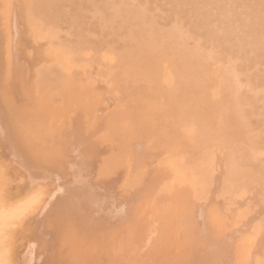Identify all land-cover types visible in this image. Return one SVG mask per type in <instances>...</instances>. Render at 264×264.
I'll use <instances>...</instances> for the list:
<instances>
[{
  "label": "rangeland",
  "instance_id": "rangeland-1",
  "mask_svg": "<svg viewBox=\"0 0 264 264\" xmlns=\"http://www.w3.org/2000/svg\"><path fill=\"white\" fill-rule=\"evenodd\" d=\"M5 1H6V2L8 1V2H7V7H6V2H5ZM24 1H25V2H24ZM24 1H21V0H19V1H18V0H17V1H14V0H13V1H12V0H4V1H3L4 4H1V3H0V6H1V7H0V10H1V12H0V17H1V19H2V14H3V13H5V15H6L5 17H7V18L9 19V20H8L7 18L3 17V18H4L3 23H4L5 21L8 22V23H7V24H8L7 26L9 27V25H10L9 22L13 20V16H12L13 10H15V11H14L15 13H13V15L15 14L14 17H16L14 20L16 21V19L18 18V19H17V22H20V20L22 21V23H17V22H15L16 27H17L16 30H17V31L19 30L18 32H20V33H18V35H17V39L15 40V43H16V44L10 42L11 39H12V38L10 39L11 36L13 37V39H15L13 34L10 35V33H11V32H10V28H12V27L10 26L8 30H5L6 32H4V33L7 34V36H4L5 34H4V33H1V32H3L2 30H3L4 28H6L7 26L4 27V25H6V24L0 23V24L3 25V26L1 25L3 29H1V26H0V38L3 37V38L0 39V52H1V53H0V60H2V61L0 62V63H1V64H0V71H1L0 73H2L3 70H4V67H2V66H6V67H7L6 63L8 64V63L10 62V60H13V61H14V63H12V62H11V63H12V64L14 65V67H15V68H13L14 71L11 70V71L14 72V74H13V72L8 71L9 73H8V76H7V71H6V73H5L6 77H9V76L11 75V77H9V78H11V79H10L11 81L9 80L11 83H10V82L8 83V82L6 81V80H8L9 78L3 77L4 79L6 78L5 81L2 79V77H1L2 80L0 79L1 81H3V82H7V84H9V85H7L6 83L1 84V82H0V85H1L2 87L6 88V92H8V93H10V92L12 91V95H15V97L13 96L14 99H12V96H11V95H10V97H9V96H8L9 94L7 95V94H5V93H4V95H7V96H3V93H2L1 95L3 96V97H2L3 99H4V98L6 99V97H8L7 99H9V100H5V99H4L3 102L5 103V105H6V106L8 107V109H9L10 106H8V104H7V101H9L8 103H9L10 105L13 106L12 109H11V107H10V109H11V111H12V110L15 111V115L17 114V115H19L20 117L23 116V115H29L28 118H29V121H30V122L28 121L27 116H26L25 118L23 117V118H22V121H21V122H24V123H27V124H28V129L30 128L29 126H31V127H33V128H37V129L35 130V129L31 128V130H28V129H27V126L24 125V123L19 125V123H21V122L18 121V122H19V123H18V126L21 127L20 129H22L23 132H24V131H26V132H25V134H24L23 132H19V133H18L17 131H15L16 129L13 130V131L17 132V134H20V133H21V135L24 134V136H23V135L20 136V137H17V136L14 137V136H13V137H11V138H8V139H10V141L13 140L14 142H16V140H15L14 138H16V139L18 138V143H15V144H14V145H16V147H17V148L15 147V150H16V151L13 149V150H11L12 153L9 154L8 151H9L10 149H9L8 151H7V149H4V148H6V147L8 148V145H9V144L6 142V140L4 139V137L6 138V137L8 136V135H5V134H7V133L9 132V130H8L9 128H7V131H5V132H7V133L1 131L2 129H4V130L6 129V125H4L5 128H4V127H3V128H0V134H1V135H0V145H1V142H3L2 145L4 144L3 146L1 145V146L3 147V149H4V152L2 151V153H5V154H6V152H7L6 155L9 156L8 159L11 158L10 161H8V159H6L7 157H3V156H5V155L2 156V154H1V152H0V156H2V157L4 158V161H6V162H4V161H3V158L0 157V159H2V161L4 162V163H2V162L0 161V202H1V203H0V208H1V205H2V207H4L5 205L7 206V207L5 206L4 208H2L3 211L0 210V215H1V216H0V220H1V221H0V236L3 235V236H4V237H3L4 240H7V241H4L3 239H1L2 237L0 238V246H3L2 248L0 247V251H1V252H0V253H1V256H0V262L2 261L1 259H3V261H5V260L7 259V260L5 261L6 263H5V262H4V263L1 262L0 264H7V262H8L9 264H15V263H14V259L16 260V264H20V263H21V264H25V263H24L25 261H26V262L28 261L26 264H32V263H34V259H36V260H35V261H36L35 264H38L40 260H42V262H41L42 264H43V263H44V264H48L49 262H51L50 259H49V260H50L49 262L47 261L48 258H53V257H54V259H55V256L58 255V254H57L58 251H57L56 249H54V252H55V254H56V255L54 254V255H55V256H54L53 253H52V252H53V251H52V250H53V249H52V248H53L52 243H54V242H52V243L49 242V241H48V240H49L48 238L50 237V238H51V241H53V238L56 239V237H54V236H57L58 233H57V234H54V236H50V235L47 234V235L49 236V237L47 236L48 238L46 237L48 240H44V239H43L44 241L49 242V243H50V246H51V247H50L49 245H48V246H45V245H46V242H45V244H42V245H44V247H45V248H42V249H45V255H46V256L49 255V254H46V251H48V253L51 252L52 255H53V256H51V257L48 256V258L45 259L46 256L43 255V254H44V251H42V250L39 251V249H40L41 246H42L41 244H40L41 246H39V243H43V242H44L42 239H40V241H38V238L40 237V236H38V234H39L38 232H41V231L37 230V232H36L37 227H38L40 224H42V223H40V222L38 223L37 221H40V220H37V221H36V219H37V218L41 219L40 217H42V216H41V215H42V210H43V212H44V211H46V208H49L50 210H51V208H52V210H51V212H50V215H51V213H53V214H54V213H57L56 210H58V212H59V206H61V205L63 206V207H61V209L67 207L68 209H72V211H70L71 213H73V211L76 213V211L73 210V209H76V206H77V205H78L77 207L80 208V207H81V206H79L80 203H81V205H82V203H84L83 208L86 207V208L88 209V210H86L88 214H89V212H92V213H93L92 215H90L91 213L89 214V216H90V218H91L90 220H92L93 216H95V219L97 220V223H99V222H100V223H101V222L104 223V220H103V219H105V223H107L108 226H110L109 228L111 229V226H112V229L114 230V232L116 231L115 233L112 232V233H114V237H113V235H112V233H111L112 230H110V229H109V233H108V234L111 233L110 236H109V235L106 236L105 233H104V235H105L106 237H105V236H103V237H105V239L108 238V237H111V239L108 238L109 241H111V240H116V239H118V238H119V239H124V240H125V239H126V240H130V241H131V238H132L133 240H138V241H141V242H142L143 240H147V239H149V240L151 241L150 238L153 236L152 234H155V233H156L155 235H157V236L159 235V239L162 237V238H164V239H166V240H165V241H163V240H159L158 237H156L155 240L158 239L157 241H158L159 243L162 242V241L166 243V241H169V240H167L169 236H170L169 238L171 239V235H170V232H169V233H167V234H169V235L166 237L167 234L164 232V231H165V230H164V229H165V228H164V225L167 226L166 228L169 227L168 229H169V230L171 229L170 231H172V227H173V226H174L173 229H175V228H176V230L178 229L177 232H175L176 230H175V231L173 230L174 232H173V231L171 232V233H173L172 239H173L174 241H172V240H170V241L172 242V245H173V246L171 245V243H170L169 246H168L167 243H166V246H167V247H166V246H163V247H165L164 250H163V247L159 245V247L163 250V253L160 254L161 257H159V258L157 259L158 261L155 260V261H157L156 264H158L159 262H162V263H160V264H163V262L166 263V261L169 260V259H171V260H175V261H177V262H175V261L172 262L171 260H169V261H171V262L168 261L167 264H171V263H173V264H174V263H176V264H177V263L185 264L186 262H187L186 264H189V263L192 264V262H193V264H195L194 262H197V261H195V260H198L199 257H200L199 260L203 259V257L206 259V258H207L206 256L210 257V256H209V255H210L209 252H208L207 254L204 253V252L207 251V248H206V247H207V244H208V243H209L208 245H213V246H215L213 250H212L213 247L211 246V249H210V248H209L210 246H209L208 249H209L210 251H217V252H215V253H213V252L211 253V256H212V254H213V256H212V258H211V259H213V262L210 261V263L212 262L211 264H216L217 261H218L217 264H221V263L223 264L226 260H227L228 262H229V261H230V262L227 263V261H226L225 264H231V263L234 262V259H235V258L237 259V260H235V261H236V262H239V261H240V260H239L240 257L242 258V259H241L242 262L240 261L239 263H243V262H245V260H247V261L250 260V261H248V264H249V262H250V264H251V263H252V264H263V263H264V248H263L264 246H262V245L264 244V240H263L264 238H263V239H261V238L264 237V231H263V230H260V229H261V228L264 229V225H262V224H263L262 222H264V220H263L264 218L262 219V217L264 216V212H262V211L264 210V208H262V207H264V203H263V202H264V199L261 198V196H264V191H263V190H264V187H262V186H264V184H263L264 181L262 182V180H264V175H262V174H264V164H263V163L261 164L260 162L264 160V159H263V158H264V152H263V151H264V148H263V147H264V144H263V143H264V140L261 139L260 141H257V139H259L258 136L253 137L254 140L252 139V135H253V134L257 135V133H255L256 131H259L258 134L260 133V131L263 133V129H262L260 123L257 121V119H254V120H255V121H254V124H252V125H253V128H252V126H251L250 130H249L248 128H245V129H248V130H249L248 132H247V131H246V132H247V133H250L249 135L251 136V139H247V138L249 137V135H248L247 133L245 134L246 136L243 137L245 131H244L243 129L241 130V129L238 127V123L240 122V123H239V124H240L239 126H240V127H243V126H244V120H243V118H241V117H240L241 119H239V118H238L239 115L236 114L235 112H232V111H233V110H232L233 108H232L231 104H232L233 98H231V97L228 98V97L224 96L223 94H221V96H219L220 93H223V91L225 90V88L228 86V84L225 83V82H227V81H224V82L222 83V80H219V81L221 82V83H219V82H217L218 79L216 80V77H217V76H216V75H217V74H216V70L218 71V67H219V62H220V61H218L217 63L214 62V68H215L214 71L212 70L213 68H210V66H209V68L211 69L210 71H212V72L215 73V75H214V76H215V77H214L215 79H214V80L212 79L213 77H211V76H213V75H211L212 72H209L211 76H209V73L207 72V70L209 69V68H207V67H208V65H210V64H208V65L203 64V63H202L203 65L200 64V65L202 66L201 69H203V67H204L205 70H206V68H207V70H206V71L203 70V72L205 71V72H206L205 75H207V78H208V76H209V78L207 79L206 76H205L204 73H203V75H204V77H205V78H204L203 75H202V71H199V69H198V68H200V67H199L200 65H199L198 63H195L197 66L194 67L195 64H191V63H182V62H179V61L173 60L172 58H171V59H172V60H171V59H170V56L168 55V52L166 51V49L168 50V48H166V49L164 50V52H163V49H164V48H163L162 51H161V53H159V54L157 53L158 50L154 49V50L157 51V52H156V51H154V50L152 49V52L154 51V52H153L154 54H153V57L150 56V55H151V54H150L151 52H150V51L148 52V49H147L148 47H145V44L142 45L144 39H145V41H144L145 43H146V41H148V40L146 39V38H147V37H146V33H145L146 31H144V32L142 31V32H140L139 34H141L143 38H144V36H145L144 39L142 38L143 41L141 40L140 36H139V35H136V32H134L135 36L137 37V39H136V43L139 45L140 43H138V41H140V42L142 41V42H141L142 44L140 45V50H139V49H138V50H134V52H138V51H139L138 54L140 53L139 55H140L141 57H142L141 52H146L147 55L149 56L148 58H153V61H152V60H151V61H152V63H153L154 65H153L152 63L150 64V63H149L150 61H146V62H145V61H142V62H139V64H138V62H132V59L134 60V57L131 58V59H130L131 62H129V59L126 60V61H122V60L118 59V57H117V59H116V57H115V58L113 57L114 59H116V60H114V59H112V57H111L110 55H108L110 58L107 56V58H108V59H107L108 61H107V60H105V59H106V55H107V53H105V58H104V56H102L103 59L100 58L101 55H97V56H95V55H96L95 53L98 52L99 50H100V52H102V50L104 51L105 49H106V52H108L109 50H111V49H108V48H106V47H101V48H99V49H91V50H89V52H88V50H86L85 52L87 53V54H86L87 57H84L82 54H80L81 50H79V53H77L78 50L76 51V49L69 48V47L66 48V47H63V46L61 45L63 48H65V51H67V52H65V54H64V52H62V53L64 54L65 58L61 55V53H59V54L61 55V57H60L61 60H58V61H60V62H58V63H61L62 60H63V62H62V65H63V66H65V63L67 62V63H66V66H69V68H70V67H71V68L74 67L73 69L70 68V70H69V71H72L70 75H72V73H73V76H71V78H67V77L69 76V74H68L69 71H68V70H65V69H64L65 71H63L62 69L65 68V67H63L61 64H59V66L61 65V66L59 67V66H58V63H57V61H56L57 59L55 60L56 62H54V61H52V60H54V59H52V58H54V57H52V58L50 57V56H51L50 54H52L53 56L55 55V54H53V51H54V50H52V49H53L54 46H55L54 48H56V46H58L57 44H59V43H57V41L65 40V39H67V37H68V35H64V31H65V33H66V30H67V28H66V24H61V25H60L61 27L59 28V31H57L58 33H59V32L61 33V32L66 28V30H64V31L62 32V34H60V33L58 34L59 36L62 35L61 37H63V38H59L58 35L55 36L54 34H53L54 36L52 35L53 37H51L52 31H50V30L47 28L48 25H47V22L45 21V18L43 17V15H38V14H36V15L34 14V15H33V11H32L31 4H30V6H28V4H29V3H27L28 0H24ZM26 1H27V2H26ZM9 2H10V3L12 2L13 4L11 5V4H9ZM15 2H17L16 5H15ZM22 2H23V4H24V3H27V5H25V6H26V7L28 6L27 8H29V9H28V11H29L28 13H26V11H24V10H25V6L22 4ZM20 4H21V5H20ZM9 5H10L11 7H10ZM2 6L5 7L7 10H5V8H3V10H2V9H1ZM22 6H23V7H22ZM8 7L11 9L10 12L8 11V9H9ZM16 7H17V8H16ZM20 7H22V10L19 9ZM12 8H13V9H12ZM14 8H15V9H14ZM10 9H9V10H10ZM4 10H5L6 12H5ZM7 11L9 12L8 14H7ZM19 11H20V12H19ZM21 11H22V12H21ZM23 11H24V15H23ZM25 13L27 14V16H25ZM9 14L12 16V17L10 16V18H12V20L9 18ZM17 15H18V16H17ZM3 16H4V15H3ZM19 16H20L21 18H22V16L27 17V19H30V21H31V19H33V20H32L33 22H34L35 20L39 21V22L35 21L36 24H37V26H38L37 29H39V32H40V28H41V27H42L41 30H43V33H44L45 35H46V33H47V32L45 33V30H46V31L49 30V31H48L49 33H48V34H50V37H49L48 34H47L46 36L43 37V35H44V34H43L41 37L44 38V39H41V38H39L38 40H37V39H34V38H37L35 35L41 34L42 32H41V33H38V30H37L36 28L34 29L33 26H31V27L34 29V32L37 31L36 34H35V33L33 32V30L31 31V28L28 29V26H29V25H28V24H29L28 21H29V20H26V21H25V18H22V19H21ZM29 17H30V18H29ZM34 17H35V18H34ZM23 19H24V20H23ZM38 19H39V20H38ZM14 20H13V21H14ZM13 21H12V22H13ZM0 22H2V20H1ZM6 22H5V23H6ZM12 22H10V23H12ZM24 22H26L27 24L24 23ZM23 23H24V25H23ZM40 23H41L42 25H41ZM18 24H21V25H18ZM25 24H26V25H25ZM30 24H31V23H30ZM11 25H13V24H11ZM31 25H32V24H31ZM40 25H41V26H40ZM64 25H65V26H64ZM22 26H24V27L26 26L25 28H26L27 30H30V32L27 31V30H26L24 27H22ZM46 26H47V27H46ZM13 27H15V26H13ZM18 27H19V28H18ZM39 27H40V28H39ZM44 27H45V28H44ZM20 28H24L26 32L24 31V29L21 30ZM43 28H44V29H43ZM6 29H7V28H6ZM12 29H13V28H12ZM12 29H11V31H12ZM62 29H63V30H62ZM7 31H8V33H7ZM21 31H22V32L24 31V33H22ZM12 32H13V31H12ZM28 32H29V33L32 32L34 37L31 38V37H32V36H31L32 33L29 34ZM26 33H27V34H26ZM54 33H55V32H54ZM142 33H144V34H142ZM25 34L27 35V37H23V36H26ZM66 34H67V33H66ZM15 35H16V34H15ZM22 35H23V36H22ZM28 35L31 36V37H28ZM19 36H20V37H19ZM39 36H40V35H38V37H39ZM47 36H48V37H47ZM135 36H133V37H135ZM8 37H9V38H8ZM54 37H55V38H54ZM56 37H57V38H56ZM129 37H132V36H129ZM4 38H6V40H7V38H8L9 41L7 40L8 42H6ZM18 38H19V40H18ZM22 38H23V39H22ZM24 38H25V39H24ZM30 38H31L32 40L34 39V42H35V43L32 42V40H31ZM50 38H52V39H50ZM13 39H12V42H13ZM20 39L23 40V41L21 42ZM29 39H30L31 43H30ZM47 39L49 40V42H48ZM57 39H58V40H57ZM17 40H18V42H17ZM24 40H26L27 42L23 43ZM39 40H40V41H39ZM43 40H46V41H43ZM134 40H135V38H134ZM137 40H138V41H137ZM19 41H20L21 43H19ZM51 41H52V42H51ZM1 42H2V43H1ZM36 42H37V44H36ZM39 42H40V43H39ZM43 42H44V44H43ZM18 43H19V44H18ZM22 43H23V44H22ZM41 43H42V44H41ZM45 43H46V44H45ZM47 43H49V44H47ZM51 43H52L53 45H51ZM147 43H148V42H147ZM4 44H5V46H4ZM6 44H7V45H6ZM8 44H10V45H8ZM20 44H21V45H20ZM29 44H30V46H29ZM39 44H41V45H39ZM13 45H14V49H13V47H11V46H13ZM27 45H28V46H27ZM32 45H35V47L38 46V45H39V46H38V48H37V47L35 48L34 46L31 47ZM43 45H45V46H43ZM46 45H47V46H46ZM48 45H49V46H48ZM59 45H60V44H59ZM8 46L11 47L12 51H15V54H14L13 56H11V54H10L11 50H10V48H9ZM22 46H23L24 48H22ZM26 46H27L28 48H25ZM41 46L44 47V48H45V47H46V48L48 47V48H50V49L48 50V48H47V49H44V48H43V49L46 50V51H41V50H43ZM50 46H51V47L53 46V47L51 48ZM61 46H58L57 48L60 49V48H62ZM142 46H143V47H142ZM3 47H6V48H3ZM20 47L22 48V49H21L22 51L25 50L24 53H26V55L20 50ZM141 47H142V49H141ZM17 48H18V49H17ZM31 48L38 49V51H37V53H36L35 55H34V53H35V52H34V49H31ZM39 48H41V50H40ZM57 48H56V49H57ZM8 49H9V50H8ZM66 49H67V50H66ZM191 49H192V48H189V49H186L185 51H187V52H192ZM7 50H8V54H7V52L5 53V51H7ZM19 50L21 51V53H20ZM31 50H33V51L31 52L32 56H31V54H30V51H31ZM51 50H52V53H51ZM57 50H58V49H57ZM57 50H56V52H55V51H54V52H55V53H58L59 51H57ZM60 50H61V51H64V49H60ZM92 50H93V51H92ZM107 50H108V51H107ZM189 50H190V51H189ZM26 51H27V52H26ZM35 51H36V50H35ZM39 51H40L42 54H40ZM47 51H50V52L48 53ZM68 51H69V52H68ZM70 51H72V52L74 51L73 54H72V56L70 57L71 59L75 60V61L71 60V62H73V63H71L70 61H68V60H69L68 57H69V55H70L69 53H71ZM90 51H92L93 53H92V52L90 53ZM116 51L119 52L120 50H116ZM140 51H141V52H140ZM168 51H169V54L172 53V52L170 53V51H172V50H168ZM38 52H39L40 55H38ZM43 52H44V53H43ZM45 52L47 53V55L49 54L50 56H47ZM111 52L113 53V50H112ZM159 52H160V51H159ZM162 52H163V53H162ZM166 52H167V54H166ZM3 53H5V54H3ZM11 53L13 54L14 52H11ZM28 53H29L30 55H28ZM76 53H77V54H76ZM81 53H82V52H81ZM89 53L92 54V55L90 56ZM109 53H110V51H109ZM115 53H116V52H115ZM115 53H113V54H115ZM164 53H165V55H166L167 57L164 55ZM9 54H10V55H9ZM22 54H23V55H22ZM44 54H45V55H44ZM74 54H75V55H74ZM83 54H84V52H83ZM93 54H94V55H93ZM100 54H101V53H100ZM149 54H150V55H149ZM156 54H157V56L162 54V55L165 56V57H160V56H159V57H157L158 59L156 58V59H157V60H156V59H154L155 56H156ZM4 55H5L6 57H4ZM15 55H17V56L14 58ZM24 55H25V56H24ZM56 55H57V56H55V58H56V57L59 58L60 55H58V54H56ZM80 55L83 56V59H84V58H85V59L83 60V59L81 58ZM102 55H103V53H102ZM34 56H35V57H34ZM40 56H41V58H40ZM89 56H90V57H89ZM168 56H169V58H168ZM2 57H3V58H2ZM11 57H12L13 59H12ZM20 57H21L22 59H23V58H25V59H24V60H21ZM28 57H30L31 63H30V60H28V59H29ZM36 57H37V61H36ZM38 57H39L40 59H42V60H41V63H42V66H41V67H40V64H41V63L38 64V63L40 62V60H39V62H38ZM44 57H45V58H44ZM47 57H48V58H47ZM91 57H92V59H91ZM93 57H94V58H93ZM1 58H2V59H1ZM4 58H8V61H7V59L4 60ZM27 58H28V59H27ZM49 58H50V59H49ZM99 58H100V59H99ZM45 59H49V60L45 61ZM88 59H89V60H88ZM98 59H99L100 62H102L101 64H99L100 62L97 61ZM101 59H102V60H101ZM111 59H112V60H111ZM136 59H137V58H136ZM166 59H167V60H166ZM190 59L193 61L192 57H190ZM18 60H19V61H18ZM20 60H21V62H20ZM32 60H33V61H32ZM50 60H51L52 62H51ZM66 60H67V61H66ZM80 60H81V61H80ZM103 60H104V62H103ZM6 61H7V62H6ZM15 61H16V62H15ZM28 61H29V64L31 65V67H30L29 64L27 63ZM34 61H35V62H34ZM43 61H45V63H46L47 65H46ZM76 61H77V62H76ZM83 61H84V62H83ZM87 61H88V62H87ZM91 61H93V63H92ZM111 61H112L113 63H112ZM116 61H117V62H116ZM155 61H156V62H157V61H160V62H159V64H158V63H156ZM175 61H176L177 63H175ZM4 62H5V63H4ZM32 62L35 63V64H33ZM49 62H51V63H50L51 65L48 64ZM68 62H70V64H68ZM86 62H87V63H86ZM96 62H97L99 65L96 64ZM115 62H116V63H115ZM144 62H145L146 64L148 63L149 65H151V67H150L148 64L146 65ZM178 62H179V63H178ZM21 63H22V64H21ZM82 63H83V64H82ZM90 63H91V64H90ZM94 63H95V64H94ZM109 63H110V64H109ZM140 63L142 64V67L140 66V67L142 68V71H143L142 73H144V71H145V73H144L143 75H142L141 73H139V72H141V71H140L141 68H140V70H139V67H137L138 65H140ZM161 63H162V64H161ZM215 63H216V64H215ZM19 64H20V65H19ZM23 64H24V65H23ZM36 64H37V66L39 65V67H37ZM72 64H73V65H72ZM74 64H75V65L77 64L78 66H77V65L75 66ZM104 64L107 65V66H105ZM123 64H124V65H123ZM144 64H145V65H144ZM157 64H158L161 68H163L164 66H165L166 68L164 67L163 69H159L160 67L157 68V66H158ZM176 64H177V65H176ZM184 64H185V65H184ZM187 64H188V66H187ZM189 64H191V66H189ZM25 65H27V66H26V68L24 69ZM32 65H33V66H32ZM93 65H94V66L97 65V66L93 67ZM102 65H103V66H102ZM108 65H109V67H108ZM114 65H115V66L117 65V67H115ZM129 65H130V66L133 65V66L130 68ZM152 65H153L154 67H156V69L161 70V71H158V70H157V72H156L157 75H156V76H154L156 73H155V74L153 73L155 69H153L154 67H152ZM155 65H156V66H155ZM171 65H172V66H171ZM173 65H174V66H173ZM179 65H180V66H179ZM182 65H183V66H182ZM8 66H9L8 68H10L12 65H10V63H9ZM23 66H24V67H23ZM34 66H35V67H34ZM46 66H47V67H46ZM127 66H128V67H127ZM144 66H145L146 68H147V66H148L149 68H151L152 72H151V70L146 69ZM162 66H163V67H162ZM167 66H168L169 68H168ZM12 67H13V66H12ZM27 67H28V70H30L31 72L28 71V73H27ZM54 67H55V68H54ZM62 67H63V68H62ZM76 67H80V68H77V69H76ZM125 67H126V69H125ZM143 67H144L145 70L143 69ZM211 67H212V66H211ZM1 68H2V70H1ZM29 68H30V69H29ZM34 68H35L36 70H35ZM61 68H62V69H61ZM66 68H67V67H66ZM69 68H67V69H69ZM86 68H87V69H86ZM94 68H96V70H95ZM101 68H102V69H101ZM107 68H108V69H107ZM119 68L121 69V71L119 70ZM177 68H178V69H177ZM181 68H182V69H181ZM183 68L185 69V72L182 71V70H184ZM186 68H187V69H186ZM6 69H7V68H6ZM6 69H5V70H6ZM11 69H12V68H11ZM19 69H20V71H19ZM57 69H58V70H57ZM60 69H61V70H60ZM74 69H75V70H74ZM85 69H86V70H85ZM93 69H94L95 73H94V71H92ZM106 69H107V70H106ZM170 69H172L173 74H172V72H171ZM189 69H191V70L193 69V71H191V70H189ZM5 70H4V71H5ZM7 70H10V69H7ZM33 70H35L36 73H37L38 71H39V72L35 75V74H33V73H35V71L33 72ZM56 70H57V71H56ZM105 70H106V71H105ZM117 70H118V71H117ZM125 70H127V71L125 72ZM162 70H163V71H162ZM174 70H175V72H174ZM23 71H24V74H23ZM47 71H48V72H47ZM49 71H51V72L49 73ZM67 71H68V73H67ZM84 71H86V72H84ZM91 71H92V73H94L95 75H93V74L91 73ZM107 71H108V72H107ZM109 71H110V72H109ZM116 71H117L118 73H116ZM18 72H19V74H18ZM21 72H22V73H21ZM65 72H66V73H65ZM80 72L83 74V76H84L85 78L81 75ZM88 72H89V73H88ZM100 72H102V73H100ZM103 72H104V74H103ZM120 72H121L122 74H121ZM123 72H124V73H123ZM149 72L152 73V74H151V75H148V74H150ZM159 72L162 73V74L160 73V75H161L160 82H161V83H162V82H163V83H165V82L168 83L167 86L164 85V84H162V86H165V90H164V91H163V89H159L158 87H156V86H158V84H159V83H158V82H159L158 80L155 81V82L158 81V82H157L158 84L155 83L156 85H155V84L153 85V87H155V89H154L153 87H151L150 85H148V83H147V81L150 80V79H152V80H150V81H153V80H154L152 77H154V78H156V79H158L157 77L160 78V76L158 75ZM163 72H166V75H165V73H163ZM183 72H184V73H183ZM10 73H12V74H10ZM26 73H27L28 75L31 73V74L29 75V78H30V77H32V78H31V79L27 78L28 76H25ZM75 73H76V74H75ZM79 73H80V74H79ZM86 73H87V74H86ZM96 73H97V74H96ZM99 73H100V74H99ZM107 73H108V75H106ZM109 73H111L112 75H109ZM125 73H126V74H125ZM188 73H190V74H188ZM193 73H195V74H193ZM200 73H201V74H200ZM214 73H213V74H214ZM3 74H4V72H3ZM32 74L35 75V77H34ZM39 74H41V75H40V77H41L40 79L38 78V75H39ZM88 74L91 75V76H89ZM102 74H103V75H102ZM124 74H125V76H124ZM146 74H147V76H145ZM163 74H164V77H166V79L163 77ZM176 74H177V75H176ZM182 74H183L184 76H183ZM185 74H186V76H185ZM21 75H22V76H21ZM31 75H32V76H31ZM78 75H80L81 77L78 76ZM98 75H99V76H98ZM105 75H106V76H110L111 78H112V76H114V77H113V79H110V77H109V79H108V77H106V78L108 79V80H107V79H105ZM135 75H136V76H135ZM137 75H139V77H140V75H141L142 77L138 78ZM167 75H168V76H167ZM0 76H1V75H0ZM12 76H13V77H12ZM36 76H37V77H36ZM63 76H64V77H63ZM77 76H78V77H77ZM96 76H97V77H96ZM103 76H104V78H103ZM117 76H118V77L121 76L122 78H118ZM169 76L172 77V78H170L171 80L168 79V80L170 81V84H169V81H167V77H169ZM180 76H182V77H181V79H183L182 81L179 80ZM187 76H188V78H187ZM16 77H17V78H16ZM69 77H70V76H69ZM72 77H73V79L75 80V82H74V80H73V81H72V80H71V81L69 80L70 82L67 84V85H69V86H67V85L65 84V85H66V89H65V90H62V87H63V86L65 87V85L63 84V81L61 82V80L72 79ZM92 77H93V78L95 77V79H93ZM100 77H101L102 81H104L103 79L106 80V81H104V83H107V84H104V85H107L108 87L111 85V86L109 87L110 89H105V90H104V88L107 87V86H104L103 84H102L103 86H101V85L99 84V83L102 82L101 79H100ZM143 77H144V78H143ZM149 77H150V78H149ZM189 77H191L190 80H189ZM195 77H196V79H195ZM42 78H44V79H42ZM61 78H63V79H61ZM75 78L77 79V81H78V79L80 78L79 81L77 82L76 86H75V83H76V79H75ZM83 78L86 79L84 82H83ZM90 78H91V79H90ZM117 78H118V80H117ZM146 78H148V79H146ZM23 79H24V81H23ZM26 79H27V82L25 81ZM28 79H29V81H28ZM35 79H36V81L38 82V84H36L37 82L34 81ZM56 79L58 80V82L56 81ZM96 79H99V80H100L99 83H98V80H97V82H96ZM185 79H186L187 81H189V82L191 81L190 84H189V86H188V85L185 86L186 84L189 83V82H187ZM192 79H193V80H192ZM198 79H199V80H198ZM81 80H82V81H81ZM110 80H111V81L113 80V81H112L113 83H112ZM135 80H136V81H135ZM140 80L142 81V83H143V81H144V85L142 84L143 87H144V88H143L144 90H142V89L140 88L142 85L138 87V83L140 82ZM146 80H147V81H146ZM206 80H208V81L211 80V81H210L209 83H207L208 81H206ZM212 80H213V81H212ZM215 80H216V81H215ZM33 81H34V82H33ZM65 81H66V80H65ZM107 81H108V82H107ZM138 81H139V82H138ZM177 81H178V82H177ZM192 81H193V82H192ZM199 81H200V82H199ZM214 81H215V82H214ZM25 82H26V84H25ZM32 82L36 84V87H35V86H31V85H34ZM66 82H67V81H66ZM66 82H65V83H66ZM79 82H80V83H79ZM131 82H132L133 84H131ZM148 82H149V81H148ZM153 82H154V81H153ZM176 82H177V83H176ZM201 82H202V83H201ZM211 82H212L213 85L211 84ZM30 83H31V84H30ZM71 83H72V84H71ZM96 83H97V84H96ZM136 83H137V84H136ZM171 83H172V84H171ZM178 83L180 84V86H179ZM183 83H185V84L183 85ZM191 83H192V84H191ZM204 83H205V84H204ZM206 83H207V84H206ZM19 84H20V87L18 86ZM21 84H22L23 87L21 86ZM27 84H29V85H27ZM41 84H42V85H41ZM43 84H44V85H43ZM61 84H62V85H61ZM70 84H71V85H70ZM73 84H74V85H73ZM98 84H99V85H98ZM127 84H128V85H127ZM140 84H141V83H140ZM149 84H153V83H150V82H149ZM177 84H178V85H177ZM209 84H211L212 86H210ZM214 84H216L214 88L217 89V90L215 89V91H214V88H213ZM218 84H219V85H218ZM222 84H224V85H222ZM4 85H5V86H4ZM38 85H39V86L41 85L40 88L37 87ZM90 85H91V86H90ZM94 85H96V86L94 87ZM112 85H113V86H112ZM116 85H117V86H116ZM135 85H137V86L135 87ZM172 85H175L174 88L172 87ZM176 85H177V86H176ZM220 85H222V87H220ZM226 85H227V86H226ZM8 86H9V87H8ZM12 86H13V87H12ZM25 86H26V87H25ZM28 86H31V87L27 88ZM42 86H44V87H42ZM53 86H54V87H53ZM70 86L72 87V88H71L72 90H70ZM87 86H88V87H87ZM125 86H126V87H125ZM128 86H129V87H128ZM133 86H134V88H135V91H137V90H138V91L142 90V91H140V93L137 92V94L134 95V94H135V91H133V90H134V89H133ZM159 86H160V88H162V87H161V84H160ZM182 86H183V87H182ZM209 86H210V87H209ZM2 87H1V88H2ZM11 87H12V88H11ZM14 87H15V88H14ZM18 87H19V88H18ZM21 87H22V88H21ZM32 87H33V88H32ZM47 87H48V88H47ZM76 87H78V88H77L78 91H77V90H74ZM86 87H87V88H86ZM97 87H98V88H97ZM100 87H101V88H100ZM102 87H104V88H102ZM111 87H112L113 89H112ZM124 87H125V88H124ZM127 87H128V88H127ZM150 87H151V88H150ZM166 87H167L168 89H167ZM169 87H170V88H169ZM186 87L189 89V91H187L188 89H187ZM191 87H192V88H191ZM205 87H207V88H205ZM208 87H209V88H208ZM217 87H218V88H217ZM1 88H0V89H1ZM7 88H10V89H12V90L9 92V91L7 90ZM41 88H43V90H42ZM68 88H69V89H68ZM80 88H81V89H80ZM90 88H91V90H90ZM96 88H97V89H96ZM122 88H123V89H122ZM131 88H132V89H131ZM156 88H157V89H156ZM175 88H176V91L174 92ZM179 88H180L181 91L178 90ZM183 88H186V89L184 90ZM211 88H212V89H211ZM220 88H221V89L223 88V89H222L223 91H220V90H219ZM2 89H3V88H2ZM13 89H15V91H14ZM23 89H24V92H22ZM27 89H28V90H27ZM31 89H32V90H31ZM35 89H36V91H35ZM40 89H41V90H40ZM82 89H84V93H85L84 95H85L86 97H87V95H88V94L86 93L87 90H88L87 92L90 94V95H88V99H89L88 102L85 101L86 98H85V96L83 95V90H82ZM86 89H87V90H86ZM95 89H96L97 91H96ZM98 89H100V90L98 91ZM115 89H116V90H115ZM124 89H126V92H125ZM129 89H130V90H129ZM171 89H172L173 91H172ZM197 89H198L199 91H197ZM210 89H211V90H210ZM3 90H4V89H3ZM19 90H20V91H19ZM33 90H34L35 92H33ZM45 90H46V91H45ZM58 90H59V91H58ZM92 90H93V91H92ZM102 90H103V92H102ZM106 90H107V91H106ZM108 90H110V91L113 90V91H114V92H113L114 94H113V93H110V91H108ZM120 90H121V91L124 90V91H122L123 93H121ZM128 90H129L130 92H129ZM154 90H155V92H154ZM156 90H157V91H156ZM158 90H159V91H158ZM194 90H195V91H194ZM205 90H206V91H205ZM207 90H208L209 92H210V91H213V92H210V94H208V93H207ZM0 91H1V90H0ZM4 91H5V90H4ZM29 91H30V92H29ZM39 91L41 92V94H40ZM44 91H45V92H44ZM50 91H52V92H50ZM63 91H65L66 94L61 93V92H63ZM73 91H75V92H73ZM76 91H77V92H76ZM91 91L94 92V94H95L96 96H95L94 94H91V93H90ZM105 91H106V92H105ZM127 91H128V93H127ZM2 92H3V91H2ZM13 92H14V93H13ZM32 92H33V93H32ZM54 92H56V93H54ZM58 92H59L60 94H58ZM107 92H108L110 95H109V94H106ZM124 92H125V93H124ZM141 92H144V93H146V95H151V96H152V94L154 95L156 92H158V93H156L157 95H156V94L154 95V98H155V96H156L157 98H155V99L153 98V100H157V99H158L159 102H158V101H153V100H152V97H153V96H152L151 98H150V96H148L149 100L147 99V96H146V97L144 96V97L146 98V99H144V97L142 96L143 93H141ZM153 92H154V93H153ZM195 92H196V93H195ZM199 92H200V93H199ZM216 92H217V93H216ZM22 93H24V94L22 95ZM29 93H30V94H29ZM38 93H39V95H37V97H34V96H36V94H38ZM42 93H43V94H42ZM44 93H45V94H44ZM50 93H51V95H50ZM70 93H71V94H70ZM133 93H134V94H133ZM147 93H148V94H147ZM182 93H183V94H182ZM205 93H207V94H205ZM18 94L21 95V97H20ZM26 94H27V97H25V99H24V95H26ZM57 94H58V95H61V96H58ZM62 94H63V95H62ZM68 94H69L70 96H69ZM80 94H82V95H80ZM103 94H104L106 97H105V96H102ZM112 94H113L114 96H113ZM119 94H120V95H119ZM130 94H131V95H130ZM138 94H139V95L142 94L141 97H143V102H144V103L142 102V100L140 101L141 98H139V95H138ZM160 94H161V97H160ZM195 94H196V96H195ZM212 94H213V96H212ZM1 95H0V98H1ZM40 95H41V96H40ZM45 95H46V96H45ZM74 95H76V96H74ZM99 95H101V96L98 97ZM107 95H108V96H107ZM111 95H112V96H111ZM124 95H125L126 98L124 97ZM127 95H128V96H127ZM144 95H145V94H144ZM190 95H191V96H190ZM30 96H31V97H30ZM38 96H40V100H39V97H38ZM43 96H44V97H47L48 99H47V98L42 99ZM49 96H50V97H49ZM64 96H66V97H64ZM72 96H73V97H72ZM77 96L79 97L80 100L82 99V100H81L82 102L78 99ZM81 96H82V98H81ZM118 96H119V97H118ZM122 96H123V97H122ZM132 96H133V97L136 96V98L133 100V102H131V99H133ZM194 96H195V97H194ZM202 96H203V97H202ZM210 96H212V97H210ZM68 97H69L70 101H69ZM74 97L77 98L79 101H78L77 99H75ZM103 97H104L105 99H104ZM111 97H112L115 101H114L113 99H111ZM130 97H131V98H130ZM192 97H193V98H192ZM213 97H214V98H217V99H214ZM223 97H224V98H223ZM17 98H19L20 100L17 99ZM26 98H27V99H26ZM33 98L36 100V104H37L38 102H40L39 107L42 108L41 110H43V108L47 110V108H48V107L46 106L47 104H48V105H52V104H53V105H52V106H53V109L55 108V106H57L55 109L58 108V109H60V110L57 109V111L55 112V111H51V109H50V110L48 109V112H49V113L53 112L52 114H54V115L51 114L52 116H51V115L48 116V117H51L49 120H48L47 115H46L47 121H42V120H41L42 118L40 119V117H41V116L43 117V115H41L40 117H38V111H40V114H41V110H40V108L36 109L35 106H38V104H37V105L35 104V101L33 100ZM90 98H91L92 100H91ZM108 98H109V99H108ZM118 98H119V102H118ZM124 98H125V99H124ZM127 98H128V99H127ZM176 98H178L179 100H177ZM180 98H181V99H180ZM212 98H213V99H212ZM218 98H220V100H219ZM221 98H222V100H221ZM225 98H226V99H225ZM227 98H228V99H227ZM15 99H16V100H15ZM22 99H23V100H22ZM64 99L67 100L66 102L69 101L70 103H69V102H68V103L64 102ZM93 99H94V100H93ZM126 99H127V100H126ZM129 99H130V101H129ZM136 99H137V100H136ZM138 99H139V100H138ZM192 99H194V100H192ZM200 99H201L202 101H201ZM1 100H2V99H1ZM14 100H15L16 102H15ZM17 100H19V101H17ZM30 100H31V101L33 100V101H34V102L32 101L33 103H32L31 105H30V103H29ZM37 100H38V102H37ZM44 100H45V101H44ZM83 100H84L85 102H84ZM90 100L93 102V104H92V102L89 103ZM96 100H97V102L94 104V101H96ZM98 100H99V101H98ZM100 100H101V101L103 100V102H104V104H102L103 107H101V104H99V103L101 102ZM106 100H107L108 103L111 101V102L109 103V105H107L108 103L105 102ZM108 100H109V101H108ZM112 100H113V101H112ZM122 100H123V101H122ZM145 100H146V101H145ZM151 100H152V101H151ZM188 100H191V101H188ZM195 100H196V101H195ZM203 100H204V101H203ZM210 100H211L212 102H214L215 100H217V101H216V106H215V104L213 103L214 106L216 107L215 111H213L214 109H213V110H210V108L208 107V106H210V105L212 104V102H211ZM213 100H214V101H213ZM223 100H225V101H228V100H229L228 103L226 102L227 104H229V103L231 102L230 105H227V106H228L227 109L230 110L229 112H228V110H225L226 108L222 109V108H223V103H224ZM10 101H13V103L10 102ZM21 101H22L23 103H26V104L23 105L24 107L21 106V104H20V103H22ZM31 101H30V102H31ZM41 101H42V102H41ZM47 101H48L50 104H49ZM75 101H77L78 104H77ZM136 101H137V103H138L139 106H140L142 103H143L144 106H145V105L147 104L146 102H147V101H150V102H148V105H150V103H151V105H153L156 109H157V108H158V109L156 110L153 106H152V108H154V109H152V108H151L150 106H148V105H146V106H147V109H143V110L146 112L147 117H146L145 112H144V116H145V117H144V116H142V117L144 118V119H143V122H144V120H145V123H144L142 126H143V128H144V127H145V128L147 127L149 132H146V131H147V130H146L147 128H146V129H145V128L142 129V130L144 131V132H142V133L139 131L141 135H140L139 133H137V132H138V131H137V132H136L137 136H135L136 138L133 137L135 140H136L137 138H141V137H143L144 135H147V136H148V134H150V133H151V134H150L151 136H152L154 133L157 134L158 131H157V133H156V131L154 132L155 129L157 130V126H155V125H157V124H159V123H160L159 125H162V126L159 127L160 129L158 128L160 134H157V135H159V136H158L159 138H157V136L153 135V138H154V139H152V138H150L151 136L149 135L148 137H149L150 140H149L148 137H146V136H145L144 138H142L143 140H142V139H141V140L138 139V141H139V140L141 141V144L145 145L144 148H141V147H140V148L142 149L141 151L138 150L137 147H135V146H134V148H135L134 151L132 150L133 147H131V149H130V145H131L130 142H133V138H132V141H130V139H131V137H132L133 130H134V129H137V127L139 128V127L141 126V124H142V120H141V122L138 120V121L141 123V124H139L140 126L137 125L138 122H135V121H134L135 118H136V120L139 119V118L142 119V117H140V116L137 117L136 115H139V114H140V111L142 110L141 108H143V107H142L143 105H141V106H140L141 108H140V107L136 104ZM138 101H139L140 103H141V102H142V103L140 104ZM186 101H187V102H186ZM220 101H221V102H220ZM44 102H45V104H44ZM54 102H55V103H54ZM59 102H61L62 104L59 103ZM72 102H73L74 104H72ZM83 102H84V103H83ZM103 102H101V103H103ZM115 102H116V103H115ZM123 102H124V103H123ZM154 102H156V103H154ZM157 102H158V103H157ZM174 102H175L176 105H178V108H179V107H182V106L185 107V106H187L188 104L190 105V106L185 107V110H184V111H183V109L181 108L182 111H183V113L186 112V115L183 114L185 117L182 116V114H180L179 111H180L181 109L179 108L180 110H177L178 108L175 106V104L173 105ZM178 102H179V103H178ZM191 102H192V103L198 102L199 105L202 106V110H204V111H202V110L200 111V110H199V109H201V107H200L197 103H195V104H197V105L199 106V109H197V108H198L197 105H196V107H197V108H196L195 105L193 106ZM208 102H209V103H208ZM23 103H22V104H23ZM27 103H29L30 109H29V108H26V106L28 107ZM58 103H59L60 106H62L63 108L66 107V106H67V108H68V106L70 105L71 109L73 108V109H72V112H71L70 107L68 108V110H67V108L63 109L62 107H59V106H58V105H59ZM87 103H88L89 107H88ZM97 103H98L99 105H98ZM126 103H127V104H126ZM128 103H129V104H128ZM131 103H132V104H131ZM133 103H135L136 105L134 106ZM153 103H154L156 106H155ZM203 103H204L205 105H204ZM218 103H219V104H218ZM0 104H1V102H0ZM33 104H35V105H33ZM41 104H42V105L44 104L43 106H45V107L40 106ZM54 104H58V105H55V106H54ZM65 104H66V105H65ZM67 104H68V105H67ZM75 104H77V105H76L77 107L74 106ZM83 104H85V105H83ZM114 104H116V105H114ZM119 104H120V105H119ZM157 104H158V105H157ZM213 104H212V105H213ZM82 105H83V106H82ZM90 105H92V106H93V105H96L95 107L98 108V109H95V107L92 108ZM117 105H118V107H117ZM168 105H169V107H168ZM179 105H180V106H179ZM203 105H204V107L206 106V108H204ZM212 105H211V107H212ZM221 105H222V107H221ZM3 106H4V105H3ZM14 106H17L18 109L15 108ZM19 106H20V107H19ZM72 106H73V107H72ZM99 106H100V107H99ZM108 106H109V108H110V109H109L110 112L113 111V109H115V114H116L117 116H118L119 112H118V114H117L116 111H119V110L122 109V108H123V110H124L125 107H126L127 109H128L129 107H131V108L134 109V107H135V109H136V115H135V116H136V117L133 118V119H131V121H129V122L131 123V125H132V121H133V124H134V122H135L136 127H135V125H133L135 128H132V126H131L130 124H127V123H129L128 120L131 118V117L129 118L128 115H127V117H128L129 119L125 116V117H126L125 121L128 119V120H127V123L122 119V117H124V116H122V115H121V118H118L120 115H119L117 118H116V116L113 117V118H116V120L113 119V118H112V119L110 118V120L112 121V122H110V121L108 120V119H109L108 116H111V117H112V114H114V113L111 114V113L108 111V109H107ZM128 106H129V107H128ZM133 106H134V107H133ZM173 106H174V107H173ZM0 107H1V109H0L1 113H3V110H5V109L7 108V107H6V108H3L2 106H0ZM31 107H34V108L31 109ZM46 107H47V108H46ZM78 107H79V108H78ZM105 107H106V110H105ZM115 107H116V108H115ZM136 107H137V108H136ZM138 107H139V109H141V110H139ZM148 107H150V108H148ZM170 107H172L173 110H172ZM215 107H214V108H215ZM2 108H3V110H2ZM49 108H52V107L50 106ZM80 108H81L82 110H80ZM83 108H84L85 110H84ZM87 108H88V111H89V112H90L91 110L94 109V110H93L94 112L91 111V112H93V114L95 113V110H96L97 114H99V112L102 110V111H101L102 114H103V113H106V114H107V115L104 114L103 117L105 116V118H106V119L108 118V119L106 120L105 118H102V114H101V113L99 114V116H97L98 118H95V117H96V116L94 117L95 114L93 115V114H91V112H90L91 115H90V114H89V115H90L91 117L95 118L96 120L92 119L91 117H89V115L87 116V115L85 114V112H86V113L88 112V111H86ZM89 108H91V109H89ZM99 108H101V109H99ZM102 108H103V109H102ZM118 108H119V109H118ZM126 108H125V109H126ZM145 108H146V107H145ZM175 108H177L176 110L178 111V112H177L178 114L176 113V110L174 111ZM208 108H209V109H208ZM10 109H9V110H10ZM20 109H21V111L23 112L22 114L19 112ZM34 109H36V110L34 111ZM53 109H52V110H53ZM69 109H70V110H69ZM76 109H78L80 112H81V111H82V112L80 113V112L77 110V111H78V114H77V111L75 112ZM111 109H112V110H111ZM116 109H118V110H116ZM129 109H130V108H129ZM133 109H131V110H133ZM149 109H150L151 113H153L154 116L156 115L157 123H156V119H155V117H154L155 120L152 118L153 115H149V116H148V114H150V113H149V112H150ZM186 109H187V110H186ZM205 109H206V110H205ZM207 109L209 110V113H210V114L207 113V112H208ZM6 110H7V109H6ZM29 110L32 111V112H30ZM63 110H65V111H63ZM138 110H139V111H138ZM152 110H155V111H152ZM192 110H193V111H192ZM218 110H219V111H218ZM224 110H225V111H224ZM36 111H37V112H36ZM43 111H44V110H43ZM58 111H59V112L61 111L62 113H64V112L66 113V112L68 111V114H69V118H70V120H69L68 118H66V116H67L68 114L64 117V115H63L62 113H61V114L59 113V114H60V117H59V118H62V120L60 119V120H58V121L61 122V126H60V128H61V129H64V130H62V132H64V131L67 132V131H68V132H70V136H71V135H72V136L74 135L73 138H72V136H71V137H69V139H68V136H67L68 132L65 133V136H64V135H63V137L61 136L62 139L65 137V139H64V140H65L64 149L67 148V150H69V149L71 148L70 151H73V152H71V154L75 156V157H74V156L70 155V154L67 152V153L71 156V158L74 157L75 160L73 159L74 161L71 162V159H70V161H69L70 163L68 162L69 164L66 163L65 161H63V162H65L64 165L69 166L68 168H65L64 165H61V167L63 166V167L65 168V172H64V173H63V170H64V169H62V168H61V169L58 168V167H60V166H59V165H60L59 163L62 162V160L57 161V159H56L57 162L55 161V157L57 156V155H55V154L61 155V154H59V153L64 154V153L66 152V151H65V152L63 151V152H64V153H63L62 150H61V152H60V149H62V148H60V149L57 148V147H61V146H62V144H61L62 142L60 143L61 146H58V144H59V140L56 138V139H57V140L55 139V140H56V147H55V145H53L56 149H54V150L51 151V152H53V151L56 152V150L58 149V150H59V151H58L59 153H55V154H53L54 152L51 153V152H50L48 149H46V147H45V145H47V142H48L47 140H49V142H48L49 144H48V145H50L49 147H50L51 149H52V147H51L52 144L55 143V142L53 143V141H54L53 138H55V133H56V129H54V128H56L57 126H59V124L56 125V127H55L54 124L59 123L58 121L55 123V120H56V119H59V118H56V116H57V117L59 116V114L57 113ZM83 111H84V113H83ZM98 111H99V112H98ZM106 111H108L111 115H110L109 113H107ZM137 111H138V113H137ZM182 111H181V112H182ZM191 111H192V112H191ZM199 111H200V112H199ZM205 111H206V113H203V112H205ZM6 112H7V111H6ZM12 112H13V111H12ZM24 112H26V114H24ZM34 112H36V113H34ZM69 112H70V113H69ZM89 112H88V113H89ZM113 112H114V111H113ZM120 112H122V111L120 110ZM123 112H124V111H123ZM123 112H122V114H124V113L127 112V111H125L124 113H123ZM134 112H135V111H134ZM141 112H142V113H141L140 115H143V111H141ZM155 112H156V113H155ZM162 112H163V113H162ZM212 112H213V114H214V112L217 114V117H218L217 119H219V120H217L215 117H212V116H216L215 114L213 115ZM223 112H224V114H223ZM226 112H227V114H226ZM1 113H0V118L2 119V117H4V116H3ZM8 113H9V112H7V114H8ZM32 113H33L35 116H33ZM44 113H47V111H44L42 114H44ZM49 113H47V114H49ZM79 113H80V114H79ZM82 113H83V114H82ZM129 113H130V112H129ZM131 113H132V111H131ZM154 113H155V114H154ZM167 113H168V114H167ZM169 113H170V114L172 113L171 117L169 116V115H170ZM192 113H193V114H192ZM229 113H230V114H229ZM231 113H232L234 116H235V114H236V117L238 118V120L236 119V117H234L233 115H231ZM13 114H14V113H12V114L9 113V114L6 116V119L3 118V120H4V119H5V120H8V121L11 120V122L9 121L10 124L8 123V126L10 125V128H11V127H13V128L16 127L15 124L12 126V120H13V119H10V118H9V117L13 116ZM120 114H121V113H120ZM126 114H127V113H126ZM159 114H160V115H159ZM163 114L165 115V117H164ZM208 114H209V115H208ZM62 115H63V117H62ZM70 115H71V116L73 115V117H71ZM75 115H76L77 117H76ZM85 115H86L87 117L90 118V119H89V118H88V119L86 118V119H87V121H86L87 123H86V124L91 123V122L94 120L95 123H97V122L99 121L98 123H101V124H102V125H101L102 127L100 126V124H95L94 122H92V125H91V126H93V127H92L93 129L90 128L91 126H90L89 124H88V126H90V127L87 128L88 126H86V125L84 124L85 121L83 120ZM100 115H101V116H100ZM129 115H130V114H129ZM133 115H134V114H133ZM158 115H159V117H158ZM191 115H192V116H191ZM204 115H205V116H204ZM206 115H207V116H206ZM222 115H223V116H222ZM224 115H225L226 119L223 118ZM227 115H228V116H227ZM229 115H230V116H229ZM32 116H33V117H32ZM36 116H37V117H36ZM74 116H75V118H77L76 120H75ZM81 116L83 117V119L81 118ZM167 116H168V117H167ZM209 116H210V117H209ZM232 116H233V117L235 118V120H236V124H237V125L235 124L236 126H234V125H233L234 123L231 122V118H230V117H232ZM243 116H244V117H248L249 115H243ZM14 117H15V116H13V118H14ZM17 117H18V116H17ZM54 117H55V118H54ZM100 117H101L102 119H101ZM132 117H133V116H132ZM150 117H151L152 121H153V120L155 121V122H154V121L152 122V125H153V126L150 125V127L152 128L151 130H150V128L148 127V126H149V123L151 124ZM163 117H164L165 119H164ZM211 117H212V119L214 120V123L211 124L212 126L214 125L213 127H212V126L210 125V123H209ZM221 117H222V118H221ZM227 117H228L229 119H228ZM15 118H16V117H15ZM36 118H37V119H36ZM52 118L54 119V120H53V121H54V124L51 123V122H53V121H52ZM63 118H64V119L66 118V120H67L68 122L65 121ZM79 118L82 120V122L80 121ZM145 118H146L147 120H146ZM148 118H149V119H148ZM158 118H159V120H158ZM160 118H161V119H160ZM162 118H163V119H162ZM166 118H167V119H166ZM188 118H189V119H188ZM206 118H207V119H206ZM234 118H233V119H234ZM23 119H24V120H23ZM25 119H26V121H25ZM33 119H34V120H33ZM38 119H39V120H38ZM43 119H45V118H43ZM73 119H74V122H72ZM91 119H92V120H91ZM98 119H101L102 121L105 120V122H100V120H98ZM117 119H120L121 121L119 120V122H118ZM185 119H186V120H185ZM187 119H188V121H187ZM233 119H232V121H233ZM20 120H21V119H20ZM45 120H46V119H45ZM113 120H114L115 122L117 121V122H116L117 127L115 126V122H114ZM176 120H178V121H176ZM179 120H180V121H179ZM181 120H182V121H181ZM183 120H185L187 123H189V125H188L186 122L184 123ZM205 120H206V121H205ZM207 120H208V121H207ZM239 120H240V121H239ZM0 121H1V120H0ZM8 121H7V122H8ZM16 121H17V120H16ZM16 121H14V122H16ZM33 121L36 122V123H37V122L40 123V122L42 121V122H41L42 124L40 123V126H41V127L43 126L42 129H44V127H47V125H48V128H49V126H50L49 129H51V128H52V129H51V130H48V129L45 128L46 130L44 129V131L42 132V131H41V130H42L41 127L38 126L39 124H37V126L40 127V128H38L37 126H35L36 124H35ZM39 121H40V122H39ZM64 121H65V122H64ZM69 121H71V122H69ZM77 121H79L80 123L77 122ZM90 121H91V122H90ZM106 121H108V125H109V126L107 125V122H106ZM147 121H150V122H147ZM168 121L171 122V124L169 125L171 128H170V127H167V131H165V129H166L165 127L169 124V123H168V124L165 126V123H167ZM174 121H175V123H174ZM192 121H193V122H192ZM219 121H220V122H219ZM229 121L231 122V124L229 123V124L227 125V123H228ZM1 122L3 123V121H1ZM31 122H33V124H32ZM43 122H44V124H43ZM49 122H50V123H49ZM113 122H114V123H113ZM123 122H125L126 126L130 125V127H131V128H130L131 132H130V130H128L129 127H127V129L125 128L126 126H125V124H123ZM146 122H147V123H146ZM164 122H165V123H164ZM177 122H178V123H177ZM195 122H196V123H195ZM210 122H211V121H210ZM224 122H225V123H224ZM237 122H238V123H237ZM257 122H258V123H257ZM69 123L72 124V125L69 126ZM76 123H77V124H76ZM81 123H82V124H81ZM103 123H104V124L106 123V125H107L108 127H107L106 125H105V127H104V126H103V125H104ZM109 123H110V124H109ZM121 123H122V125H121ZM136 123H137V124H136ZM153 123H154V124L156 123V124L154 125ZM182 123H183V124H182ZM197 123H198V124H197ZM219 123H221V125H220ZM0 124H1V123H0ZM4 124H6V123L4 122ZM16 124H17V122H16ZM34 124H35V125H34ZM52 124H53L54 126H53ZM64 124H65V125H68V126H65ZM73 124H74V125H73ZM93 124H94V125H93ZM118 124H119V125H118ZM145 124H147L148 126H145ZM179 124H181V126H180ZM186 124H187V126H186ZM194 124H195V125H194ZM223 124H224L225 126L227 125L226 128H227V131H229V133H228L229 135H228V134H225V133H227L226 130L222 131L221 128H225V127L223 126ZM32 125H34V126H32ZM51 125H52V127H51ZM79 125H80V126H79ZM84 125H85L86 127H84ZM95 125L98 126V127H96ZM173 125H174V126H173ZM176 125H178V127H177ZM183 125H184V126H183ZM196 125H197V126L199 125V126H198L199 128H198ZM201 125H202V126H201ZM259 125H260V126H259ZM1 126H2V125H0V127H1ZM24 126H26V127H24ZM75 126H76V127L78 126L77 129H76ZM82 126H83V127H82ZM110 126L113 127V128H111ZM122 126L125 128V130H124V128L121 129ZM142 126H141V127H142ZM154 126H155V127H154ZM164 126H165V127H164ZM179 126H180V127H179ZM194 126H196L198 129H197L196 127H194ZM200 126H201V127H200ZM205 126H206V127H205ZM207 126H210V127L207 129ZM230 126H231V127H230ZM62 127H63V128H62ZM70 127H71V128L73 127L74 129H71ZM79 127H80V130L78 129ZM103 127L105 128V129H104V132L102 131L103 129H102V130L100 129V128H103ZM109 127H110V129H112L110 132L108 131V130H110V129H108ZM184 127H185L188 131H186V130L184 129ZM190 127H191V128H190ZM60 128L57 127V130H58V129L60 130ZM83 128H84L85 130L88 129V133H87L85 130H83ZM117 128H118V129H117ZM153 128H154V130H153ZM164 128H165V129H164ZM178 128H179V129H182V130L178 131V130H179ZM194 128H195V129H194ZM210 128H211V129H210ZM212 128H213V130H212ZM217 128H218L219 131L217 130ZM228 128H229V129H228ZM236 128L239 129V130H237V132H235V130H234V129H236ZM11 129H12V128H11ZM20 129H17V130L22 131V130H20ZM40 129H41V130H40ZM53 129H54V130H53ZM65 129H66V130H65ZM90 129H91L92 131H90ZM116 129H117V130H116ZM132 129H133V130H132ZM168 129H169V130H168ZM177 129H178V130H177ZM193 129H194V131H193ZM196 129H197L198 132L195 131ZM251 129H252V130H251ZM259 129H260V130H259ZM4 130H3V131H4ZM32 130H34V132H32ZM39 130H40V132H39ZM71 130H72V131L74 130L73 133H72ZM77 130H78V131H77ZM94 130H95V131H94ZM96 130L99 131V132H97ZM105 130L108 131L109 135L114 134L115 131H116V134H119V133H120V130H121L122 132H121L120 134L123 133V134H125V135L122 134V135H119V136H120L121 138L123 137L124 139H125L126 136H128V137H127L128 140H126L127 143H126V141H125L124 139H120L119 136H118V137H119V139H118V138H117V135H116V136L113 135V136H112L113 138L110 136V137H111L110 139L113 140V141H115V142H118V141H116V140H119V144H118V143H114L113 141L111 142V140H110L109 138H107V136L109 137V135H107L108 133H107V131H105ZM114 130H115V131H114ZM126 130L129 131L128 134L126 133V132H127ZM140 130H141V128H140ZM173 130H175V131H173ZM183 130H184V132L186 131V135H185L184 132L182 133ZM210 130H211V132H210ZM232 130H234V132H232ZM254 130H256V131H254ZM36 131H37V132H36ZM47 131H48V132H49V131H50V132L52 131V132H51V135L48 136V132H47ZM53 131H54L55 133H54ZM60 131H61V130H60ZM80 131H81V132H80ZM123 131H124V132H123ZM170 131L173 132V134H172ZM208 131H209V132H208ZM217 131H218V132L222 131V132H221L222 136L225 134V138H224V139H226V138H228L229 140L234 139V140L231 141L232 143H233L235 140H236L235 142H238V143H239V141L242 140L241 143H240L242 146H240L238 143H237L236 145H235V144L232 145V143L229 142V143H231V144L229 145V147L231 148V150H232V149H235V151L232 150V152H234V153H232L231 150H230V148H229V147L227 148V146H224V145H223V146H224V149H223V147L221 148L222 144L224 143V142H222V141H225V140H222L221 142H216V143L213 141V143H214V147L211 148V147H212V146L210 145V143L212 142L211 139H212V138H213V139H216L215 136H216V135L218 136V134H217L218 132H217ZM15 132H13V134H14ZM44 132H45V133H44ZM46 132H47V133H46ZM50 132H49V134H50ZM62 132L60 133V135H62ZM79 132L82 133V134H81L82 136L80 135ZM93 132H95V133H97V134L94 135ZM101 132H102V134H101L102 136H101V138H100V136H99L98 134H100ZM111 132H114V133L111 134ZM145 132H146V134H143V133H145ZM164 132H166L167 134L164 133ZM175 132H176V133H175ZM189 132H190V133H189ZM202 132H203V133H202ZM207 132H208V133H207ZM215 132H216V135H215ZM223 132H225V133L223 134ZM11 133H12V131H11ZM29 133H34V135H31V134H29ZM36 133H37V134H36ZM38 133H39V136L42 137L41 139H40V137L38 136ZM43 133H44V134H43ZM53 133H54V136H52ZM90 133H91V134H90ZM106 133H107V134H106ZM129 133H130L131 137H130ZM169 133H170V136H171V134H172V136H176L177 138H178V136L181 137L180 133L183 134L182 136L185 137V138H186L187 136L189 137V134H191L192 137H191V135H190V138H189V139H193L194 142H195V140H196V141L199 140V142H195L196 144H194V143H193V144L195 145V148H197L196 146H198V144H199L200 146H198V147H200V148H198L197 150H196V149L193 150L194 148H193V145H192V141H191V140H188V139H187L188 137L186 138L187 140H186V139H185V140L183 139L182 142L179 141V143L177 144L178 141L175 142V141H173V140H171V139L179 140L180 137H179L178 139H177V138L175 139V137H172V136H171V137H172V138H171L170 136H168ZM177 133H178L179 135H177ZM194 133H195V134H194ZM199 133H201V136H199V135H200ZM211 133H213V135H212ZM252 133H253V134H252ZM8 134H10V133H8ZM40 134H41V135H40ZM45 134H46V138H45V140H44V137H45L44 135H45ZM133 134H135V132H134ZM174 134H175V135H174ZM187 134H188V135H187ZM202 134H204V136H202ZM231 134H232V136H230ZM251 134H252V135H251ZM11 135H12V134H10L9 136H11ZM28 135H30L29 137H30V138L32 137V138L29 139ZM75 135H76V136H75ZM87 135H88V136H87ZM91 135H92V136H91ZM139 135H140V136H139ZM163 135H164V136H163ZM205 135L208 136V137L206 136V137L208 138V140H207V138H206V139L204 138ZM211 135H212V136H211ZM226 135H228V136H226ZM233 135H234V136H233ZM247 135H248V136H247ZM25 136H27V141H25V140H26V137H25ZM36 136H37V138H39V139H37V138H36V139L33 138V137H36ZM50 136H52L51 139H52L53 141H50V139H49ZM77 136H78V138H77ZM79 136H80V137H79ZM95 136H96V138H95ZM114 136H115L117 139H115ZM133 136H134V135H133ZM138 136H139V137H138ZM166 136H167V141H168V137L170 138V139H169L170 144H169V142H168V145H169V146L171 145V146L169 147V146L167 145V147H169L168 149H167V147H166V144H167V143L165 142L166 144H164V138H165ZM253 136H254V135H253ZM23 137H24V138H23ZM57 137H58V136H57ZM75 137H76V138H75ZM97 137H99V139H102V140L97 139ZM129 137H130V138H129ZM155 137L157 138V140L159 139V141H161L162 143L159 142V141H157V144H156ZM163 137H164V138H163ZM195 137H196V139H195ZM12 138H13V139H12ZM59 138H60V136H59ZM93 138L96 139V141L92 140ZM105 138L108 139L107 144L104 143V142H106V141H104V140H106ZM145 138H146V139H145ZM160 138H162L163 140L160 139ZM220 138H221V137H220ZM242 138H244L245 141H244ZM6 139H7V138H6ZM19 139H21V140H19ZM46 139H47V140H46ZM67 139H68V143H67ZM72 139H73V140H72ZM76 139H79V140H77V142H76V141H74V140H76ZM114 139H115V140H114ZM147 139H148L149 141H151V140L154 141V142H153L154 145L152 144V142H150V143H151L150 146H151L152 150L155 151V152H153V151L150 149V146H149V145H148L149 147H147V145H146V144H147ZM181 139H182V138H180V140H181ZM200 139H201V140H200ZM228 139H226V140H228ZM1 140H2V141H1ZM23 140H24L25 142H24ZM29 140H32L33 142H35V143L32 142V144L34 145V148H35V149H34L35 152H36V149H38V148H36V147H38V146H37V143H39V142L42 141L41 143H39V147L42 146V148H43V142H44V141H47V142L44 143V147H45V148H43V149L40 148V149H39L40 152H39L38 154L41 155V158L37 157V156H40V155L36 154L37 152L35 153L34 151L32 152V150H30L29 147H33V146L30 144L31 142H30ZM36 140H37V141L40 140V141L37 142ZM43 140H44V141H43ZM82 140H85L84 143H83ZM86 140H87V141H86ZM88 140H89V141H88ZM90 140H91V141H90ZM120 140H121V141H120ZM202 140H207V142L205 143V141H204V143H203ZM219 140H220V139H219ZM229 140H228V141H229ZM13 141H12V142H13ZM72 141L75 142V143H73ZM103 141H104V142H103ZM124 141H125V142H124ZM129 141H130V142H129ZM140 141H139V142H140ZM143 141L146 142V144H145ZM165 141H166V140H165ZM171 141H173V142H171ZM189 141H190V142H189ZM210 141H211V142H210ZM217 141H218V140H217ZM228 141H227V142H228ZM243 141H244V143H246L247 146H245L244 143H242ZM21 142H22V143H21ZM26 142H28V144H27ZM50 142H51V144H50ZM70 142H71L72 144H71ZM81 142H82V143H81ZM99 142L101 143L102 146H100V143H99ZM128 142H129V143H128ZM139 142H137V141L135 142V141H134V145H135V143L138 144ZM174 142H175L176 144H175ZM184 142H186V143H184ZM200 142H201V143H200ZM209 142H210V143H209ZM227 142H226V143H227ZM250 142H252V143H250ZM254 142H255V143H254ZM5 143H6V144H5ZM19 143H20V144H19ZM97 143H99V144H97ZM103 143H104V144H103ZM112 143H114V144H116V145H113ZM123 143H126V144H125L126 146H125ZM159 143L162 144V146H161ZM171 143H173V144H171ZM180 143H182V144H181V147H180ZM202 143H203V144H202ZM213 143H211V144L213 145ZM218 143H219V146L217 147ZM256 143H257V144H256ZM258 143L260 144V146H259ZM29 144H30V145H29ZM40 144H41V145H40ZM69 144H71V145L75 144V145L70 146V148H69V147H68ZM79 144H80V146H79ZM117 144H118V145H117ZM129 144H130V145H129ZM148 144H149V143H148ZM158 144H159V145H158ZM163 144H164V146H163ZM253 144H254V145H253ZM262 144H263V145H262ZM5 145H6V147H4ZM11 145H12V143H11ZM17 145H19L20 147H18ZM21 145H22L23 147H21ZM35 145H36V147H35ZM48 145H47V147H48ZM76 145H77V147H80V149H79V148H76ZM105 145H109L110 148H111V146H113V148H112V149H109V148H108L109 146H107V148H106ZM122 145H123V147H122ZM155 145L162 147V149H160V147H159V149H158ZM183 145H184L185 147H187L188 150L183 149V151H181L182 148H183ZM188 145H189L190 147H189ZM202 145H204V146L202 147ZM205 145H206V146H205ZM12 146H13V145H12ZM81 146H82V147H81ZM131 146H132V145H131ZM139 146H140V145H139ZM191 146H192V147H191ZM209 146H211V147H209ZM233 146H234L235 148H234ZM243 146H244L245 151H243V149H242ZM249 146H250V147H249ZM2 147H1V148H2ZM9 147H10V146H9ZM24 147H26V148H24ZM62 147H63V146H62ZM116 147H117V148L119 147V149H120V148H124L125 151H124V149H122V150H119V149H118V150H117ZM125 147H127V149H126ZM142 147H143V146H142ZM172 147H173V148H172ZM177 147H180V148L177 149ZM185 147H184V148H185ZM204 147H205V148H204ZM219 147H220V148H219ZM232 147H233V148H232ZM1 148H0V150H3V149H1ZM11 148H14V146L11 147ZM21 148H24V149H21ZM68 148H69V149H68ZM81 148H82V149H81ZM90 148H92V151L90 150ZM105 148H106V150H107L106 152H105V150H104ZM115 148H116V149H115ZM145 148L148 149V150H146ZM156 148H157V149H156ZM201 148H202V149H201ZM203 148H204V149H203ZM210 148H211V149H210ZM218 148H219V149H218ZM226 148H227V150H226ZM248 148H251V149H248ZM252 148H253V151H252ZM256 148H257V149H256ZM19 149L21 150L22 153L20 152ZM31 149H32V148H31ZM94 149H95L96 151H95ZM100 149H101V150H100ZM114 149H115V150H114ZM144 149L148 152V154H147L146 152H143ZM166 149H167V150H166ZM190 149H192V150H190ZM200 149H201L202 151L199 152L198 150H200ZM207 149H208V150H207ZM212 149H213V150H212ZM216 149L219 150V151H218V152H219V156H218V155H217V157L215 156V159H214V155H216L215 152L218 154V152H217ZM239 149H240V152H239ZM5 150H6V151H5ZM23 150H24V151H23ZM27 150H28V151H27ZM39 150H38V151H39ZM42 150H43V151H42ZM44 150H46V151H44ZM47 150H48V152H47ZM82 150H83V151H82ZM93 150H94L95 153L93 152ZM109 150H113V151H115L114 153L117 154V155L115 154V155H116L115 158H113V156H114V155H113L114 153H112L113 151H110L112 154H111L110 157L108 156V159L105 157V156H106V153H107ZM116 150H117V151H116ZM126 150H128V154L126 153V154H127V157H126L127 159L125 158V156H124L123 153H122V152H127ZM157 150H158V151H157ZM165 150H166V151H165ZM176 150H177V151H176ZM189 150H190L191 152H190ZM215 150H216V151H215ZM221 150H222V151L225 150V152H223L224 155L221 153ZM236 150H237V151H236ZM241 150H242V151H241ZM254 150H255L256 152H255ZM258 150H259L260 152H259ZM14 151H15V152H14ZM29 151H30V153H31V152H32V153H35V158H33V154H32V155L30 154V156H28V157L26 156L27 153H28ZM78 151H80V153H81V151H82L83 153H82V154H79ZM90 151H91V152H90ZM97 151H98V152H97ZM101 151H103V152H101ZM137 151H138L139 154H140L141 152H143V155H141V154L138 155V153H137L138 157H137L136 154H135V156H134V152H137ZM149 151H150V153H149ZM179 151H181V152H179ZM184 151L186 152V154H185ZM208 151H209V152H208ZM41 152H43V153H41ZM49 152H50V154H51L50 156H52V157H49ZM86 152H87V153H86ZM99 152H100V153H99ZM110 152H109V153H110ZM119 152H121V153H122V156H123V157H121V160H122L123 158H125L123 164H122V163L120 164V163H119L120 159L117 158L118 155L121 156V154H120ZM163 152H164V153L166 152V154H164ZM175 152H176V153L179 152V153H181V154L184 153V154L187 155L188 157H193V158H192V159H189L187 156H186L187 158H186L185 156H183V158H184V159H183V158H182V155H179V153H177V154L179 155V156L177 157V158L179 159V161H177V160H176V156H177V154H175ZM187 152H188V153H187ZM189 152H190V153H189ZM195 152H196V153H195ZM213 152H214V153H213ZM227 152H229V155H228L227 158H225V157L227 156V154H225V153H227ZM241 152H242V153H241ZM248 152H249V153H248ZM250 152H251V153H250ZM252 152H253V154H252ZM257 152H259V153H258L259 156L262 155V157H263V158L261 157V158H262L261 161H260V159H261L260 157L256 158V157H255L256 155L254 156V154H257ZM20 153H21V154H20ZM23 153H24V155H23V157H22L21 155H22ZM97 153H98L99 156L96 155ZM103 153L105 154L104 156L101 155V154H103ZM130 153H131V155H133V157H135V160H136L135 162H134V160H133V159H134L133 157H132V159L130 158V157H131V155H129ZM144 153H145V157L148 156L147 158H145V161H144V157H142L143 159L140 158V156H144ZM152 153H153L154 156L156 155L155 153H157V155H158V156H157L158 159H157V158H156V159H155V158L153 159V157H152V159H153L154 162L152 161L151 157H150L151 162L148 161V160H149L148 158H149V156H151L150 154H152ZM167 153H171V154H170V155H167ZM197 153H198V154H197ZM206 153H207V155H206ZM240 153H241V154H240ZM243 153H244L245 156L243 155ZM261 153H262V154H261ZM15 154H17V156H15ZM28 154H29V153H28ZM87 154H88V155H87ZM92 154H93V156H92ZM124 154H125V153H124ZM126 154H125V155H126ZM146 154H147V156H146ZM201 154H202L203 156H202ZM208 154H210V155H208ZM220 154H222V156H220ZM232 154H233V155H232ZM249 154H250V155H249ZM260 154H261V155H260ZM44 155H45V156L47 155V156L45 157ZM53 155H54V157H53ZM90 155H91V156H90ZM108 155H109V154H108ZM128 155H129V156H128ZM166 155H167V156H166ZM172 155L175 156V160L178 162L179 165L174 164V163H175V162H174L175 160H173L174 157H173ZM192 155H194V156H192ZM195 155H196V156H195ZM225 155H226V156H225ZM31 156H32V157H31ZM42 156H44L45 158H43ZM61 156H63V155H61ZM61 156H60V158H61ZM65 156H66V155H65ZM159 156H160L161 158L163 157L162 159H164V160L166 159V157H168V156L170 157V156H171V158H169V159H171L170 161L173 162V163H171V162L169 161V164H174L176 167H177V166L179 167V166L182 165L183 168H182V167H181V168H180V167H179V168L177 167V168L175 169V170H177V171L175 172L174 169H173L174 171H173L172 169H170V168H171L172 166H174V165H171V166L168 165L170 168H169L167 165L163 166V165L165 164V162H166V163L168 162V160H167V161L165 160L164 164L159 163V162L162 161V160H160L161 158H159ZM199 156H201V157H199ZM210 156H212V158H211ZM223 156H224V157H223ZM230 156H231V157H230ZM237 156H239V157H237ZM249 156H250V157H249ZM12 157H13V158H12ZM15 157H16V158H15ZM17 157H18V158H17ZM21 157H22V158H21ZM30 157H31V158H30ZM57 157H59V156H57ZM81 157H82V158H81ZM83 157H84V159H83ZM88 157H89L90 159L92 158V161H91V162H90V159H89ZM99 157H102V158L99 159ZM103 157H104V158H103ZM111 157H112L113 159H111ZM128 157H129V162H128ZM172 157H173V158H172ZM209 157H210V158H209ZM246 157H247V159H246ZM24 158H25V160H26V158H27V160H31V162H30V166H29V165H26V164H28L29 162H28L27 160H26V161H27L28 163H27L26 161H24V160H23ZM32 158L35 159V160H33ZM49 158H54V159L51 160V161H53V163H55L56 166L53 165V167H55L56 169L58 168V171H59L60 174H59V173H56V172H58V171H57L55 168H54L55 171H53V172L49 171V170L52 168V166H51V168H47V170H48V172H49V173H48L47 170H46V167H44L45 164H44V165H41V166H39V165H40L39 163L37 164V162H38L37 160H40V161H41V159H43V161H44L45 163H47V162L50 160ZM63 158H64V157H63ZM63 158H61V159H63ZM85 158H86V160H85ZM109 158H110V159H109ZM137 158H138V159H137ZM139 158L142 159L141 161H144V162H145V165H144V166L147 165L146 167L148 168V170L146 169V167H144V169H143V168H141V169L139 168V166H140L141 163H142L141 161H139V162H141L140 165L138 164L139 166H137V164H135V166H137V167L139 168V169H138V168L136 167V168L138 169V172H136L137 169H134L135 166H132V167H134V168H131V167H130V166H131V165H130V161H131V163H132V162H133V163H136L137 160H139ZM181 158H182V161L185 160V159H186V161L181 162V160H180ZM197 158H198V159H197ZM199 158L204 159L205 162H206V165H208V163H207L208 161H209V164H210L211 162L213 163V164H210L211 167L208 168L209 165L207 166V168H208L210 171H212V170L214 169V167H215L217 164L220 165V166L222 165V166H221V167L217 166V168L215 169L216 172L213 170L214 173H215V174H214V173H213V174H214L215 176L213 175V177H212V175L209 174V170H205L204 165H203L204 161H203V160H200ZM222 158H223V160H221ZM240 158H241V159H240ZM254 158L257 160V161L255 160L256 162L253 160ZM17 159H19V160H18L19 162H21V161H23V162L18 163ZM46 159H47V162H46ZM68 159H69V156H68ZM93 159H94V160H93ZM101 159H104V161L101 160ZM116 159H117V161H118V163H119V167H118L117 170L114 169V168H116V166H118V165H116V163H117ZM130 159H131V160H130ZM208 159H209V160H208ZM218 159H220V160L218 161ZM226 159H228V160L230 159V161H227ZM249 159H250V161H249ZM13 160H15V161H13ZM64 160H66V158H64ZM81 160H84V161H85V164H86V165H85V164H82V166H84V168H81L82 166H80V168H79V164L83 162V161H81ZM87 160H88V161H87ZM96 160H97V161H96ZM98 160H100V161H98ZM109 160H111L112 163H113L112 160H114V163H115V162H116V163H115V164H111V165H109V166H108V171H107V167H104V166H107V165H108L107 163H109V162H108ZM126 160H127V161H126ZM191 160H192V164H191ZM214 160H215V162H216L217 164L214 162ZM237 160H240L241 163H240L239 161H237ZM242 160H243V161H242ZM34 161H35V163H34ZM36 161H37V162H36ZM40 161H39V162H40ZM43 161H42V162H43ZM76 161H80V162L75 163ZM94 161H95V162H94ZM155 161H156V163H155ZM195 161H198V163L195 162ZM220 161H221V162H220ZM223 161L226 162L224 166L227 165L225 168H224V166H223V164H224ZM232 161H233V162H232ZM248 161H249V162H248ZM8 162H9V164L7 165ZM10 162H12V164L15 166V168H18V170H19L21 176L19 175V173H18V176H17V175H16L17 172L14 173L16 169H15L14 172H13V168H14V166H10V164H11ZM24 162H26V163L24 164ZM58 162H59V163H58ZM99 162H101L100 167L96 166L97 164L99 165ZM120 162H121V161H120ZM127 162H128V163H127ZM139 162H137V163H139ZM152 162H153V163H152ZM162 162H163V161H162ZM177 162H176V163H177ZM186 162H187V163H186ZM193 162H195V168H196V169H197V168L199 169V170L197 169V170L195 171V173H196V172H198V173H196L197 175L195 174L194 176L190 174V173L193 174V172H194V170H195V168H194V163H193ZM199 162H200V163H199ZM218 162H219V163H218ZM227 162H230V163H227ZM236 162H237V164H239L240 166H237V165H236ZM250 162H251V163H250ZM5 163H6V164H5ZM40 163H41V162H40ZM53 163H52V164H53ZM74 163H75V164H74ZM90 163H91V164H92V163L94 164V165L92 164V165H93L92 168H91L92 165H91ZM96 163H97V164H96ZM103 163H105L106 165H104ZM150 163H151V164H150ZM182 163H183V164H182ZM185 163H186L187 168L185 167ZM201 163H202V165H199V167H200V168H199L198 165H196V164H201ZM214 163H215L216 165H215ZM231 163H232V164H231ZM234 163H235V164H234ZM255 163H257V164H255ZM12 164H11V165H12ZM21 164H22L23 166H22ZM31 164H34V165L36 164V165H35V167H34V165L31 166ZM42 164H43V163H42ZM50 164H51V163H50ZM50 164H49V165H50ZM57 164H59V165H57ZM62 164H63V163H62ZM72 164H73V165H72ZM77 164H78V165H77ZM127 164H129L130 166L127 165ZM143 164H144V163H143ZM143 164H142L140 167H143ZM152 164H153V165H154V164H159V166L162 164V167H163L162 169H164V170H162V172H161V168L159 169V167H158V165H157V168L160 170V173L163 174L165 171H169V172H166V173H168V174H171V173H172L173 178H171V176H168V175L166 174V175L168 176V178H167V176H163V177H165L164 180H163V179H161V177H162L161 174H157V172H154V170H152L151 168H150V170H151V172H150V171H149V167H151ZM180 164H181V165H180ZM190 164H191V167H190ZM254 164H255V165H254ZM25 165H26V166H25ZM80 165H81V164H80ZM112 165H113V167H114V168H113L114 171L111 169L112 167H110V166H112ZM114 165H116V166H114ZM125 165H127V166H129V167H127V166H125ZM133 165H134V164H133ZM148 165H151V166H148ZM213 165H214V167H213ZM232 165H233V166H232ZM250 165H252V166H250ZM9 166H10L11 168H10ZM47 166H48V165H47ZM74 166H76V167H74ZM89 166H90V167H89ZM123 166H125L126 168H129V169H132V170L134 169V171L136 172V174H135V172H133V171L131 172V171H129V170H127V171H128V173H127V172H126V169H125ZM175 166H174V168H175ZM188 166H189V167H188ZM229 166H230V167H229ZM242 166H244V167L246 166V168H248V167L250 166L248 169H246V171L252 172V175L248 172L249 175H250V177H249L248 173H246L245 170H243L244 172H241V173H240V174H242L241 176H240V174H236L234 177H232L231 174H232V173H233V174L237 173V170L239 171L240 168H241ZM25 167H26V168H25ZM40 167H41V168H40ZM72 167H73V168H72ZM96 167H98V168H96ZM164 167H165V168H164ZM184 167H185L186 169H185ZM192 167H193V168H192ZM222 167H223V168H222ZM231 167H232V168H231ZM234 167H235V168H234ZM237 167H238V169H237ZM22 168H23V169H22ZM33 168H34V170H36L35 172L37 173V174L35 173V175H32V174L34 173V172H32V171H34ZM35 168H36V169H35ZM76 168H77V169H76ZM78 168H79V169H85V168H86V170H83V171L80 170V171H79ZM88 168H89V169H88ZM95 168H96L97 170H96ZM120 168H121V169H120ZM152 168H153V167H152ZM166 168H168V169H170V170H168V169L166 170ZM207 168H206V169H207ZM211 168H212V170H211ZM218 168H220L221 171H217V170H219ZM221 168H222V169H221ZM258 168H259V170H257ZM9 169L12 170V171L9 172V171H10ZM69 169H70V170H69ZM91 169H92V172L94 171L93 174H92L91 171H90ZM94 169H95V170H94ZM99 169H100V172H98ZM110 169H111V170H110ZM145 169H146V170H145ZM154 169H155V170H158V169H156L155 167H154ZM182 169H183V170H182ZM184 169H185V171H184ZM190 169H191V170H190ZM224 169H225V170H224ZM228 169H229L230 171L233 170L234 172H231L230 175H227L228 172H227L226 170H228ZM242 169H243V168H241V170H242ZM250 169H251V170H250ZM5 170H6V172H5ZM26 170H28V171H26ZM40 170H42L43 172L40 171ZM88 170H89V172H88ZM103 170H104V171H103ZM105 170H106L109 174H110L109 170H110L111 172L113 171V175H114V173H115V175L117 174V175H116L117 178H116V177H114V176H111L112 174H110V175L108 176V174H107V172H106V174H107L106 178L109 179V177H111L110 181L112 180V177H114L113 179L115 180V182H112V181H111V182L113 183V187L111 186L112 188L110 187L111 182H109V180L106 179V178L103 179V175H102V173H104V175H106V174H105ZM115 170L117 171V173L115 172ZM118 170H119L120 172H121V170L125 171L124 174H123V171H122V175H123V176L118 175V173L120 174V172H119ZM179 170H180V173H181V171H182V173H183V174L181 173L182 175L180 176V178L182 177V178L184 179V182H183V183H182L183 180H181L180 178L176 177V174H178L177 176L180 175ZM188 170H189L190 172H189ZM200 170H201V171H200ZM223 170H224V171H223ZM229 170H228V171H229ZM60 171H61V172H60ZM69 171H70L71 175H67L68 177L65 176V174H66L67 172H69ZM74 171H75V172H74ZM81 171H82V173H81ZM95 171H96V174H97L98 176L95 177V179H93V178H94L93 175L96 176V175H95ZM142 171H143V172L146 171V172H145V173H146V175H145L146 179L149 178L150 175H148V174L151 173V176H150L151 178L149 179V181L146 182V180L144 179V174H145V173H143V175H141V172H142ZM147 171H148L149 173H147ZM192 171H193V172H192ZM205 171H206V172H205ZM230 171H229V172H230ZM54 172H55V173H54ZM77 172H78V173H77ZM79 172H80V173H79ZM83 172H84V173H83ZM97 172H98V173H97ZM101 172H102V173H101ZM129 172H130V173H129ZM139 172H140V173H139ZM158 172H159V171H158ZM177 172H178V173H177ZM185 172H187V173H185ZM199 172H200V173H199ZM202 172H203V173H202ZM223 172L226 174V175L224 174V177H225V178L222 177V176H223V174H222ZM9 173H10V175H9ZM25 173H27V174H25ZM75 173H76V174H75ZM87 173H89L90 176H88ZM132 173H134V175H137V174H138V175H137V178H138L137 180H134V179H136V177L133 175V177H134V178H133V177H132ZM154 173H155V174H154ZM175 173H176V174H175ZM184 173H185L186 176H187L188 174H190V176H193L195 179H196V177L198 176V178H197L198 180H197V179H196V181H193V180H192V182H193V183H192L191 180H190L191 177H190V176H189V177L187 176V177L189 178V180H190L189 184H187L188 182L186 183V180H187L188 178H186V176H184ZM254 173H255V175H253ZM14 174H15V175H14ZM45 174H47V175H45ZM51 174H52V175H51ZM57 174H58V175H57ZM61 174L64 175V178H63V179L61 178ZM67 174H68V173H67ZM100 174H101V175H100ZM156 174H157V176H156ZM164 174H165V173H164ZM164 174H163V175H164ZM211 174H212V173H211ZM221 174H222V175H221ZM259 174H261V175H259ZM13 175H14V176H13ZM22 175H23V176H22ZM25 175H27V176H25ZM39 175H40L42 178H41ZM72 175H73V176H72ZM80 175H81V176H84V177H81ZM125 175H127L126 177H129L128 179H130V180H128V179L126 178V180H128V183H130L131 179H133V180H132V183H131V184H133L132 186H131L130 184L127 185V182L125 181L126 184H124V185L121 187V184H120V183H122V184L124 183L125 178H123V177H124ZM140 175H141V176H140ZM147 175H148V176H147ZM159 175H160V176H159ZM208 175H210V176H208ZM245 175H247V176H245ZM258 175H259V176H258ZM12 176H13V177H12ZM36 176H39V177L36 178ZM70 176H72V177H70ZM85 176H86V177H85ZM120 176H121V178H123V180H122V179H119V180H118V178H120ZM130 176H131L132 178H130ZM200 176H201L202 178H201ZM203 176H204V177H203ZM220 176H221V177H220ZM226 176H227V178H226ZM229 176H231V177H230L231 179H232V178H236V181H237V182L235 183V181H234L235 179H232V181H231V179L229 178V179H230L229 181H231V183H230V182L227 180ZM238 176H240L241 178L238 177ZM251 176H252V178H251ZM257 176H258L259 178H258ZM46 177H47V178H46ZM52 177H55V180H54V178H52ZM75 177H76V178H75ZM87 177L90 178V179H92V180L90 181V179H89V181H88V178H87ZM140 177H141V179L143 178V180H145V182H144L143 180H142V181L139 180ZM157 177H160L161 184H163L162 186H161V185L158 186V182H159L160 180H157V179H158ZM163 177H162V178H163ZM169 177L172 179L171 181H170V178H169ZM193 177H192L191 179H193ZM210 177H211V178H210ZM247 177H249L248 179H250V180H248L249 182L253 183V181H254L255 183L251 184V183L244 182L243 179L246 178V179H244V180L247 181ZM21 178H22L23 181H25V182L21 181ZM65 178H67V179H66V182H67V183L64 182V179H65ZM77 178H79V179H77ZM85 178H86V179H85ZM156 178H157V179H156ZM166 178L168 179V180H167V183H166V180H165ZM203 178H205V180H204ZM213 178H214V179H213ZM219 178H220V179H219ZM237 178H238V179L240 178L241 180H238ZM19 179H20V182H19ZM34 179H35V180H34ZM75 179H76V180H75ZM98 179H100V180H98ZM173 179H176L175 182H174ZM212 179H213V180H212ZM215 179H216L217 181H215ZM218 179H219L220 181H219ZM222 179H223V182H222ZM251 179H252L253 181H251ZM61 180H63L62 183L64 182L65 184H64V183H63V184L60 183ZM93 180H98V181H100V182L102 181V182H101V183H98V182L96 181V182H95L96 184H94V181H93ZM103 180H104V182H103ZM107 180H108V182H109V185H108L106 188H104V187L107 185L106 183H108ZM120 180H122L119 184H120V187L122 188L123 192H122L121 188H120V190H121V191H120L119 188H118L119 186H117V185H119V184H118V181H120ZM162 180L164 181L165 185H164V183H163ZM180 180H181V184H179V181H180ZM199 180H200V182H199ZM203 180H204V181H203ZM211 180H212L213 182H211ZM257 180H258V181H257ZM259 180H260V181H259ZM29 181H30V182H29ZM77 181H79L80 183L77 182ZM92 181H93V184H94V185L92 184ZM135 181L138 182V183H136ZM172 181H173L174 183L178 184L177 187H178L179 185H180V187H178V189H174V188H176V187H174V188L172 187V188L174 189V190H172L171 185H172V184L174 185V183H172ZM202 181H203L204 183L207 181L208 184H207V183H205V184H207V185H205L204 183L202 184V183H201ZM208 181H209V182H208ZM225 181H226V183L228 182V184H224ZM256 181H257V183H256ZM26 182L28 183L27 185H28L29 187L32 186V188L30 187V188H31V189H30V192H32L33 189H34V190L37 189L36 187L39 186L38 190H35V191H37L38 193H39V191H40V192L42 191L43 194L40 193L41 196L46 194V191H47V190L45 191V189H48L47 186H48V187L51 186V188H49V189H48L49 191H47V192H51L50 189L52 190V192H51V193H47V194L45 195L46 198L42 196L46 202L41 201L42 198L40 199V201H41L42 203L39 201L40 194H39V196H37V195H38L37 192H36L35 194H33V193H34V191H33V192L30 193V195H29V193H28L29 191L26 190V188H27L28 186H27L26 184H25V185H26L27 187H26L25 185H22L23 183H26ZM39 182H40V183H39ZM42 182H43V183L45 182V185H44V186H43V183H42ZM55 182L57 183L56 185H55ZM72 182H74V183H72ZM76 182H77V183H76ZM87 182H88V183H87ZM140 182H141V184L145 185V188H149V186H150V185H149V182H152L153 185H154V188H155V189H154L153 191H151V189H150V191H149V189H148V190L146 191V193L144 192L145 194H147V192H150V194H151L152 192H154V193H155V196L158 197L161 193L164 194V193L167 191L168 193H167V192H166L167 194L165 193L166 195H168L167 198H165V197L162 196V194H161L162 198L164 197L163 200L168 199V200L165 201L166 203L163 202V205H164V204H167V206L169 207V206H171V204H173V202H174L175 205L177 204V205H176L177 207H175L177 210L171 208V209H170V213H167V211H168L167 209H169V208L166 209L165 205L163 206V205L161 204V200H162V198H161V200H160V199H159L160 196H159V198L155 197V198H157V200H158V201H157V202H158L157 204H159V200H160V204H159L160 206L158 207V205H157L156 202H155L156 199H155V200L153 199V195H154V194H153V195H152V194L150 195V194L148 193L149 196H148V195H145V196H148L149 198H150V197L152 198V200H150L151 198H150V199H147V200H149V201H148L149 209H147V210H148L149 213L151 212V213L149 214V213L145 210V208L148 207V206H146V205L144 204V203H145L144 201H146V200H144V199L142 198L143 196H141V195L139 194L140 192H138V191H137V193L135 192L137 189L134 190V189H135V183H136V187H137V185L140 186V187L142 186V185L140 184ZM143 182H144V183H143ZM170 182H171V183H170ZM194 182H196V183H194ZM210 182H211V183H210ZM216 182H219L220 185H219V184H216ZM221 182H222V183H221ZM233 182H234L235 184H233ZM243 182L245 183V188H244V187H243V188L241 187V189H242V190H245V191L248 190L249 193H250V191H251L252 189H254V190L251 191L253 196L251 195V193H250V194L248 193V194H244V195H246V196L243 195V199H239V198L242 197V196H240V195H242V193H244L243 191H241V189H240V192H241V193L238 192V191H239V188H240V186H242ZM7 183H8V184H7ZM11 183H12V184H11ZM14 183H15V184H14ZM49 183H50V185H49ZM69 183H70V184H69ZM115 183H117L116 186H117L118 189H116V190H118V191L120 192V195L117 194L118 191L116 192V190H115V187H116V186H115ZM152 183H151V184H152ZM168 183H170V184H168ZM184 183H186L187 186H186ZM197 183H198V185H196V186H197L198 189H200V192H199V190H198L197 188L195 189L196 186H194V184H197ZM200 183L202 184V186H201ZM229 183H230V184H229ZM246 183H247L248 185H246ZM259 183H261V185H259ZM38 184H39V185H38ZM66 184H67V185H66ZM79 184H80V185H79ZM89 184H90V185H89ZM97 184H99L101 187L103 186V187H102L103 189L100 188L99 185H97ZM159 184H160V183H159ZM183 184H184V185H183ZM192 184H193V185H192ZM212 184H214V185L211 186ZM221 184H222V185H221ZM236 184H238V185H236ZM240 184H241V185H240ZM249 184H250V185H249ZM256 184H257L258 186H257ZM12 185H13V187H11ZM19 185H20V187L22 186L23 189H22V188L18 189V188H19ZM36 185H37V186H36ZM59 185H60V186H59ZM64 185L67 186L66 189H67L68 191H67L66 189H62V187H64ZM74 185H76V186H75V189L78 187V190H77V189H76V190L78 191L79 194H80L79 191H81V192H82V191H83V192L85 191V192L82 193V194H86V193H87V195L89 194L90 199L88 198V199L84 200L83 202H78V201H79L78 198L72 196L73 193H74V191L76 192V190L74 189ZM81 185H83V186H81ZM85 185H86L87 187H86ZM125 185H127L128 188H129V186H130L129 189H130L131 191H132V189L134 188V189H133L134 191H133V192H130V191L124 192V191L126 190V186H125ZM182 185H183V187H182ZM209 185H210L212 188H210ZM217 185H218L219 187H217ZM223 185H224V186H223ZM225 185H226V188H225ZM239 185H240V186H239ZM243 185H244V184H243ZM17 186H18V187H17ZM45 186H46V187H45ZM56 186H57V187H56ZM174 186H176V185H174ZM188 186H189V188H191V189H189ZM193 186H194V187H193ZM199 186H200V187H199ZM235 186H236V189H235ZM238 186H239V187H238ZM260 186H261V187H260ZM44 187H45V189H43ZM96 187H97V188H96ZM108 187L110 188V190L108 189V191H107L106 189H107ZM123 187H124V188H123ZM131 187H133V188H131ZM162 187L165 188V192H164V188L161 189ZM167 187H168V189H170V188H171V189H170V190H166ZM184 187H185L186 189H185ZM204 187H205V189H204ZM222 187L225 188V190H226V189L228 190V189H230V188H231V190H232V187H233V190L235 189L234 192H233L234 195H233L232 193H230V192H229V193H230L231 195L228 194V193H227V190H226V192H225V190L222 189ZM249 187H252V188L249 190ZM253 187H254V188H253ZM24 188H25V189H24ZM52 188H54V189H52ZM68 188H70V189H68ZM79 188H80V189H79ZM86 188H87V189H86ZM128 188H127V190H129ZM137 188H138V187H137ZM143 188H144V187H143ZM158 188H159V189H158ZM180 188H182V189H180ZM192 188L195 189L196 191L194 190L195 192H193ZM207 188H208V189H207ZM209 188H210V189H209ZM214 188H215V189H214ZM237 188H238V191H237ZM246 188H247V189H246ZM258 188H259V189H258ZM262 188H263V189H262ZM27 189H28V188H27ZM42 189H43V190H42ZM93 189H94V190H93ZM95 189H98V190H95ZM104 189H105L107 192L104 191ZM111 189H112V190H111ZM113 189H114V190H113ZM140 189H142V187H141ZM179 189H180V190H179ZM202 189H203V190H202ZM206 189H207L208 191L211 190V192L209 191L210 194H207V193H209V192L206 191V192H207V193H206V192L204 191V190H206ZM220 189H221V190H220ZM257 189H258V190H257ZM12 190H13V191L15 190V191H14V194H13V193H10V192H12ZM19 190L22 191V192L26 190L28 194L26 193V194L24 195V194H22ZM65 190H66V191H65ZM70 190H71V193H70ZM100 190H101V191H100ZM102 190H103L104 193L102 192ZM138 190H139V188H138ZM158 190H159V193L161 192V190H163V192H161L160 194H159V193L156 194V192H157ZM171 190H172V191H171ZM175 190H176L177 192H179L178 194H180V195H181V194L183 195L184 191L189 192L190 196H191V193H190L189 190H192L191 192H193V194L196 193V194H195L196 196H194V195H193V197H190V196H189V198H190V199H189V198L187 197L188 194H184L183 196H182V195L180 196V195H178V194H175L176 197L172 200L173 195H170V193H171V194H172V193H175ZM182 190H183V191H182ZM212 190H213V191H212ZM219 190H220V193H218V194H219L218 198H220V199H217V195H218L217 192H218ZM231 190H229V191H231ZM233 190H232V191H233ZM256 190H257V191H256ZM9 191H10V192H9ZM16 191H17V192H20L22 195H19L20 197H16V196L18 195V193H17ZM26 191H25V192H26ZM114 191H115L116 193H115V194H111V192H114ZM140 191H141V190H140ZM143 191H144V190H142V192H143ZM181 191H182V193H180ZM232 191H231V192H232ZM248 191H247V192H248ZM258 191H259V193H261V191H262V193H263V194H259L260 197H259V195H257V194H258ZM8 192H9V193H8ZM25 192H24V193H25ZM119 192H118V193H119ZM129 192L131 193V195H133L134 192H135L134 194H137V196H138V198H139V201L137 200L138 203H137V201L135 200L137 206H138L140 200H142L141 202H142V203L144 202V203L141 205V207H140V206H138V208H137V206L134 207V208L136 209V210H134L135 212L138 210V212H136V213L134 212V215L137 214L136 217L134 216V219L138 220V225L135 224L136 220H133V221H134V222H133L134 224H133V223H130V225H128V226H129V229H128V226H126V227H127V228H126L125 226L121 225L122 220L118 221V219L121 218L120 211H121L122 209H125L126 204H127V200H129V202H130V199H127V198H129V195H128ZM177 192H176V193H177ZM198 192H199V194H197ZM203 192H205V193L207 194V196L204 195L205 193L202 194ZM253 192H254V194H253ZM3 193H4V194H3ZM20 193H19V194H20ZM53 193H55L53 198L56 200V202L53 201L54 204H55V203L57 204V202H58V204H59V206H58V204L56 205L57 207H56L54 204H51V203H53L51 200H54L53 198H50L51 195H52ZM62 193H63V194H62ZM64 193H65L66 195H65ZM68 193H70V194H68ZM98 193L100 194L99 196H101L100 199H99V197H98ZM123 193H124V195H123ZM236 193H239V196L236 195ZM9 194H10V195H9ZM12 194H13V195L16 194V196L14 197V196H12ZM49 194H50V195H49ZM56 194H57V195H56ZM58 194H59V195H58ZM67 194H68V196L72 194L71 197L73 198L74 202H73V200H72L71 197H69V199H68ZM74 194L77 195V192L74 193ZM101 194H103V197H102ZM105 194H106V195H105ZM116 194H117L118 196H115ZM121 194H122V195H121ZM125 194H126V197H125ZM165 194H164V195H165ZM211 194H212V195H211ZM215 194H216V195H215ZM226 194H228V195H230V196L228 197V195H226ZM35 195H36V196H35ZM47 195H48V196H47ZM55 195L58 196V200L61 199L62 203H64L63 200H62V198L64 199L65 197H67V199H64V200H65V201L68 200V202H70V203H67V201H66V203L64 204L65 206H64V205L61 203V201L59 202V201L57 200V197H56ZM63 195H65V197H64ZM169 195H170V196H169ZM175 195H174V196H175ZM185 195H186V196H185ZM198 195H199V201H200V200H203V199L205 200V197H206V200H207V201H206V200H205V201L208 202L207 205H209V203L211 202L212 204H210V206H212V208H213V206L216 207V208H213V209H215V210L213 211V209H212L211 207L207 206L206 204H203V203L205 202L204 200H203L202 202H201V201H200V202L198 201V203H200L201 205H200V204H199V205L195 204V203L197 202V200H198V199L195 198V197H197ZM202 195L205 196V197H203ZM213 195H215V196H213ZM224 195H226V197H225ZM232 195H233V196H232ZM235 195H236L235 198H236L237 200L234 198ZM247 195H249V196H251V197H248V199H247ZM9 196H12V199H10ZM21 196L27 198V200H26L25 198H24V199H25L26 201L23 200V199H21V198H22ZM29 196H30V198H29ZM60 196H61L62 198H60ZM104 196H106V197H105L106 199L104 198ZM112 196H115V197L118 199V201L121 200V197H122V200H123L124 198H126L127 200H125V201L123 200L122 202L119 201L120 203H119V202L117 203V202H115V201H117L116 198H115V197H112ZM127 196H128V197H127ZM177 196H178V199H180V200L176 199ZM179 196H180V198H179ZM209 196H210V197H209ZM222 196H223L225 199H227L228 204H229V201H230V200H228V198H230V197L232 196L230 199H232L233 202H230V204L232 203V204L230 205V207H226L227 210H226V208L224 209V205H227V206H229V205L227 204V201H226V203H225V199H223ZM13 197H14V199H13ZM31 197H32V198H31ZM37 197H38V198H37ZM92 197H93V198H92ZM95 197H96V198H95ZM97 197H98V198H97ZM119 197H120V199H119ZM130 197L133 199L135 196L133 195V196H130ZM169 197H171V198H169ZM181 197H182V198H181ZM202 197H203V198H202ZM212 197H213L214 199H213ZM215 197H216V198H215ZM101 198H103V199H101ZM110 198H113V199L110 200ZM144 198L146 199V197H144ZM183 198H186V199H185L184 201H182ZM193 198H194V199H193ZM201 198H202V199H201ZM207 198H208V199H207ZM209 198H212V199H210V200H212V201H210ZM250 198H251L252 200H251ZM263 198H264V197H263ZM18 199H19V200H18ZM30 199H31V200H30ZM50 199H51V200H50ZM95 199H96V200H95ZM132 199H131V202H132ZM134 199H135V198H134ZM170 199H171V202L169 201ZM192 199H193V200H192ZM196 199H197V200H196ZM215 199H216V200H215ZM238 199H239L240 201H238ZM246 199L248 200V202H247ZM254 199H255V200H254ZM32 200H33V201H36V203H37V200H38L39 202H38V204H36V205H37V206L40 205V207H42V208L39 207L38 210H36V207H37V206L35 205V203H34ZM87 200L89 201V203H87V202H88ZM97 200H99V201L97 202ZM102 200H103V201H102ZM105 200H106V201H105ZM114 200H115V201H114ZM153 200H154V201H153ZM163 200H162V201H163ZM175 200H177V202H176ZM189 200H190L191 202H189ZM195 200H196V202H195ZM213 200H214V201H213ZM221 200H223L224 202L221 201ZM249 200H250V201H249ZM261 200H263V202H262ZM2 201H3V202H2ZM12 201H13V203H12ZM20 201H23L24 203H23V202H20ZM92 201H93V203H92ZM101 201H102V202H101ZM112 201H113V202H112ZM151 201H152V203H151ZM179 201L184 202L186 206H185L184 204H181V202H179ZM185 201H187V202H185ZM192 201H193L194 203H193ZM220 201H221V202H220ZM235 201H236V202H235ZM254 201H255L256 203H255ZM260 201H261V202H260ZM28 202H29V204H27ZM31 202H32V203H31ZM48 202H51V203H49V204L52 205L51 208H50L51 205H49ZM71 202H72V203H71ZM100 202H101L102 204H101ZM111 202H112V203H111ZM125 202H126V204H125ZM154 202H155V203H154ZM168 202H169L170 204H168ZM178 202H179V203H178ZM206 202H205V203H206ZM215 202H216V203H215ZM222 202H223V203H222ZM234 202L236 203V205L234 204ZM237 202H239V203H237ZM240 202H242V203H240ZM244 202L249 203V204H246V203L244 204ZM8 203H9V204H8ZM14 203H15V205H16V203H17V206H20V208H22V209L25 208L26 211H27L28 209L31 210V211H27V212H28L27 214L25 213L26 217L29 216V218H27V219H29V220H25V221H23V223H21L22 220L20 221V219H21V216L24 215L25 209H24V210L21 209V211H20V210L18 211L17 209H20V208H19V207L17 208V206L14 207ZM30 203H31V205H30ZM39 203H40V204H39ZM60 203H61V204H60ZM74 203H76V204H74ZM96 203H97V204H96ZM110 203H111V204H110ZM115 203H117L118 205H116ZM123 203H124L125 205H124ZM188 203H189V204H188ZM217 203H218V204H217ZM219 203H220V204H219ZM250 203L253 204L254 206L251 205ZM261 203H263V204H261ZM22 204H23V205H22ZM32 204L34 205L35 208L32 207V206H33ZM41 204H42V205H41ZM67 204H68V205H67ZM69 204H74L75 207L72 208L73 205H71V208H69V207H70ZM90 204L93 205V206H91ZM107 204H108V205H107ZM120 204H121V205H120ZM136 204H135V205H136ZM153 204H155L156 207H155V205H153ZM178 204H179V205H178ZM190 204H191V205H190ZM192 204H193V205H192ZM242 204H244V205L242 206ZM255 204H256V206H257V209H256V207H255ZM259 204H260V205H259ZM3 205H4V206H3ZM21 205H22V206H21ZM26 205H27V206H26ZM99 205H100V207H99ZM112 205H113V206H112ZM115 205L117 206V210H116ZM119 205H120L121 209H119V208H120ZM139 205H140V204H139ZM143 205H144V207H143ZM152 205H153V206H152ZM180 205H184V208H183V206L181 207ZM217 205H218V206L221 205V206H220V207H217ZM222 205H223V206H222ZM246 205H247V206L249 205V206H248L249 208L247 207L248 210L245 212V210L247 209V208H246ZM262 205H263V206H262ZM8 206H10L11 209H10ZM54 206H55V207H54ZM101 206H102L103 208H102ZM109 206H110V207H109ZM130 206H132V205H130ZM145 206H146V207H145ZM161 206H162V208H160ZM191 206H193V207L196 206V208H193V207H191ZM197 206H199V207L202 206V207H203V211L205 210V211H208V212H209V216H210V214H211L209 209H212L211 212H213V213L216 211V209H217V210L222 209V211H219V212H221V213H222V212L224 213L225 210H226V212H225L226 215H223V213H222V215H220L221 220H220V218H219L218 220L222 222V221H224V220H226V219L228 218V221H229V216H230V221H231V220H232V217H233V219H235V221H234L235 223H233V225L235 224V225L237 226L236 228H238V230L235 229V225L232 226V228L230 227L231 225L228 226V224H229L230 221H229L228 223H227V220H226V222H222V223L219 222V221H217V218L219 217V214H221V213H219L218 211H217L218 215H217V213L215 212V213H216V214H215V217H216V215H217V218H215V219H216V222H215V219H212L213 217L211 218L213 221L210 219V217H211L212 215H214L213 213H212L211 216L209 217V216H207V215H208V212H204V214H207V215H204V214L201 213V211L199 212V210H201V209L198 207V212H197V213H198V218L200 219V218H201V214L203 215V216H202L203 220H202V221H201V219H200V221L198 220V224H200V222H201V224H202V222H203L202 225L200 224V225H201V229H203V227H204V230H203V231H206V230H207V231H208V230L211 231V232L208 231V232H210L211 236H209L210 234H208V232L206 231V233L208 234L207 237L210 238V239H209V238H206V237H205L206 234H205L204 237H205L206 239H209V240H206L204 237H202V234L204 235V233L201 234L202 231H201V230H200V231L197 230V229L200 228V227H199L200 225L198 226V224H195V221H196V223H197V218L195 217L197 214H194V212H192V211H195V209H197ZM235 206H236V207L239 206L241 209L239 210V208H236ZM258 206H260V209H259ZM96 207H97V208H96ZM104 207H105V209H104ZM118 207H119V208H118ZM132 207H133V206H132ZM150 207H151V208H150ZM163 207H164V208H163ZM173 207H174V205H173ZM179 207H180V208H183L185 212H186V210H187V213H188L189 216H190V214L192 213L191 217H192V219L195 220V221L191 220V219H190L191 217L188 218L187 214H184L185 212L181 211ZM190 207L193 208V209H191V212H190ZM206 207H208V208L206 209ZM232 207H233L234 209L236 208V209H235L236 212H235V210H234V211L232 210ZM251 207L253 208L252 211H251ZM254 207H255V210H254ZM5 208H9L11 211H10L9 209H5ZM15 208H17V209H15ZM54 208H56L55 212H54ZM67 208L63 209V210H62L63 212L60 211V212H62V213H60V212L57 213V214H59L60 218H62V217L64 216L63 218H64V220H65L66 222H67V220L65 219V217L68 216L67 213H66V212H68ZM78 208H77V211L79 210L80 213H81L82 215H84L85 213H83L82 209L80 210V209H78ZM98 208H99V209H98ZM107 208H108V209H107ZM114 208H115V211L113 210ZM128 208H129V207H128ZM128 208H127V211L129 210ZM134 208H133V209H134ZM139 208H141V210H140ZM218 208H219V209H218ZM228 208H229V209H228ZM243 208H244L245 210H244ZM13 209H14V210H13ZM49 209H47L46 214L49 213V211H50ZM61 209H60V210H61ZM89 209H90V210H89ZM93 209H94V210H93ZM109 209H110V210H109ZM133 209L131 208L130 210L133 211ZM151 209H152L153 211H155V212H153ZM156 209H158L157 212H156ZM165 209H166V213H167V215H166V213H165ZM183 209H182V210H183ZM223 209H224V210H223ZM230 209H231V210H230ZM237 209H238L239 212L237 211ZM4 210H6V211H4ZM12 210H13V211H12ZM15 210H16V211H15ZM32 210L37 211V212H32ZM66 210H67V211H66ZM83 210L85 211V209H83ZM91 210H92V211H91ZM100 210H101V211H100ZM103 210H104V213L106 212L105 215H104L103 212H102ZM111 210L114 211V212H112ZM143 210H145V211H143ZM159 210H162V213H161V211H160V213L162 214V215H161L162 220H161V218H160ZM175 210H176V211H179V212H180V211L183 212L184 216L182 215V213L179 214V213L176 212ZM243 210H244V211H243ZM249 210H250V211H249ZM257 210L260 211V212H262L263 215H262L260 212H258ZM1 211H2L4 214H2ZM64 211H65V212H64ZM79 211L77 212L78 215L76 214L77 217L75 216V218H78V216H79V217L81 216V215L79 214ZM94 211H96V212H94ZM99 211H100V212H99ZM139 211H140V212L142 211V213H140ZM188 211H189V212H188ZM196 211H197V210H196ZM196 211H195V212H196ZM203 211H202V212H203ZM227 211H229V213H230L228 216H227V214H228ZM240 211H241L242 213L245 212L246 214H249L248 217L245 216V215H246L245 213H243L244 216H242L243 214H241ZM254 211H255V212H254ZM6 212H7L8 215L5 214ZM11 212H12V213H11ZM21 212H22V213H21ZM29 212H32V215L29 214ZM97 212H98V214H97ZM107 212H108L109 214H108ZM130 212H131V211H130ZM146 212H147V213H146ZM163 212H164V213H163ZM175 212L178 213L179 216H178V214L175 215V214H174ZM231 212H232V214H231ZM248 212H249V213H248ZM63 213H64V214H63ZM68 213H69V212H68ZM71 213H70V216H68L69 218H70V217L73 218V216L71 215ZM153 213H154V214H153ZM157 213H158V214H157ZM189 213H190V214H189ZM200 213H201V214H200ZM233 213H237V214H233ZM256 213H259L258 215L261 214V216H262V217H261L262 222H261V219H258V218H260V216H258ZM21 214H22V215H21ZM28 214H29V215H28ZM46 214L44 215V218L47 217V216H49V214H47V215H46ZM57 214H56V215H57ZM61 214H63V216H62ZM88 214H87V215H88ZM95 214H96L97 216H96ZM100 214H102L103 217H102ZM110 214H111L112 216H111ZM118 214H119V215H118ZM121 214L125 215V214H126V209H125V210H122V211H121ZM132 214H133V213H132ZM138 214H139L140 216H139ZM147 214H148V215H151V218H154V219H151V218H150V219L153 220V221H151V220L148 218V215H147ZM152 214H153V216H152ZM163 214H165V215H163ZM172 214H173V215H172ZM238 214H239V215L241 214L240 216H242L243 220H242L241 217H240V219H239V218L237 219V217H239ZM255 214H256V215H255ZM5 215L8 216V219H7V217H6ZM11 215H12V216H11ZM17 215H18V217H17ZM25 215H24L23 219L26 218ZM27 215H28V216H27ZM54 215H55V214H54ZM54 215H52V218L55 217V218H53L54 221H55V219H57V217H56V215H55V216H54ZM74 215H75V214H74ZM85 215H86V214H85ZM99 215H100V216H99ZM126 215H127V214H126ZM142 215H143V216H142ZM168 215H169L170 217H169ZM199 215H200V216H199ZM235 215H236L237 217H236ZM250 215H251V217H250ZM14 216H15V217H14ZM31 216H32V220H33V223H34V224L32 223V220H31V218H30ZM36 216H37V217H36ZM59 216H58V219H57V220H60ZM61 216H62V217H61ZM89 216H88V219H86V218H87L86 216H84V218L82 219L85 223H87V224H86L87 227H85L86 229H85V234H84V235H83L84 230L81 229L82 226H84V224L82 223V224H83L82 226H81V224L79 225V223H81V221H82L81 218H82L83 216L80 217V219L78 218L79 221H80V222H78V225L81 226V227H79V228H80V229L82 230V232H83V233H82V232H81V233H82V236H83L82 239H83V240L85 239L84 241H88V239H91V238L94 239V236L97 235V234L95 235V233H94L95 229L100 230V232H101L102 230H104L105 232L108 231V229L106 230L107 225H106L105 223L103 224L104 226H103L102 223H101V226L104 227V228H102V230H101L100 223H99V225L96 224V223H93V221L95 222V220H92V222H91V221L89 220ZM108 216H110V217H108ZM141 216H142L143 218H142ZM146 216H147V217H146ZM155 216H156V217H155ZM157 216H158V218H160L159 220H158ZM165 216H167L168 218L165 217ZM180 216H181V217H180ZM221 216H225V217H221ZM234 216H235L236 218H234ZM19 217H20V218H19ZM33 217H34V218H33ZM35 217H36V218H35ZM50 217H51V216H50ZM50 217H49V218H50ZM104 217H105V218H104ZM111 217H112V218H111ZM114 217H117V218H116L117 222L114 221V220H115ZM137 217H138V218H137ZM149 217H150V216H149ZM173 217H174V218H173ZM182 217H183V219L186 218V220H183ZM193 217H194V218H193ZM207 217H209V218H207ZM245 217H247V219H246ZM255 217H258V218H255ZM2 218H3V220H2ZM69 218H68V219H69ZM102 218H103V219H102ZM108 218H109V220H108ZM113 218H114V219H113ZM126 218H127V217H126ZM126 218L122 217V219H125L126 221H128L129 219H126ZM129 218H132V216H130ZM144 218H145V221L143 220ZM164 218H165V219H164ZM166 218H167V220H166ZM170 218H171V219H170ZM172 218H173L174 220H172ZM179 218H181V219L179 220ZM187 218L190 219V220L187 221ZM206 218L208 219V221H206V222H208L209 224H207L206 222H204V221L206 220ZM225 218H226V219H225ZM254 218H255V219H254ZM5 219H6V220H5ZM17 219H18V220H17ZM45 219H47V218H45ZM98 219H101V220H103V221H101V220L98 221ZM110 219H111V220H110ZM148 219H149V220H148ZM236 219H237V220H236ZM244 219H245V220H244ZM250 219H251V220H250ZM257 219H258V220H257ZM61 220H62L63 222H65L63 219H61ZM70 220H71V223H70L69 225L65 223L66 226L68 225V226L70 227V225H72V223H75V222H73L75 219H73V220L70 219ZM70 220H69V221H70ZM87 220H88V221H87ZM106 220L109 221V222L114 221L115 223L118 224V226H117L115 223H113V224L115 225V229H114V226H113L112 222H111V223H108V222H106ZM130 220H131V219H130ZM146 220H147V221H146ZM165 220H166V221H165ZM168 220L175 221V224H174L172 221H168ZM238 220H239L240 222H241V220L243 221V222L240 223L241 225H239V226H242L243 228H244V226H243L244 224H246L247 226L245 225L246 227H245L244 229H243L242 227H240V230H239V227H238V224H239L238 222H239V221H238ZM8 221H9V222H8ZM15 221H16V224H17V225H20V227H21L22 230L19 228V226L17 227V225L15 224ZM26 221H27V222H26ZM34 221L36 222L37 225L35 224ZM49 221L51 222L52 220L50 219ZM54 221H52V223H53ZM69 221H68V222H69ZM75 221L77 222V220H75ZM83 221H82V222H83ZM126 221H125V225H126V224H129V223H128L129 221H128V222H126ZM139 221H140V222H139ZM148 221L150 222V223H149L150 225L147 223ZM181 221H183V222L186 221V222H184V224H183V222H182V224H183L184 226H186L185 228H184L183 225L181 224ZM211 221L214 222V224L217 223L218 226H217V224H215V225H214V224H211V223H212ZM236 221H238V222H236ZM251 221H252V222H251ZM254 221H255V222H254ZM17 222H20V224L17 223ZM25 222H26V224L29 225V227H28V225L24 224ZM30 222H31V223H30ZM41 222H42V221H41ZM43 222H45V221H43ZM46 222H47V221H46ZM55 222H57V223H56V229H58V231H57L56 229H55L54 231L59 232L60 229H59L58 225H60V228L62 229V230H60L61 232L66 228V226H64L65 228L63 229L61 223L58 224V221H55ZM59 222H61V221H59ZM63 222H62V223H63ZM68 222H67V223H68ZM118 222H119L120 224H119ZM141 222H142L143 224H142ZM145 222H146L147 224H146ZM168 222H169V223H168ZM176 222H177V223H176ZM187 222H188V224H187ZM189 222H190V223H189ZM191 222H192V224H191ZM193 222H194V223H193ZM210 222H211V223H210ZM253 222L255 223V225L260 226L259 228H258V226H254V228L256 227L257 229H259L260 232H261V231L263 232V233H262V232L260 233V232L256 229V230L258 231V235H257V236H259V237H257V236L255 235L256 230H253V231H255V232H254L255 238L257 237V239H258V240H256V239H255V240H256V241H259V239H260V242L263 241V244H261L260 242H257V244L260 245V246H259L260 248L258 247V245L256 244L255 241H254L255 243H254L253 241L250 242V243H247V240H248V242H249V240H251V239L254 240V237H253V238H250V239H247L246 242L244 243V238L247 237V236H249V235L247 234V232L249 231V232H248L249 234L253 232L252 230H249V229H250L249 226H251V229H252V224H251V223H253ZM256 222H258V223H256ZM3 223H4V224H3ZM8 223H9V224H8ZM11 223H12V224H11ZM123 223H124V222H123ZM136 223H137V222H136ZM152 223H153V224H152ZM154 223H157V225H155ZM159 223H160V224H159ZM171 223H173V224H172V225H173L172 227H170V226H171ZM179 223H180V224H179ZM185 223H186L187 225H186ZM204 223H205V224H204ZM225 223H226V225H225ZM230 223L232 224V221H231ZM236 223H238V224H236ZM243 223H244V224H243ZM248 223H250V224L248 225ZM254 223H253V225H254ZM261 223H262V224H261ZM21 224H23V225L21 226ZM31 224H32V226H31ZM47 224H48V227L50 228L49 223H47ZM47 224H46V225H47ZM50 224H51V223H50ZM53 224H55V223H53ZM75 224H76V223H75ZM91 224H93V225L96 224V226H92ZM111 224H112V225H111ZM131 224L134 225V226H137V227H140V225H141V227H142L143 229H140L141 227H140V228H137V227H136V228H134L135 230H134V229L132 230V229H131V227H132ZM151 224H152V225H151ZM168 224H169V225H168ZM176 224H177V225H176ZM189 224H190V225H189ZM13 225H15V227H17L18 229L15 228V227H13ZM25 225H26L27 227H26ZM33 225H34V226H33ZM42 225L44 226L45 223H43ZM46 225H45L44 228L47 230L48 227H47ZM63 225H64V224H63ZM143 225H144L146 228H145ZM180 225H182L181 228L185 229V231H183V230L180 228ZM191 225H192V226H191ZM203 225H204V226H203ZM209 225H212V229H209V227H210ZM261 225H262V226H261ZM3 226H4V227H3ZM24 226H25V227H24ZM36 226H37V227H36ZM51 226H52V225H51ZM54 226H55V225H54ZM54 226H53V228L51 227V229H54ZM72 226L74 227V224H73ZM75 226H76V229H77V228H78L77 225H75ZM97 226H99V227H97ZM105 226H106V228H105ZM119 226H121V227L123 226L124 229L121 228V230H120V227H119ZM134 226H133V227H134ZM148 226H149L151 229H150V228H147ZM151 226H152V227H151ZM157 226H158V227H157ZM160 226H161V227H160ZM162 226H163V227H162ZM190 226H191V227H190ZM196 226H197V227H196ZM213 226H215V227H213ZM219 226H220V227H219ZM225 226H226V227H225ZM227 226H228L229 229H230V228L233 229V231H230V232H229ZM34 227H35L36 229H35ZM41 227H42V226H41ZM41 227L39 226L38 229L41 228ZM69 227H67V232H68V228H69ZM91 227H93V228L91 229ZM116 227L119 228L120 234H118L119 231L117 230ZM133 227H132V228H133ZM154 227H155V228H154ZM177 227H178V228H177ZM187 227H188L190 230H189ZM3 228H4V229H3ZM9 228H11V229H9ZM13 228H14L15 230H14L13 233L11 234V236H12V238H11V236H10V235L8 236L7 234H8V233L10 234V232H12ZM23 228H24V233L22 232V234H20V233H21L20 231H23ZM26 228H27V229H26ZM29 228H30V230H29ZM44 228H43V229L41 228V230L44 231ZM74 228H75V227H74ZM83 228H84V227H83ZM94 228H95V229H94ZM152 228H153V229H152ZM158 228L160 229V230H158L159 233H162V232H163V235H164V233H165V236H164V237H163L162 234H159V233L156 232ZM179 228H180L181 230H180ZM205 228H206V230H205ZM207 228H208V229H207ZM210 228H211V227H210ZM216 228H217V229H216ZM222 228H223V229H222ZM224 228H226V229H224ZM241 228H242V229H241ZM246 228L248 229V231H247ZM6 229H7V231L9 230V232L6 231L7 233H4L3 231L6 230ZM16 229H17V230H16ZM31 229H32L33 231H35V233L37 234L38 237H35V233L32 232L33 235L31 234L32 237H31L30 239H32V238H34V239L31 240V241L29 242L28 240H30V239H28V237L31 236V235H29V236H27V237H25L24 235H27V233L30 234L29 231H31ZM51 229H50V230H51ZM93 229H94V230H93ZM122 229L125 230V231H126V229H127L128 232L130 231L129 234L127 233V231H126L127 234H125V233H124L125 231L123 232ZM136 229H137V230H136ZM138 229H139V231H138ZM147 229H148V230H147ZM154 229H156V231L153 233L152 230H154ZM192 229H193V230H192ZM26 230H28V231H26ZM46 230H45V231H46ZM48 230H49V229H48ZM48 230H47V231H48ZM73 230H74V229H73ZM77 230H78V229H77ZM77 230H76V232L80 235V231H77ZM98 230H96V233H97V232L99 233ZM141 230L144 231V233H143ZM161 230H162V231H161ZM179 230H180V232L178 233ZM194 230H197V231H194ZM212 230H213L214 233L212 232ZM214 230H215V231H214ZM217 230H220V231H217ZM221 230H222V231H221ZM234 230H236L235 233H234ZM242 230H243V231H242ZM245 230H246V232H245ZM15 231H17V234H19L18 239L20 238V241H19V240H16L17 238L13 236V234H16ZM18 231H19L20 233H18ZM47 231H46V232H47ZM52 231H53V230H52ZM52 231H50V232H52ZM54 231H53V232H54ZM65 231H66V230H65ZM65 231H63V233H61V234H62V237H59L60 241H62L61 239H63V240L65 241V239L63 238V234H65ZM69 231H70V229H69ZM74 231H75V230H74ZM90 231H91L90 234H91L92 237L90 236V238H89L88 236H89L90 234L88 235V233H89ZM104 231H102V233H103ZM148 231H149V233H148ZM190 231H191V232H190ZM238 231H239V233H238ZM14 232H15V233H14ZM56 232H55V233H56ZM117 232H118V233H117ZM121 232H122V234H121ZM135 232H136V233H135ZM145 232H147L146 235H145ZM181 232H182V233H181ZM196 232H197V233H196ZM199 232H200V234H199ZM219 232H220V233H219ZM227 232H228V233H227ZM243 232L246 233V236H245V234H244ZM43 233H44V232H43ZM48 233H49V232H48ZM59 233H60V232H59ZM106 233H107V232H106ZM140 233H143V234H140ZM150 233H151V237H150ZM185 233L188 234V235L185 236V235H184ZM190 233H191V234H190ZM223 233H224V234H223ZM225 233H226V234H225ZM230 233H231V235H230ZM241 233H243L244 235H243V237H241V239H239V241H237V240H238V239H237V236H238V238H239V235H242ZM259 233H260V234H263V235H259ZM23 234H24V235H23ZM71 234H72V233H71ZM71 234H70V235H71ZM78 234H77V235H78ZM134 234H135V236H134ZM178 234H180L181 236H179ZM182 234H183L184 236H182ZM198 234H199V236H198ZM212 234L215 235V236H213ZM227 234H229V236H227V238H228L230 241H229L228 239L224 240V239H225V236L223 237V235H227ZM233 234H234V235H233ZM236 234H238V235H236ZM256 234H257V233H256ZM20 235H22V236H20ZM41 235H42V234H41ZM51 235H53V233H51ZM58 235L61 236L60 234H58ZM66 235H67V234H65V236H66ZM74 235L76 236V234H74ZM79 235L77 236L78 238L81 237V236H79ZM99 235L101 236V234H99ZM111 235H112V236H111ZM115 235H116V236H115ZM126 235H127V238H126ZM144 235H145V237H146L147 239H146L145 237H144V239H143V236H144ZM160 235H162V236H160ZM189 235H190V236H189ZM195 235H196V236H195ZM200 235H201V240H200V238H198V237H200ZM251 235H252V234H251ZM251 235H250V236H251ZM254 235H253V236H254ZM7 236L10 238V241L8 240L9 238L6 239ZM15 236H17V235H15ZM42 236H46V234H45V235H42ZM75 236H74V238H75ZM97 236H98V235H97ZM97 236H96V237H97ZM100 236H98V238H95V239H99ZM117 236H118V237H117ZM119 236H120V237H119ZM128 236H129V237H128ZM188 236H189V238L187 239ZM197 236H198V237H197ZM216 236H217L218 238H216ZM220 236H222V238H224V239H222V238L220 239ZM230 236H231V237H230ZM13 237L15 238V240L13 239ZM21 237H23V239H24V237H25V238H27L28 240L26 239V240H25L26 242L24 243V241H23V239H22ZM52 237H53V238H52ZM66 237H67V236H66ZM69 237H71V236H69ZM84 237H85V238H84ZM112 237H113L114 239H113ZM116 237H117V238H116ZM123 237H125V238H123ZM139 237H141L142 239L140 240ZM148 237H149V238H148ZM165 237H166V238H165ZM182 237H183V238H182ZM191 237H194L193 240H195V238H196V240H195L193 243H194L195 245H196V243H197V246H195L194 244H192V242H191V241H192V240H191ZM211 237H212V238H211ZM234 237H235V238H234ZM42 238H43V237H42ZM72 238H73V236H72ZM162 238H161V239H162ZM202 238H204L205 240H203ZM214 238H215L216 240H215ZM11 239H13V241H11ZM21 239H22V241H21ZM57 239H58V236H57ZM57 239H56V240H57ZM59 239L57 240V243H58V244H59ZM66 239L69 241V238H66ZM100 239H103V238L100 237ZM186 239H187V240H186ZM198 239H199V241H198ZM217 239H218V240H217ZM219 239H220V240H219ZM233 239H234V241H233ZM70 240H71V239H70ZM72 240H73V239H72ZM72 240L70 241V242H71V246H74V245H72ZM74 240H75V239H74ZM77 240H78V239H77ZM77 240H75V241H73V242H76ZM80 240H81V239H80ZM153 240H154V239H153V237H152V242H153ZM155 240H154V242H155ZM202 240L204 241V243H203ZM213 240H215V241H213ZM3 241H4V243H3ZM32 241H33V243H32ZM64 241H63V243L61 242V243H62V244H61L62 246H63L64 243H65ZM150 241H149V242H150ZM170 241H169V242H170ZM185 241H186L187 243H186ZM206 241H210V242L207 243ZM212 241H213V242H212ZM220 241L222 242V245L220 244V243H221ZM223 241H224V242H223ZM231 241H232V242H231ZM242 241H243V242H242ZM11 242H12V243L14 242L13 245H12ZM20 242H21V243H24V245H26V246H25V249H24V252L22 251V247H23L24 245L21 244ZM28 242H29V243H28ZM38 242H39V243H38ZM145 242H146V241H143L142 244H145ZM147 242H148V240H147ZM158 242H157V243H158ZM163 242H162V243H163ZM211 242H212V243H211ZM230 242H231V244H230ZM1 243H2V244H1ZM15 243H16L17 246H15ZM26 243H27V244H26ZM31 243H32V244H31ZM34 243H35V244H34ZM49 243H47V244H49ZM57 243L55 242L54 245L57 244ZM66 243H67V242H66ZM66 243H65V244H66ZM159 243H158V244H159ZM180 243H181V244H180ZM190 243H191V244H190ZM205 243H206V244H205ZM210 243H211V244H210ZM214 243H216V244H214ZM217 243H218L219 245H217ZM232 243H234V244H232ZM235 243H236L237 245H236ZM3 244H4V245H3ZM20 244H21L22 246H21ZM28 244H29V245H28ZM58 244H57V245H58ZM67 244H68V243H67ZM199 244H200V246L203 245L204 247H203V246H202V247H203L206 251H205L202 247H200ZM238 244H239V247H238ZM254 244H255V246H254ZM8 245H9V246H8ZM19 245H20V246H19ZM33 245H34V246H33ZM37 245H38L39 247H38ZM180 245H181V246H180ZM187 245H188V246H187ZM189 245H190V246H189ZM192 245H193V246H192ZM223 245H224V246H223ZM230 245H231V246L233 245L232 247H233L234 250L232 249V247H231ZM235 245H236V246H235ZM249 245H250V246H249ZM14 246H15V247H14ZM27 246H28V247H27ZM55 246H56V245H55ZM58 246H59V245H58ZM58 246H56V247H58ZM69 246H70V245H69ZM216 246H217L218 248H217ZM221 246H222V247H221ZM227 246H228L229 248L226 249ZM256 246H257L259 249H258ZM7 247H8V248H7ZM11 247H12V248H11ZM34 247H35V248H34ZM46 247H47V248H46ZM49 247H50V249H52V250H50V249L48 250ZM59 247H60V246H59ZM67 247H68V246H67ZM75 247H76V246H75ZM142 247H143V248H142ZM142 247L137 248V250H139V249H140L139 251H142V249L144 250V248H146V244H145V246L143 245ZM171 247H172L173 250L171 249ZM190 247H191L192 249H191ZM193 247H195V250H194ZM196 247H197V248H196ZM235 247H236V250H235ZM251 247H252V248L254 247L255 249L259 250L258 252H260V251L262 252V251H263V252H262V255L260 256L261 253L259 254L258 252H256L257 250H255V249L253 248V249L255 250V251H254ZM23 248H24V247H23ZM36 248H37V250H36ZM72 248H73V247H72ZM155 248H156V246H155ZM160 248H159V249H160ZM169 248H170V251H169V250H166V249H169ZM174 248H176V249H174ZM181 248H182V249H181ZM187 248H188V250H187ZM199 248H200V249H199ZM230 248H231V249H230ZM246 248H247V249H246ZM7 249H8L9 251H8ZM15 249H16V252H17L18 250H19V251H18L17 253H15ZM17 249H18V250H17ZM28 249H29V250H28ZM57 249H59V248H57ZM61 249H62V248H61ZM63 249H64V248H63ZM70 249H71V248H70ZM79 249H80V248L78 247L75 251L77 252ZM131 249L136 250L135 247H133V248H131ZM153 249H154V248H153ZM153 249H152V250H150V248L147 249L146 252H145V254H144V256H141V258H140V256H135V257H137V258H135V257L128 258V259H126V258L124 259V258H123L124 260L121 259V261H120V260H118V258L120 259L121 257L118 256V257L116 258L117 260H115L114 258H113V259H114V261H116V262L119 261V262H117V264H119L120 262H121V264H141V263L143 264V261H144L145 264H147V261L144 260V258L146 257L145 255H146L148 252H150V254L148 253L147 256H148V259L152 258V260H150L151 262H150V261H149V262H150V264H153L152 261H154V260H153V256H152V255H154V256H159L158 253H157V251H159V250H157V251H156L157 254H155L154 251H155L156 249H154V250H153ZM177 249H178V250H177ZM180 249H181L182 251H181ZM197 249L200 250V252H198ZM202 249H203L204 251H203ZM218 249H219V250H218ZM237 249H238V252H237ZM243 249H244V250H243ZM250 249H251V250H250ZM2 250H3V251H2ZM4 250H5L6 252H5ZM30 250L33 251V252H31ZM35 250H36V252L38 251L37 254H36V258H34V255H33V254H35V253H34ZM55 250H56L57 252H56ZM65 250H66V248H65ZM65 250H62V251H63V254H64ZM73 250H74V249H73ZM83 250H84V248H83ZM162 250H161V251H162ZM165 250H166V252H165ZM184 250H185V251H184ZM192 250H194L195 253H193ZM227 250H228L229 254H228ZM239 250H241V251L243 250V251H244V255H243L244 257H242V255H240V254H243V253H240ZM249 250H250V251H249ZM252 250H253V251H252ZM20 251H22V252L20 253V256L22 255V256H21V259H20L19 255H18ZM25 251H27V253L29 252L28 255H29L30 253H33V254H31V255H33V258H34V259L31 258V261H33V262H31V261L29 262V259H28V260H25V257H26V256H24V255L26 254ZM41 251H42L43 254L41 253L42 256H41V259L39 260L40 256H38V255L40 254ZM49 251H50V252H49ZM62 251H60V252H61V255L64 257V255L62 254ZM68 251H70V250L68 249ZM112 251H113V250H112ZM144 251H145V250H144ZM144 251H142V252H144ZM161 251H159V253H161ZM167 251H168V253H167ZM180 251H181L182 253H181ZM189 251H190V252L192 251V253L189 254ZM202 251H203V252H202ZM230 251H234V254H233V252H230ZM235 251H236V252H235ZM3 252H4V254L2 255ZM66 252H67V251H66ZM73 252H74V251H73ZM151 252H154V253H151ZM176 252H177V254H178V253L180 254V256L177 257V258L173 255V254L176 255ZM183 252H184V253H183ZM187 252H188V253H187ZM196 252H197V253H196ZM219 252H220V253H219ZM221 252H222V253H221ZM226 252H227V253H226ZM251 252H255V253H251ZM6 253H7V254H6ZM14 253H15V254H14ZM38 253H39V254H38ZM70 253H71V252H68V254H70ZM164 253L166 254V256H169V257L172 256V257H170V258L168 257L165 261H162L161 259H164V258H162V257H163L162 255H163ZM199 253H200V254L203 253V254H201V255H203V257H202ZM231 253H232L233 255H232ZM16 254H17V255H16ZM65 254H66V253H65ZM68 254H67V255H68ZM77 254L80 255L79 257H81V258H79L78 256H76ZM151 254H152V255H151ZM167 254H168V255H167ZM183 254H184V255H183ZM188 254H189V255H188ZM194 254H195V255H194ZM196 254H199L200 256H199V255H196ZM205 254H206V256H205ZM208 254H209V255H208ZM215 254H216V255H215ZM220 254H221V255H220ZM236 254L239 256V258H237V255H236ZM250 254L252 255L251 258L248 257V256H251ZM5 255H7L8 258H7V256L4 258ZM15 255H16V256H15ZM28 255H27V258H28ZM73 255H74V253H73ZM76 255H75V256L77 257V259L74 260L75 258H74V256H72L73 258H71V259H73L74 261L71 260V263H72V261H73V263H74V262H75V263L77 262L78 264H81V263H82V264H85L86 257L84 258V257H83V254H82V256H81V254H79V253H76ZM149 255H150L151 257H150ZM181 255H183L184 257L181 256ZM185 255H186V256H185ZM235 255H236V256H235ZM37 256H38V257H37ZM43 256H44V259H45L48 263H46L45 260H44V262H43V258H42ZM86 256H87V255H86ZM189 256H190V257L193 256L194 260H193V258H190ZM197 256H198V259H196ZM217 256H218L219 259L217 258ZM221 256H222V257H221ZM229 256H230V257H229ZM233 256H234L235 258H234ZM15 257H16V258H15ZM17 257H18L19 259H18ZM67 257H68V256H67ZM67 257H66V258H67ZM82 257H83V259H82ZM142 257H143V261H141V260H142ZM149 257H150V258H149ZM182 257H183V258H182ZM185 257H186L187 259L189 258L188 261H187V260H186V261L184 260V259H186ZM213 257H215V258H213ZM253 257H254V258H253ZM260 257H261V258H260ZM13 258H14V259H13ZM22 258H23V259H22ZM27 258H26V259H27ZM29 258H30V256H29ZM59 258H60V257H58V259H59ZM61 258H62V257H61ZM69 258H70V256H69ZM133 258H134V261H133ZM178 258H179V259H178ZM180 258H182V259H180ZM223 258L225 259V261H223V260H224ZM227 258H228V259H227ZM255 258H256V262H255ZM17 259H18L19 261H21V262H20V263H17V262H19ZM32 259H33V260H32ZM54 259H53V260H54ZM56 259H57V257H56ZM113 259L111 258V260H113ZM139 259H140V262L138 261ZM154 259H156V257H155ZM159 259H160L161 261H160ZM176 259H177V260H176ZM191 259H192V260H191ZM205 259L201 260L203 263L200 262V263H198V264H204L205 262H208V261H209V260H208L209 258L207 259L208 261H205ZM217 259H218V260H217ZM232 259H233V260H232ZM253 259H254V262L252 261ZM38 260H39V261H38ZM122 260H123L124 262H123ZM135 260H136V261H135ZM178 260H179V261H182L183 263H182V262H178ZM219 260H220V261H219ZM10 261H11V263H10ZM22 261H23V262H22ZM57 261H58V260H56V262H57ZM155 261H154V262H155ZM204 261H205V262H204ZM222 261H223V262H222ZM247 261H246V262H247ZM64 262H65V263H64ZM116 262H114V264H116ZM125 262H126V263H125ZM149 262H148V263H149ZM220 262H221V263H220ZM236 262H235V264H237ZM261 262H262V263H261ZM52 263H53V261H52ZM54 263H55V262H54ZM58 263H59V262H57L56 264H58ZM60 263H61V260H60ZM60 263H59V264H60ZM63 263H64V264L68 263V262L66 261L65 258H63ZM63 263H62V264H63ZM71 263H70V260H69V264H71ZM73 263H72V264H73ZM75 263H74V264H75ZM110 263H111V262H110ZM39 264H40V263H39ZM49 264H50V263H49ZM154 264H155V263H154ZM206 264H208V263H206ZM244 264H247V263H244Z\"/></svg>",
  "mask_w": 264,
  "mask_h": 264
},
{
  "label": "bare ground",
  "instance_id": "bare-ground-1",
  "mask_svg": "<svg viewBox=\"0 0 264 264\" xmlns=\"http://www.w3.org/2000/svg\"><path fill=\"white\" fill-rule=\"evenodd\" d=\"M3 1H4V0H0V3H1V4H4ZM12 1H13V0H12ZM14 1H17V0H14ZM18 1H19V0H18ZM21 1H24V0H21ZM5 2H6V1H5ZM7 2H8V1H7ZM7 2H6V7H7ZM24 2H25V1H24ZM26 2H27V1H26ZM27 3H29L28 6H30V4H31L32 11H33V15H34V14H35V15H36V14H38V15H43V17L45 18V21L47 22V25H48V27H47V26H46V27H47L50 31H52L51 37H53L54 35L56 36V35H58V34L60 33V32L58 33L57 31H59V28L61 27V26H60L61 24H66V28H67V30H66V28H65L64 30H66V33H67V34L65 33V31H64L63 29H62V30L64 31V35H68V37H67V39H65V40L57 41V43L60 44V45H59V44H57V45H58V46H61V45H62L63 47H66V48L69 47V48L76 49V51L78 50L77 53H79V50H81L82 53L80 52V54H82L84 57H87V56H86L87 53L85 52L86 50H88V52H89V50H91V49H99V48H101V47H106V48H108V49H111V50H109L110 53H109L108 50H107L108 52H106V49H105L104 51L102 50V52H100V50H99L98 52L95 53V54H96L95 56H97V55H101L100 58L103 59L102 56H104V58H105V53H107V55H106V59H105V60L108 59V58H107L108 55H110V56L112 57V59H114L115 57H116V59H117V57H118V59H120V60H122V61H126V60L129 59V62H131L130 59L134 57V60L132 59V62H138V64H139V62H142V61H145V62H146V61H150L149 63L151 64L152 61H153V58H148L149 56L147 55L146 52H141V51H140L141 54H142V57L139 55L140 53L138 54L139 51H138V52H134V50H138V49L140 50V45L142 44L141 42L143 41V40H142L143 37H142V35L139 34V33L142 32V31H143V32L146 31V32H145V33H146V37H147L146 39H147L148 41H146V43L144 42V41H145V39H144L145 36H144V38H143L144 41H143V44H142V45L145 44V47H148V48H147V49H148V52H149V51L151 52V53H150L151 55H150V54H149V55L152 56V57H153V54H154L153 52H154V51L158 50V52H157V51H156V52L159 54V53H161V51H162L163 48H164V49H163V52H164V50H165L166 48H168V50H172V51H170V53H171V52H172V53L169 54V51L166 49V51L168 52V55L170 56V59L172 58L173 60H176V61H179V62H182V63H191V64L198 63L199 65L202 64V63H203V64H206V65L210 64V65H208L207 68H209V66H210V68H213V69H212L213 71H214V69H215V68H214V62L217 63L218 61H220V62H219V67H218V71L216 70V74H217V75H216V76H217V77H216V80L218 79L217 82H219V83H221L219 80H222V83H223L224 81H227V82H225V83H227L228 86L226 85L227 87L225 88L224 91L222 90L223 88H222V89H221V88L219 89L220 91H223V93H220L219 96H221V94H223L224 96H226V97H228V98H230V97L233 98V101H232V104H231V106H232V108H233V109H232V110H233L232 112H235L236 114H238V115H239V117H238L239 119L243 118V120H244V126H243V127H240V126H239V125H240V124H239L240 122H239V123L237 122V123H238V127H239L241 130L243 129V130L245 131L243 137L246 136L245 134L250 130L251 126H252V128H253V125H252V124H254V121H255L254 119H257V121L260 123V125H261V127H262V129H263V133L260 131V133L258 134L259 131L254 130V131H256L255 133H257V135H255V134L252 133V134L254 135V136H253V135L251 134V135H252V139L254 140L253 137L258 136L259 139H257V141H260L261 139L264 140V0H28ZM27 3H24V4H23V2H22V4H23L24 6L27 5ZM9 4L12 5L13 3H12V2H11V3L9 2ZM16 4H17V2H15V5H16ZM20 5H21V4H20ZM9 6H10V5H9ZM28 6H27V7H28ZM0 7H1V6H0ZM10 7H11V6H10ZM22 7H23V6H22ZM22 7H20L19 9L22 10ZM27 7L25 6V10H24V11H26V13L29 12V11H28L29 8H27ZM3 8H5V7L2 6L1 9L3 10ZM8 8H9V7H8ZM16 8H17V7H16ZM9 9H10V8H9ZM9 9H8V11L10 12L11 9H10V10H9ZM12 9H13V8H12ZM14 9H15V8H14ZM5 10H7V9L5 8ZM5 10H4V11H5ZM8 11H7V14L9 13ZM14 11H15V10H13V13H15ZM24 11H23V15H24ZM0 12H1V10H0ZM5 12H6V11H5ZM19 12H20V11H19ZM21 12H22V11H21ZM13 13H12V16H13V20H14L16 17H14L15 14L13 15ZM26 13H25V16H27ZM3 15H4V16H3ZM5 16H6L5 13H3V14H2V19H1V17H0V21L2 20V22H0V23H3V20H4L3 17H5ZM10 16H11V15L9 14V18H10ZM12 16H11V17H12ZM17 16H18V15H17ZM19 17H20V16H19ZM5 18H7V17H5ZM20 18H21V17H20ZM22 18H25V21H26V20H29V21H28V22H29V24H28V25H29V26H28V29L31 28V31L33 30V32H34V29H35V28L37 29L38 26H37V24H36V22H35V21H37V20H35V21L33 22V21H32L33 19H31V21H30V19H27V17L22 16ZM22 18H21V19H22ZM29 18H30V17H29ZM34 18H35V17H34ZM7 19H8V18H7ZM10 19L12 20V18H10ZM17 19H18V18H17ZM17 19H16V21H15V20H14V21L12 20L13 22L10 21V22H12V23L9 22V24H10L9 27L11 26V27L13 28V29L10 28V32H11L10 35L13 34V35H14V38H15V39H13V37L11 36L10 39L12 38V39H13V42H12V39H11L10 42H11V43H14V44H16V43H15V40L17 39V35H18V33H20V32H18L19 30H18V31L16 30L17 27H16L15 22H17ZM8 20H9V19H8ZM23 20H24V19H23ZM38 20H39V19H38ZM5 22H6V21H5ZM5 22L3 23V24H6V25H4V27L8 25V24H7L8 22H6V23H5ZM37 22H39V21H37ZM17 23H22V21L20 20V22H17ZM24 23H26V22H24ZM24 23H23V25H24ZM30 23H31L32 25H31ZM11 24H13V25H11ZM26 24H27V23H26ZM26 24H25V25H26ZM40 24H41V23H40ZM1 25H2V24H0V26H1ZM18 25H21V24H18ZM41 25H42V24H41ZM41 25H40V26H41ZM2 26H3V25H2ZM2 26H1V29H3ZM13 26H15V27H13ZM31 26H33L34 29H33ZM64 26H65V25H64ZM9 27L7 26V27H6L7 29L4 28V29L2 30L3 32H1V33L6 32L5 30H8ZM22 27H24V26H22ZM25 27H26V26H25ZM25 27H24V28H25ZM18 28H19V27H18ZM24 28H20V29L22 30V29H24ZM39 28H40V27H39ZM44 28H45V27H44ZM44 28H43V29H44ZM11 29H12L13 32L11 31ZM25 29H26V28H25ZM25 29H24V31H25ZM41 29H42V27L40 28V32H39V29H37V30H38V33H41V32H42V33H41V34H38V35H40L39 37H38V35H35L37 38H34V39H37V40H38L39 38L44 39V38L41 37V36L44 34V33H43V30H41ZM26 30H27V29H26ZM49 30H48V31H49ZM24 31H23V32L21 31V32L24 33ZM27 31L30 32V30H27ZM48 31L45 30V33L47 32L46 35L49 33ZM63 31H62V32H63ZM25 32H26V31H25ZM29 32H28V33H29ZM36 32H37V31H35L34 33L36 34ZM54 32H55V33H54ZM62 32H61L60 34H62ZM134 32H136V35H139L140 38H141V40H142L141 42L137 40L138 43H140L139 45L136 43V39H137V37L135 36ZM7 33H8V31H7ZM31 33H32V32H31ZM31 33H29V34H31ZM4 34H5V33H4ZM15 34H16V35H15ZM26 34H27V33H26ZM26 34H25V35H26ZM53 34H54V35H53ZM142 34H144V33H142ZM46 35L44 34L43 37L46 36ZM48 35H49V37H50V34H48ZM52 35H53V36H52ZM4 36H7V34H5ZM22 36H23V35H22ZM31 36H32V37H31ZM31 36L28 35V37L33 38V37H34V36H33V33H32ZM58 36H59V35H58ZM61 36H62V35H61ZM61 36H59V38H63V37H61ZM129 36H132V37H129ZM133 36H135V37H133ZM19 37H20V36H19ZM23 37H27V35H26V36H23ZM47 37H48V36H47ZM1 38H3V37H1ZM1 38H0V39H1ZM8 38H9V37H8ZM8 38H7V40L9 41ZM31 38H30V39H31ZM54 38H55V37H54ZM56 38H57V37H56ZM134 38H135V40H134ZM4 39H5L6 42H8V41L6 40V38H4ZM22 39H23V38H22ZM24 39H25V38H24ZM30 39H29V41H30ZM34 39H33V40L31 39L32 42H34ZM50 39H52V38H50ZM18 40H19V38H18ZM18 40H17V42H18ZM20 40H21V39H20ZM47 40H48V39H47ZM57 40H58V39H57ZM22 41H23V40H21V42H22ZM39 41H40V40H39ZM43 41H46V40H43ZM21 42L19 41V43H21ZM25 42H27V41L24 40L23 43H25ZM48 42H49V40H48ZM51 42H52V41H51ZM147 42H148V43H147ZM1 43H2V42H1ZM19 43H18V44H19ZM23 43H22V44H23ZM30 43H31V41H30ZM34 43H35V42H34ZM39 43H40V42H39ZM36 44H37V42H36ZM41 44H42V43H41ZM41 44H39V45H41ZM43 44H44V42H43ZM45 44H46V43H45ZM47 44H49V43H47ZM6 45H7V44H6ZM8 45H10V44H8ZM20 45H21V44H20ZM39 45H38V46H39ZM51 45H53V44L51 43ZM4 46H5V44H4ZM27 46H28V45H27ZM27 46H26L25 48H28ZM29 46H30V44H29ZM33 46L35 47V45H32L31 47H33ZM38 46H36V47L38 48ZM43 46H45V45H43ZM46 46H47V45H46ZM48 46H49V45H48ZM58 46H56V48H57ZM62 46H61V47H62ZM8 47H9V46H8ZM11 47H13V49H14V45L11 46ZM11 47H9V48H10L11 52H14V53L12 54V53L10 52V54H11V56H13V55L15 54V51H12ZM36 47H35V48H36ZM41 47H42V46H41ZM50 47H51V46H50ZM52 47H53V46H52ZM52 47H51V48H52ZM54 47H55V46H54ZM54 47H53L52 50H54V51L56 52V50L58 49L57 51H59L58 53H55V52L53 51V54H55L54 56H53L52 54H50V55H51V56H50L49 54L47 55L46 52H45V53H46L47 56H50L51 58L54 57V58H52V59H54V60H52V61H54V62L57 61V63H58V62H60V61H58V60H61V58H60L61 55L65 58L64 54H65V52H67V51H65V48H63V47L60 48V49H64V51H61L59 48L56 49V48H54ZM142 47H143V46H142ZM142 47H141V49H142ZM3 48H6V47H3ZM22 48H24V47L22 46ZM22 48L20 47V50H21ZM35 48H31V49H34V52H35L34 55H35V54L37 53V51H38V49H35ZM43 48H44V47H42V49H43ZM47 48H48V47H47ZM47 48L45 47L44 49H47ZM189 48H192V49H191L192 52H187V51H185L186 49H189ZM17 49H18V48H17ZM39 49L41 50V48H39ZM44 49L41 50V51H46V50H44ZM49 49H50V48H48V50H49ZM152 49H153V50L156 49V50H154V51L152 52ZM8 50H9V49H8ZM8 50L5 51V53L7 52V54H8ZM20 50H19V51H20ZM35 50H36V51H35ZM52 50H51V53H52ZM66 50H67V49H66ZM112 50H113V53H115V52H116V53L113 54V53L111 52ZM116 50H120V51L117 52ZM21 51H22V50H21ZM21 51H20V53H21ZM24 51H25V50H24ZM24 51H22V52L24 53ZM32 51H33V50L30 51V54H31ZM92 51H93V50H92ZM92 51H90V53H91ZM159 51H160V52H159ZM189 51H190V50H189ZM26 52H27V51H26ZM39 52H40V51H39ZM39 52H38V55L42 54L41 52H40V54H39ZM47 52L49 53L50 51H47ZM62 52H64V54H63ZM68 52H69V51H68ZM70 52H71V53H69L70 55H69V57H68V59H69L68 61L71 62V60H73V59H71L70 57L72 56V54H73L74 51H73V52L70 51ZM83 52H84V54H83ZM163 52H162V53H163ZM167 52H166V54H167ZM0 53H1V52H0ZM5 53H3V54H5ZM43 53H44V52H43ZM59 53H61V55H60ZM77 53H76V54H77ZM90 53H89V54H90ZM92 53H93V52H92ZM100 53H101V54H100ZM102 53H103V55H102ZM10 54H9V55H10ZM24 54L26 55V53H24ZM30 54L28 53V55H30ZM56 54L60 55L59 58H58V57L55 58V56H57ZM22 55H23V54H22ZM25 55H24V56H25ZM44 55H45V54H44ZM74 55H75V54H74ZM91 55H92V54H90V56H91ZM93 55H94V54H93ZM164 55H165V53H164ZM16 56H17V55H15L14 58H15ZM31 56H32V54H31ZM80 56H81V55H80ZM83 56H81L82 59H83ZM90 56H89V57H90ZM159 56H160V57H165L166 55L163 56V55L161 54V55H158V56H157V54H156V56H155L154 59H156V58L159 57ZM169 56H168V58H169ZM4 57H6V56L4 55ZM34 57H35V56H34ZM108 57H109V56H108ZM113 57H114V58H113ZM166 57H167V56H166ZM190 57H192L193 61L190 59ZM2 58H3V57H2ZM2 58H1V59H2ZM11 58H12V57H11ZM20 58H21V57H20ZM28 58H29V59H28ZM28 58H27V59L30 60V57H28ZM40 58H41V56H40ZM40 58L38 57V62H39V60H40V62H39L38 64L41 63V60H42V59H40ZM44 58H45V57H44ZM47 58H48V57H47ZM93 58H94V57H93ZM100 58H99V59H100ZM109 58H110V57H109ZM136 58H137V59H136ZM5 59H7V61H8V58H4V60H5ZM12 59H13V58H12ZM24 59H25V58H23V59L21 58V60H24ZM49 59H50V58H49ZM49 59H45V61H47V60H49ZM56 59H57V60H56ZM84 59H85V58H84ZM84 59H83V60H84ZM91 59H92V57H91ZM99 59H98L97 61H99ZM102 59H101V60H102ZM112 59H111V60H112ZM116 59H114V60H116ZM157 59H158V58H157ZM157 59H156V60H157ZM172 59H171V60H172ZM21 60H20V62H21ZM55 60H56V61H55ZM88 60H89V59H88ZM151 60H152V61H151ZM166 60H167V59H166ZM1 61H2V60H0V62H1ZM7 61H6V62H7ZM18 61H19V60H18ZM32 61H33V60H32ZM36 61H37V57H36ZM45 61H43V62L45 63ZM50 61H51V60H50ZM52 61H51V62H52ZM66 61H67V60H66ZM73 61H75V60H73ZM80 61H81V60H80ZM107 61H108V60H107ZM176 61H175V63H177ZM11 62L14 63V61H13V60H10V62H9L10 65H12L13 67L11 66L10 68H8V67H9V66H8L9 63H8V64L6 63L7 67H6V66H2V67H4V70H5L6 68H7V69H10V70H7V69H6L5 71L3 70L4 74H3V72L0 73V75H1V76H0V79H1V77H2V79L5 81L6 78L11 77V75H10L9 77H6V75H5L6 71H7V76H8V73H9L8 71H10V72H13V71H14L13 68H15V67H14V65H13ZM15 62H16V61H15ZM34 62H35V61H34ZM51 62H49L48 64H50ZM62 62H63V60H62ZM62 62H61V63H58V66H59V64L62 65ZM70 62H68V64H70ZM76 62H77V61H76ZM83 62H84V61H83ZM87 62H88V61H87ZM87 62H86V63H87ZM91 62L93 63V61H91ZM99 62H100V61H99ZM103 62H104V60H103ZM111 62H112V61H111ZM116 62H117V61H116ZM116 62H115V63H116ZM145 62H144V63H145ZM155 62H156V61H155ZM159 62H160V61H157L156 63L159 64ZM179 62H178V63H179ZM4 63H5V62H4ZM27 63L29 64V61H28ZM30 63H31V60H30ZM32 63H33V62H32ZM66 63H67V62H66ZM66 63H65V66L62 65L63 67H65V68L62 67L63 69L61 68L63 71H65V70H68V71H69L70 68H71V67L69 68V66H66ZM71 63H73V62H71ZM101 63H102V62H100L99 64H101ZM112 63H113V62H112ZM216 63H215V64H216ZM0 64H1V63H0ZM21 64H22V63H21ZM33 64H35V63H33ZM45 64H46V63H45ZM82 64H83V63H82ZM90 64H91V63H90ZM94 64H95V63H94ZM96 64H98V63L96 62ZM99 64H98V65H99ZM109 64H110V63H109ZM145 64H146V63H145ZM145 64H144V65H145ZM147 64H148V63H147ZM147 64H146V65H147ZM152 64H153V63H152ZM158 64H157V65H158ZM161 64H162V63H161ZM191 64H189V66H191ZM203 64H202V65H203ZM19 65H20V64H19ZM23 65H24V64H23ZM46 65H47V64H46ZM50 65H51V64H50ZM61 65H60V66H61ZM72 65H73V64H72ZM74 65H75V64H74ZM76 65H77V64H76ZM76 65H75V66H76ZM104 65H105V64H104ZM123 65H124V64H123ZM148 65H149V64H148ZM153 65H154V64H153ZM153 65H152V67H154ZM176 65H177V64H176ZM184 65H185V64H184ZM26 66H27V65H25V67L23 66L24 69L26 68ZM29 66L31 67L30 64H29ZM32 66H33V65H32ZM36 66H37V64H36ZM41 66H42V63L40 64V67H41ZM60 66H59V67H60ZM77 66H78V65H77ZM95 66H97V65H95ZM95 66L93 65V67H95ZM102 66H103V65H102ZM105 66H107V65H105ZM114 66H115V65H114ZM129 66H130V65H129ZM132 66H133V65H131L130 68H131ZM140 66L142 67V64H141V63H140V65L137 66V67H139V70H140V68H141ZM149 66L151 67V65H149ZM155 66H156V65H155ZM171 66H172V65H171ZM173 66H174V65H173ZM179 66H180V65H179ZM182 66H183V65H182ZM187 66H188V64H187ZM196 66H197V65L195 64L194 67H196ZM211 66H212V67H211ZM34 67H35V66H34ZM37 67H39V65H38ZM46 67H47V66H46ZM66 67L69 68V69H67ZM108 67H109V65H108ZM115 67H117V65H116ZM127 67H128V66H127ZM144 67H145V66H144ZM144 67H143V69H144ZM158 67H160V66L158 65L157 68H158ZM162 67H163V66H162ZM164 67H165V66H164ZM164 67H163V68H164ZM167 67H168V66H167ZM199 67H200V68H198L199 71H202V75H203V73H204V75H205V73H206L205 71L207 70V68H206V70H205L204 67H203V69H201V67H202L201 65H200ZM11 68H12V69H11ZM54 68H55V67H54ZM73 68H74V67H72L71 69H73ZM77 68H80V67H76V69H77ZM145 68H146V67H145ZM163 68L160 67L159 69H163ZM165 68H166V67H165ZM168 68H169V67H168ZM210 68L207 70L208 73H209V72H212V71H210V70H211ZM29 69H30V68H29ZM34 69H35V68H34ZM61 69H60V70H61ZM64 69H65V70H64ZM86 69H87V68H86ZM86 69H85V70H86ZM94 69L96 70V68H94ZM94 69H93L92 71H94ZM101 69H102V68H101ZM107 69H108V68H107ZM107 69H106V70H107ZM125 69H126V67H125ZM146 69L151 70V68H149L148 66H147ZM153 69H155L154 72H153L154 74L157 72V70H158V71H161V70H159V69H156V67H154ZM177 69H178V68H177ZM181 69H182V68H181ZM183 69H184V68H183ZM186 69H187V68H186ZM1 70H2V68H1ZM11 70H13V71H11ZM35 70H36V69H35ZM35 70H33V72H34ZM57 70H58V69H57ZM57 70H56V71H57ZM74 70H75V69H74ZM106 70H105V71H106ZM119 70L121 71L120 68H119ZM144 70H145V69H144ZM170 70H171V72H172V69H170ZM189 70H191V69H189ZM203 70H205V71L203 72ZM19 71H20V69H19ZM28 71H30V70H28V67H27V73H28ZM68 71H67V73H68ZM92 71H91V73H92ZM117 71H118V70H117ZM117 71H116V73H118ZM126 71H127V70H125V72H126ZM140 71H141V72H139V73H141L142 75L145 73V71H144V73H142V72H143V71H142V68H141ZM162 71H163V70H162ZM182 71L185 72V69L182 70ZM191 71H193V69H192ZM0 72H1V71H0ZM30 72H31V71H30ZM38 72H39V71H38ZM38 72H37V73H38ZM47 72H48V71H47ZM50 72H51V71H49V73H50ZM71 72H72V71H69L68 74H69L70 77L68 76L67 78H71V76H73V73H72V75H70ZM84 72H86V71H84ZM107 72H108V71H107ZM109 72H110V71H109ZM151 72H152V70H151ZM174 72H175V70H174ZM184 72H183V73H184ZM21 73H22V72H21ZM27 73H26L25 76H28L27 78H29V75H30L31 73H30L29 75H28ZM37 73H36V71H35V73H33V74L36 75ZM65 73H66V72H65ZM80 73H81V72H80ZM80 73H79V74H80ZM88 73H89V72H88ZM94 73H95V71H94ZM94 73H92V74L95 75ZM100 73H102V72H100ZM100 73H99V74H100ZM120 73H121V72H120ZM123 73H124V72H123ZM149 73H150V72H149ZM160 73H161V72H159V74H158V75L160 76V78L157 77L158 79H156V78L152 77V78L154 79V80H153L154 82H153V81H150V80H152V79L148 80L150 83H153V84H149V82H148L147 80H146V81H147L148 85H150L151 87H153V85L159 81V82H158L159 84L157 83L158 86H156V87H158L159 89H163V91H164V90H165V86H162V84H164V85L167 86L168 83H167V82H165V83H163V82L161 83V82H160V79H161V75H160ZM163 73H165V75H166V72H163ZM213 73H214V72H212V74H211V75H213V76H211L210 73H209V76L213 77L212 79L214 80V79H215V78H214V77H215V76H214L215 73H214V74H213ZM10 74H12V73H10ZM13 74H14V72H13ZM18 74H19V72H18ZM23 74H24V71H23ZM33 74H32V75H33ZM75 74H76V73H75ZM86 74H87V73H86ZM96 74H97V73H96ZM103 74H104V72H103ZM103 74H102V75H103ZM121 74H122V73H121ZM125 74H126V73H125ZM125 74H124V76H125ZM151 74H152V73H150V74H148V75H151ZM161 74H162V73H161ZM172 74H173V72H172ZM188 74H190V73H188ZM193 74H195V73H193ZM200 74H201V73H200ZM32 75H31V76H32ZM35 75H33V76L35 77ZM40 75H41V74L38 75V78H39V79L41 78ZM81 75L83 76L82 73H81ZM88 75H89V74H88ZM106 75H108V73H107ZM106 75H105V79H107L106 77H108V79H109L110 76H106ZM109 75H112V74L109 73ZM156 75H157V73H156L154 76H156ZM176 75H177V74H176ZM182 75H183V74H182ZM204 75H203V77H204ZM21 76H22V75H21ZM78 76H80V75H78ZM78 76H77V77H78ZM89 76H91V75H89ZM98 76H99V75H98ZM135 76H136V75H135ZM137 76H138V78L142 77L141 75H140V77H139V75H137ZM145 76H147V74H146ZM167 76H168V75H167ZM183 76H184V75H183ZM185 76H186V74H185ZM205 76H206V78H207V75H205ZM209 76H208V78H209ZM3 77H6V78L4 79ZM12 77H13V76H12ZM36 77H37V76H36ZM63 77H64V76H63ZM80 77H81V76H80ZM83 77H84V76H83ZM96 77H97V76H96ZM113 77H114V76H112V78L110 77V79H113ZM117 77H118V76H117ZM163 77H164V74H163ZM181 77H182V76H180V78H179L180 81L183 80V79H181ZM16 78H17V77H16ZM31 78H32V77H30L29 79H31ZM84 78H85V77H84ZM84 78H83V82L86 80V79H84ZM92 78H93V77H92ZM103 78H104V76H103ZM118 78H122V77L120 76V77H118ZM118 78H117V80H118ZM143 78H144V77H143ZM149 78H150V77H149ZM164 78L166 79V77H164ZM170 78H172V77H171V76L167 77V81H169L168 79H170ZM187 78H188V76H187ZM190 78H191V77H189V80H190ZM204 78H205V77H204ZM208 78H207V79H208ZM2 79H1V80H2ZM10 79H11V78H9V79L6 80V81L9 83V82L11 81ZM29 79H28V81H29ZM42 79H44V78H42ZM61 79H63V78H61ZM75 79H76V78H75ZM79 79H80V78H79ZM79 79H78V81H79ZM90 79H91V78H90ZM93 79H95V77H94ZM100 79H101V77H100ZM105 79H103V80L106 81ZM108 79H107V80H108ZM146 79H148V78H146ZM195 79H196V77H195ZM1 80H0L1 84H3V83H6V84H7V82H3V81H1ZM9 80H10V81H9ZM65 80H66L67 82H66ZM65 80H61V82L63 81V84H64V85H65V84L67 85L71 80L73 81L74 79H73V77H72V79H65ZM69 80H70V81H69ZM97 80H98V83H99L100 80H99V79H96V82H97ZM156 80H158V81L155 82ZM170 80H171V79H170ZM185 80H186V79H185ZM192 80H193V79H192ZM198 80H199V79H198ZM213 80H212V81H213ZM216 80H215V81H216ZM23 81H24V79H23ZM25 81L27 82V79H26ZM34 81L37 82L36 79H35ZM34 81H33V82H34ZM56 81L58 82L57 79H56ZM78 81H77V79H76L75 86H76V84H77ZM81 81H82V80H81ZM101 81H102V79H101ZM104 81H102V82L99 83V84H100L101 86H103L104 84H107V83H104ZM110 81H111V80H110ZM112 81H113V80H112ZM112 81H111V82H112ZM135 81H136V80H135ZM186 81H187V80H186ZM206 81H208V80H206ZM210 81H211V80H209L207 83H209ZM215 81H214V82H215ZM26 82H25V84H26ZM33 82H32V83H33ZM65 82H66V83H65ZM74 82H75V80H74ZM107 82H108V81H107ZM138 82H139V81H138ZM177 82H178V81H177ZM177 82H176V83H177ZM187 82H189V81H187ZM190 82H191V81H190ZM190 82H189L188 84H186L185 86H187V85L189 86ZM192 82H193V81H192ZM199 82H200V81H199ZM10 83H11V82H10ZM79 83H80V82H79ZM112 83H113V82H112ZM140 83H141V84H140ZM201 83H202V82H201ZM207 83H206V84H207ZM30 84H31V83H30ZM33 84H34V85H31V86H35V87H36V84H38V82H37L36 84H35V83H33ZM71 84H72V83H71ZM71 84H70V85H71ZM96 84H97V83H96ZM99 84H98V85H99ZM102 84H103V85H102ZM131 84H133V83L131 82ZM136 84H137V83H136ZM142 84L144 85V81H143V83H142V81L140 80V82L138 83V87L141 86ZM160 84H161V87H162V88H160V86H159ZM169 84H170V81H169ZM171 84H172V83H171ZM178 84H179V83H178ZM178 84H177V85H178ZM184 84H185V83H183V85H184ZM191 84H192V83H191ZM204 84H205V83H204ZM211 84H212V82H211ZM211 84H209V85L212 86L213 84H212V85H211ZM7 85H9V84H7ZM27 85H29V84H27ZM41 85H42V84H41ZM41 85H40V86H41ZM43 85H44V84H43ZM61 85H62V84H61ZM66 85H65V87H64V86L62 87V90H65V89H66ZM73 85H74V84H73ZM127 85H128V84H127ZM143 85L140 87L142 90H144V89H143V88H144ZM155 85H156V84H155ZM177 85H176V86H177ZM215 85H216V84H214L213 88L215 87ZM218 85H219V84H218ZM222 85H224V84H222ZM222 85H220V87H222ZM4 86H5V85H4ZM18 86L20 87V84H19ZM21 86H22V84H21ZM31 86H28L27 88H29V87H31ZM40 86L38 85L37 87L40 88ZM67 86H69V85H67ZM90 86H91V85H90ZM95 86H96V85H94V87H95ZM104 86H107V85H104ZM110 86H111V85H110ZM110 86H109V87H110ZM112 86H113V85H112ZM116 86H117V85H116ZM136 86H137V85H135V87H136ZM174 86H175V85H172L173 88H174ZM179 86H180V84H179ZM210 86H209V87H210ZM1 87H2V86L0 85V88H1ZM8 87H9V86H8ZM12 87H13V86H12ZM12 87H11V88H12ZM19 87H18V88H19ZM22 87H23V86H22ZM22 87H21V88H22ZM25 87H26V86H25ZM42 87H44V86H42ZM53 87H54V86H53ZM87 87H88V86H87ZM87 87H86V88H87ZM109 87L107 86V87H105V88H104V87H102V88H104V90H105V89H110ZM125 87H126V86H125ZM125 87H124V88H125ZM128 87H129V86H128ZM128 87H127V88H128ZM151 87H150V88H151ZM182 87H183V86H182ZM209 87H208V88H209ZM2 88H3L5 91H4ZM2 88L0 89V90H1V91H0V95H1L2 93H3V96H7V95L9 94L8 96L10 97V95H11V96H12V99H14L13 96L15 97V95H12V91H11L12 89L7 88V90H8L9 92L11 91L10 93H8V92H6V88H4V87H2ZM14 88H15V87H14ZM32 88H33V87H32ZM47 88H48V87H47ZM71 88H72V87L70 86V90H72ZM77 88H78V87H76L74 90H77ZM97 88H98V87H97ZM97 88H96V89H97ZM100 88H101V87H100ZM111 88H112V87H111ZM153 88L155 89V87H153ZM166 88H167V87H166ZM169 88H170V87H169ZM186 88H187V87H186ZM186 88H183V89L185 90ZM191 88H192V87H191ZM205 88H207V87H205ZM217 88H218V87H217ZM41 89L43 90V88H41ZM41 89H40V90H41ZM68 89H69V88H68ZM80 89H81V88H80ZM96 89H95V90H96ZM112 89H113V88H112ZM122 89H123V88H122ZM131 89H132V88H131ZM133 89H134L133 91H135L134 86H133ZM156 89H157V88H156ZM167 89H168V88H167ZM187 89H188V88H187ZM211 89H212V88H211ZM211 89H210V90H211ZM215 89H216V88H214V91H215ZM13 90L15 91V89H13ZM27 90H28V89H27ZM31 90H32V89H31ZM82 90H83V95H84V94H85V93H84V89H82ZM86 90H87V89H86ZM90 90H91V88H90ZM99 90H100V89H98V91H99ZM115 90H116V89H115ZM124 90H125V92H126V89H124ZM124 90H122V91H124ZM129 90H130V89H129ZM129 90H128V91H129ZM142 90H140V91H142ZM171 90H172V89H171ZM178 90H180V88H179ZM216 90H217V89H216ZM2 91H3V92H2ZM19 91H20V90H19ZM35 91H36V89H35ZM35 91L33 90V92H35ZM45 91H46V90H45ZM45 91H44V92H45ZM58 91H59V90H58ZM77 91H78V90H77ZM77 91H76V92H77ZM87 91H88V90H87ZM87 91H86V93H87L88 95H90ZM92 91H93V90H92ZM92 91H91L90 93H91V94H94V92H92ZM96 91H97V90H96ZM106 91H107V90H106ZM106 91H105V92H106ZM108 91H110V90H108ZM120 91H121V90H120ZM122 91H121V93H123ZM128 91H127V93H128ZM140 91L137 90V91H135V94H134V93H133V94L136 95L137 92L140 93ZM156 91H157V90H156ZM158 91H159V90H158ZM172 91H173V90H172ZM175 91H176V88H175L174 92H175ZM180 91H181V90H180ZM187 91H189V89H188ZM194 91H195V90H194ZM197 91H199V90L197 89ZM205 91H206V90H205ZM22 92H24V89H23ZM29 92H30V91H29ZM33 92H32V93H33ZM39 92H40V91H39ZM50 92H52V91H50ZM73 92H75V91H73ZM102 92H103V90H102ZM113 92H114L113 90L110 91V93H113ZM125 92H124V93H125ZM129 92H130V91H129ZM154 92H155V90H154ZM154 92H153V93H154ZM210 92H213V91H210ZM210 92L207 90V93H208V94H210ZM4 93L7 94V95H4ZM13 93H14V92H13ZM54 93H56V92H54ZM61 93L66 94L65 91H63V92H61ZM141 93H143V95L141 94L143 97H144V96H145V97L147 96V99H148V100H149L148 96H150V98L153 96V97H152V100H153L154 95H155L156 93H158V92H156L154 95L152 94V96H151V95H146V93H144V92H141ZM195 93H196V92H195ZM199 93H200V92H199ZM207 93H205V94H207ZM216 93H217V92H216ZM23 94H24V93H22V95H23ZM29 94H30V93H29ZM40 94H41V92H40ZM42 94H43V93H42ZM44 94H45V93H44ZM58 94H60V93L58 92ZM58 94H57V95H58ZM63 94H62V95H63ZM70 94H71V93H70ZM106 94H109V93L107 92ZM113 94H114V93H113ZM113 94H112V95H113ZM144 94H145V95H144ZM147 94H148V93H147ZM182 94H183V93H182ZM18 95H19V94H18ZM37 95H39V93L36 94V96H34V97H37ZM50 95H51V93H50ZM68 95H69V94H68ZM80 95H82V94H80ZM88 95H87V97L84 95L85 98H86V99H85L86 102H88V100H89V99H88ZM94 95H95V94H94ZM109 95H110V94H109ZM112 95H111V96H112ZM119 95H120V94H119ZM130 95H131V94H130ZM138 95H139V94H138ZM141 95H139V98H141L140 101L142 100V102H143V97H141ZM156 95H157V94H156ZM3 96L1 95V98H0V102H1L0 106H2L3 108H6L7 106H6L5 103L3 102L4 99H5V98H4V99L2 98ZM19 96L21 97V95H19ZM40 96H41V95H40ZM40 96H38V97H39V100H40ZM45 96H46V95H45ZM58 96H61V95H58ZM69 96H70V95H69ZM74 96H76V95H74ZM95 96H96V95H95ZM100 96H101V95H99L98 97H100ZM102 96H105V95L103 94ZM107 96H108V95H107ZM113 96H114V95H113ZM127 96H128V95H127ZM190 96H191V95H190ZM195 96H196V94H195ZM195 96H194V97H195ZM212 96H213V94H212ZM212 96H210V97H212ZM25 97H27V94L24 95V99H25ZM30 97H31V96H30ZM49 97H50V96H49ZM64 97H66V96H64ZM72 97H73V96H72ZM77 97H78V96H77ZM105 97H106V96H105ZM118 97H119V96H118ZM122 97H123V96H122ZM124 97H125V95H124ZM132 97H133V96H132ZM145 97H144V99H146ZM160 97H161V94H160ZM202 97H203V96H202ZM7 98H8V97H6L5 100H9V99H7ZM44 98H47V97H44V96H43L42 99H44ZM74 98H75V97H74ZM81 98H82V96H81ZM103 98H104V97H103ZM125 98H126V97H125ZM125 98H124V99H125ZM130 98H131V97H130ZM135 98H136V96L133 97V99H131V102H133V100H134ZM155 98H157V97L155 96ZM155 98H154V99H155ZM192 98H193V97H192ZM213 98H214V97H213ZM213 98H212V99H213ZM223 98H224V97H223ZM228 98H227V99H228ZM1 99H2V100H1ZM17 99H19V98H17ZM26 99H27V98H26ZM47 99H48V98H47ZM68 99H69V97H68ZM75 99H77V98H75ZM78 99H79V97H78ZM78 99H77V100H78ZM90 99H91V98H90ZM104 99H105V98H104ZM108 99H109V98H108ZM111 99H113V98L111 97ZM127 99H128V98H127ZM127 99H126V100H127ZM176 99L179 100L178 98H176ZM180 99H181V98H180ZM214 99H217V98H214ZM218 99L220 100V98H218ZM225 99H226V98H225ZM15 100H16V99H15ZM15 100H14V101H15ZM19 100H20V99H19ZM19 100H17V101H19ZM22 100H23V99H22ZM33 100L35 101V104H36V100H35L34 98H33ZM33 100H32V101H33ZM79 100H80V99H79ZM79 100H78V101H79ZM81 100H82V99H81ZM81 100H80V101H81ZM91 100H92V99H91ZM91 100L89 101V103L92 102ZM93 100H94V99H93ZM113 100H114V99H113ZM113 100H112V101H113ZM136 100H137V99H136ZM138 100H139V99H138ZM152 100H151V101H152ZM192 100H194V99H192ZM200 100H201V99H200ZM221 100H222V98H221ZM30 101H31V100H30ZM30 101H29V103H30V105H31L34 101H33V102H32V101L30 102ZM44 101H45V100H44ZM66 101H67V100L64 99V102H66ZM69 101H70V99H69ZM69 101H68V102H69ZM83 101H84V100H83ZM85 101H84V102H85ZM98 101H99V100H98ZM100 101H101V100H100ZM108 101H109V100H108ZM114 101H115V100H114ZM122 101H123V100H122ZM129 101H130V99H129ZM145 101H146V100H145ZM153 101H158V99H157V100H153ZM188 101H191V100H188ZM195 101H196V100H195ZM201 101H202V100H201ZM203 101H204V100H203ZM210 101H211V100H210ZM213 101H214V100H213ZM216 101H217V100H215L214 102H212V101H211V102H212V104L214 103L215 106H216ZM8 102H9V101H7L8 106H10L11 109H12L13 106L10 105ZM10 102L13 103V101H10ZM15 102H16V101H15ZM21 102H22V101H21ZM37 102H38V100H37ZM41 102H42V101H41ZM47 102H48V101H47ZM68 102H66V103H68ZM75 102L77 103V101H75ZM81 102H82V101H81ZM84 102H83V103H84ZM96 102H97V100L94 101V104H95ZM101 102H103V100H102ZM101 102H100L99 104H101V107H103L102 104H104V102H103V103H101ZM105 102L108 103L107 100H106ZM110 102H111V101H110ZM110 102H109V103H110ZM118 102H119V98H118ZM138 102H139V101H138ZM142 102H141V103H142ZM148 102H150V101H147V102H146V103H147L146 105H148ZM158 102H159V101H158ZM158 102H157V103H158ZM186 102H187V101H186ZM220 102H221V101H220ZM223 102H224V103H223V108H222V109L226 108L225 110H228V109H227V107H228L227 105H230L231 102H230L229 104H227V103L229 102V100H228V101L223 100ZM226 102H227V103H226ZM22 103H23V102H22ZM22 103H20L21 106H23L24 104H26V103H23V104H22ZM29 103H27L28 107L26 106V108H29V109H30ZM48 103H49V102H48ZM54 103H55V102H54ZM59 103H61V102H59ZM59 103H58V104H59ZM69 103H70V102H69ZM109 103H108L107 105H109ZM115 103H116V102H115ZM123 103H124V102H123ZM139 103H140V102H139ZM141 103H140V104H141ZM143 103H144V102H143ZM143 103L141 104V105H143V106H142L143 108H141V107H140L141 105L139 106L138 103H137V101H136V104L142 109V110H141V109H139V107H138L139 110L143 111V115H140V114L142 113L141 111H140V114H139V115H136V109H135V107H134V106L136 105L135 103H133V104H134V106H133L134 109L131 108V107H129V106H128V107H129L130 109H129V108L127 109L126 107H125L126 109L124 108V110H123V108L120 109L122 112H123V111H124V112L127 111V112H125V113L123 112L124 114H122V112H120V110H119V111H116L117 114H118V112H119V114H118V116L120 115L119 117L115 114V109H113L114 112H113V111L110 112V111H109L110 108H109V106H108V107H107L108 111H109L111 114H112V113H114V114H112V117H111V116H108L109 119H108V118H107V119H108L110 122H112V121L110 120V118L112 119V118L115 117V116H116V118H117V117H118V118H121V115H122V116H124V117H122V119L125 121V119H126V117H127V115H128L129 118L131 117L130 119L127 117V118L129 119V120H128V119H127V120H128V122H129V121H131V119L135 118L136 116H137V117H138V116L142 117V116H144V112H145L143 109H147V106H146V105L144 106ZM154 103H156V102H154ZM154 103H153V104H154ZM178 103H179V102H178ZM191 103H192V102H191ZM195 103H197V104L199 105L198 102H195ZM195 103H192V105H193V106L195 105V107H196L197 104H195ZM208 103H209V102H208ZM35 104H33V105H35ZM37 104H38V106H35L36 109L40 108V107H39L40 102H38ZM37 104H36V105H37ZM44 104H45V102H44ZM44 104H43V105H44ZM49 104H50V103H49ZM58 104H54V106H55V105H58ZM61 104H62V103H61ZM72 104H74V103L72 102ZM77 104H78V103H77ZM77 104H75L74 106H76ZM92 104H93V102H92ZM97 104H98V103H97ZM99 104H98V105H99ZM126 104H127V103H126ZM128 104H129V103H128ZM131 104H132V103H131ZM174 104H175V102L173 103V105H174ZM203 104H204V103H203ZM212 104H211V105H212ZM214 104L212 105V107H211V105L208 106V107L210 108V110H213V109H214L213 111H215L216 107L214 106ZM218 104H219V103H218ZM3 105H4V106H3ZM43 105L41 104L40 106L45 107V106H43ZM52 105H53V104H52ZM52 105H48V104H47V105H46V106L48 107V108L46 107L47 110L44 109V108H43V110H44V111H47V113H49V112H48V109H49V110L51 109V111H55V112H56L58 108H57V109H55V108H56L57 106H55V108L53 109V106H52ZM65 105H66V104H65ZM67 105H68V104H67ZM83 105H85V104H83ZM83 105H82V106H83ZM87 105H88V103H87ZM114 105H116V104H114ZM119 105H120V104H119ZM154 105H155V104H154ZM157 105H158V104H157ZM198 105H197V106H198ZM204 105H205V104H204ZM204 105H203V107H204ZM50 106H51L52 108H49ZM58 106H59V107H62V106H60V104H59ZM90 106H91L92 108H94L96 105H93V106L90 105ZM148 106H150V107L152 108L153 105H151V103H150V105H148ZM155 106H156V105H155ZM175 106L178 108V105L175 104ZM179 106H180V105H179ZM187 106H190V105L188 104ZM187 106H185V107H187ZM199 106L201 107V109H199ZM199 106H198V108H197V107H196V108L199 109V110L201 111V110H202V106H201V105H199ZM10 107H9V109H10ZM14 107L17 108V106H14ZM19 107H20V106H19ZM23 107H24V106H23ZM69 107H70V105L68 106V108H69ZM72 107H73V106H72ZM76 107H77V106H76ZM88 107H89V105H88ZM99 107H100V106H99ZM117 107H118V105H117ZM145 107H146V108H145ZM150 107H148V108H150ZM153 107H154V106H153ZM168 107H169V105H168ZM173 107H174V106H173ZM185 107L182 106V107H179V108H180V109L182 108L183 111H184V110H185ZM214 107H215V108H214ZM221 107H222V105H221ZM3 108H2V110H3ZM33 108H34V107H31V109H33ZM62 108H63V107H62ZM65 108H67V106L64 107L63 109H65ZM68 108H67V110H68ZM78 108H79V107H78ZM115 108H116V107H115ZM136 108H137V107H136ZM154 108H155V107H154ZM154 108H152V109H154ZM170 108L173 110L172 107H170ZM177 108H175L174 111H175ZM179 108H178L177 110H180ZM204 108H206V106H205ZM209 108H208V109H209ZM0 109H1V107H0ZM6 109H7V110H6ZM6 109L3 110V113H1V111H0V113L4 116V117H2V119L0 118V120L3 121V123L0 121V123H1L0 125H2L0 128H3V127L5 128L4 125H6V129H5V130L2 129L1 131H2V132H5V131H7V128H9V129H8V130H9L8 133L12 134L11 136H9L10 134H8L7 132H5V133H7V134H5V135H8V136L6 137L7 139L4 137V139L6 140V142L9 144V145H8V148H7L6 145H5L4 147H6V148H4V149H7V151L10 149V150L8 151V153L10 154V153H12L11 150H13V149L15 150L16 145H14V144H15V143H18V138H17V139L14 138V139L16 140V142H14L13 140L10 141V139H8V138H11V137H13V136H14V137H16V136H17V137H20V136H22V135L24 136V134H25L26 131L23 132V130L20 129L21 127L18 126V123L22 121V118H23V117L25 118V117L27 116V118H28L29 115H23V116L20 117V116L17 115V114L15 115V111H14V110H12V111H13V112H12L11 109H10V110L8 109V107H7ZM17 109H18V108H17ZM36 109H34V111H35ZM41 109H42V108H40V110H41ZM52 109H53V110H52ZM70 109H71V107H70ZM70 109H69V110H70ZM72 109H73V108H72ZM72 109H71V112H72ZM83 109H84V108H83ZM89 109H91V108H89ZM95 109H98V108L95 107ZM99 109H101V108H99ZM102 109H103V108H102ZM118 109H119V108H118ZM118 109H116V110H118ZM131 109H133V110H131ZM155 109H156V108H155ZM157 109H158V108H157ZM157 109H156V110H157ZM182 109H181L179 112H180V114H182V116H184L183 114L186 115V112L183 113ZM208 109H207V110H208ZM43 110H41V114H40V111H38V117H40L41 115H43V117L41 116L40 119L42 118V119H41L42 121H47V118H48V120L51 118V117H48V116H50L53 112H51V113H49V114H47V113L42 114V113L44 112ZM58 110H60V109H58ZM77 110H78V109H76L75 112H76ZM80 110H82V109L80 108ZM84 110H85V109H84ZM93 110H94V109H93ZM93 110H91V111H93ZM105 110H106V107H105ZM111 110H112V109H111ZM139 110H138V111H139ZM177 110H176V113L178 112ZM186 110H187V109H186ZM205 110H206V109H205ZM225 110H224V111H225ZM6 111L9 112V113H11V114L14 113L13 116L16 117V118H15V117L13 118V116L9 117L10 119H13V120H12V126H13L14 124H15V126H16V127H14V128L11 127L12 129L10 128V125L8 126V123L10 124L11 120H9L10 122H9L8 120H5V119H6V116L9 114V113L7 114ZM29 111H30V110H29ZM63 111H65V110H63ZM78 111H79V110H78ZM78 111H77V114H78ZM86 111H88V108L86 109ZM91 111H90V112H91ZM101 111H102V110H101ZM101 111H100V112L98 111L99 114L101 113ZM108 111H106V112L109 113ZM131 111H132V113H131ZM134 111H135V112H134ZM138 111H137V113H138ZM149 111H150V109H149ZM152 111H155V110H152ZM181 111H182V112H181ZM192 111H193V110H192ZM192 111H191V112H192ZM200 111H199V112H200ZM202 111H204V110H202ZM218 111H219V110H218ZM229 111H230V110H228V112H229ZM19 112H20L21 114L23 113V112L21 111V109L19 110ZM30 112H32V111H30ZM36 112H37V111H36ZM36 112H34V113H36ZM79 112H80V111H79ZM81 112H82V111H81ZM81 112H80V113H81ZM88 112H89V111H88ZM88 112H87V113L85 112V114H86L87 116L90 114V112H89V113H88ZM93 112H94V111H93ZM93 112H91V114H93ZM129 112H130V113H129ZM57 113H58V114H59V113L61 114L62 112H61V111H60V112L58 111ZM69 113H70V112H69ZM80 113H79V114H80ZM83 113H84V111H83ZM83 113H82V114H83ZM110 113H109V114H110ZM120 113H121V114H120ZM126 113H127V114H126ZM149 113H150V114H148V116H149V115H153V113H151V111H150ZM155 113H156V112H155ZM155 113H154V114H155ZM162 113H163V112H162ZM203 113H206V111L203 112ZM207 113H209V110H208ZM24 114H26V112H24ZM32 114H33V113H32ZM60 114H59L58 117L56 116V118H59V117H60ZM62 114H63L64 117H65V116L68 114V111H67L66 113L64 112V113H62ZM91 114H90V115H91ZM94 114H95V115H94ZM94 114H93L94 117L96 116L95 118H98L97 116H99V114H97L96 110H95V113H94ZM101 114H102V113H101ZM104 114L107 115L106 113H103V114H102V118H105V116L103 117ZM111 114H110V115H111ZM129 114H130V115H129ZM133 114H134V115H133ZM167 114H168V113H167ZM169 114H170V113H169ZM177 114H178V113H177ZM192 114H193V113H192ZM209 114H210V113H209ZM209 114H208V115H209ZM212 114H213V112H212ZM214 114H215L216 116H212V117H215V118L217 119V118H218V117H217V114H216L215 112H214ZM214 114H213V115H214ZM223 114H224V112H223ZM226 114H227V112H226ZM229 114H230V113H229ZM236 114H235V116H234V115L231 113V115H233L234 117H236ZM46 115H47V118H46ZM52 115H54V114H52ZM52 115H51V116H52ZM63 115H62V117H63ZM86 115L84 116V119H83L82 116H81V118L85 121L84 124H85L86 126H88V124L91 126V125H92V122H94V120H96V119L93 118V117H91V116L89 115V117H91V118L94 119V120H93L92 122L90 121L91 123L86 124V123H87L86 121H87V119L89 118V117H87ZM135 115H136V116H135ZM145 115H146V117H147L146 112H145ZM159 115H160V114H159ZM159 115H158V117H159ZM163 115H164V114H163ZM171 115H172V113H171L169 116L171 117ZM243 115H249V116H248V117H244ZM17 116H18V117H17ZM33 116H35V115L33 114ZM33 116H32V117H33ZM70 116H71V115H70ZM75 116H76V115H75ZM75 116H74V118H75ZM100 116H101V115H100ZM125 116H126V117H125ZM132 116H133V117H132ZM191 116H192V115H191ZM204 116H205V115H204ZM206 116H207V115H206ZM222 116H223V115H222ZM227 116H228V115H227ZM229 116H230V115H229ZM233 116L230 117V118H231V122H233V123H234L233 125L236 126V125H237V124H236V120H235V118H234ZM36 117H37V116H36ZM71 117H73V115H72ZM76 117H77V116H76ZM144 117H145V116H144ZM154 117H155V119H156V115H155V116L153 115L152 118L154 119ZM164 117H165V115H164ZM164 117H163V118H164ZM167 117H168V116H167ZM184 117H185V116H184ZM209 117H210V116H209ZM212 117L210 118V121H211V122L209 121L210 125H211L212 123H214V120L212 119ZM240 117H241V118H240ZM3 118H5V119L3 120ZM43 118H45L46 120L43 119ZM54 118H55V117H54ZM66 118H68V119L70 120V118H69V114L66 116ZM66 118H65V119L63 118V119H64L65 121H67ZM86 118H87V119H86ZM100 118H101V117H100ZM102 118H101V119H102ZM116 118H113V119L116 120ZM163 118H162V119H163ZM221 118H222V117H221ZM223 118L226 119L225 115H224ZM227 118H228V117H227ZM233 118H234V119H233ZM238 118L236 117L237 120H238ZM20 119H21V120H20ZM36 119H37V118H36ZM60 119L62 120V118L56 119V120H55V123H56L58 120H60ZM76 119H77V118H75V120H76ZM79 119H80V118H79ZM89 119H90V118H89ZM92 119H91V120H92ZM101 119H98V120H100V122H105V120L102 121ZM105 119H106V118H105ZM107 119H106V120H107ZM143 119H144L143 117H142V119L139 118V119H137V120H136V118H135L134 121H135V122H138V124H137V123H136V124L139 125V124H141L140 122H141V120H142V124H141V126H142V125L145 123V120H144V122H143ZM145 119H146V118H145ZM148 119H149V118H148ZM155 119H154V120H155ZM160 119H161V118H160ZM164 119H165V118H164ZM166 119H167V118H166ZM188 119H189V118H188ZM188 119H187V121H188ZM206 119H207V118H206ZM228 119H229V118H228ZM232 119H233V121H232ZM16 120H17V121H16ZM23 120H24V119H23ZM33 120H34V119H33ZM38 120H39V119H38ZM53 120H54V119L52 118V121H53ZM117 120H118V122H119L120 119H117ZM127 120L125 121L126 123H127ZM138 120H139L140 122H139ZM146 120H147V119H146ZM154 120H153V121H154ZM158 120H159V118H158ZM185 120H186V119H185ZM185 120H183L184 123L186 122ZM217 120H219V119H217ZM7 121H8V122H7ZM14 121H16L17 124H16V122H14ZM18 121H19V122H18ZM25 121H26V119H25ZM28 121H29V118H28ZM42 121H41V122H42ZM65 121H64V122H65ZM80 121L82 122L81 119H80ZM113 121H114V120H113ZM120 121H121V120H120ZM150 121H151V124L149 123V126H148L147 124H145V126H148V127L150 128V130H151L152 128L150 127V125H152V122H153L152 119H151V117H150ZM150 121H147V122H150ZM176 121H178V120H176ZM179 121H180V120H179ZM181 121H182V120H181ZM205 121H206V120H205ZM207 121H208V120H207ZM239 121H240V120H239ZM4 122H5L6 124H4ZM29 122H30V121H29ZM33 122H34V121H33ZM33 122H31V123L33 124ZM39 122H40V121H39ZM41 122H40V123H41ZM58 122H59V121H58ZM67 122H68V121H67ZM69 122H71V121H69ZM72 122H74V119H73ZM77 122H79V121H77ZM98 122H99V121H98ZM98 122H97V123L94 122V123H95V124H100V126H101L102 124H101V123H98ZM106 122H107V125H108V121H106ZM114 122H115V121H114ZM114 122H113V123H114ZM116 122H117V121H116ZM116 122H115V126L117 127ZM125 122H123V124H125ZM135 122H134V124H133V121H132V125H131L130 122L127 123V124H130V125L132 126V128H135V127H136ZM147 122H146V123H147ZM154 122H155V121H154ZM192 122H193V121H192ZM219 122H220V121H219ZM231 122L229 121V122L227 123V125H228L229 123L231 124ZM258 122H257V123H258ZM23 123H24V122H21V123H19V125H20V124H23ZM34 123L36 124V125L34 124L35 126H37V124H39L38 126H40V123H38V122H37V123L34 122ZM49 123H50V122H49ZM51 123L54 124V121L51 122ZM79 123H80V122H79ZM156 123H157V119H156ZM156 123H155V124H156ZM164 123H165V122H164ZM168 123H169V124H168ZM174 123H175V121H174ZM177 123H178V122H177ZM186 123H187V122H186ZM195 123H196V122H195ZM224 123H225V122H224ZM41 124H42V123H41ZM43 124H44V122H43ZM53 124H52V125H53ZM58 124H59V126H57V127L60 128V126H61V122H59V123H57V124H54V125H55V127H56V125H58ZM76 124H77V123H76ZM81 124H82V123H81ZM103 124H104V123H103ZM109 124H110V123H109ZM153 124H154V123H153ZM155 124H154V125H155ZM159 124H160V123H159ZM159 124L155 125V126H157V130H156V129L154 130V128H153L154 132L156 131V133H157V131H158L157 134H160L158 128H159L160 126H162V125H159ZM167 124H168V125H167ZM170 124H171L170 121H168L167 123H165V126L167 125L166 127L164 126V127L166 128V129L164 128L165 131H167V127H170V126H169ZM182 124H183V123H182ZM187 124L189 125V123H187ZM187 124H186V126H187ZM197 124H198V123H197ZM219 124L221 125V123H219ZM235 124H236V125H235ZM24 125H26V126H27V129H28V124H27V123H24ZM34 125H32V126H34ZM52 125H51V127H52ZM54 125H53V126H54ZM64 125H65V124H64ZM71 125H72V124L69 123V126H71ZM73 125H74V124H73ZM85 125H84V127H86ZM93 125H94V124H93ZM105 125H106V123H105L103 126L105 127ZM107 125H106V126H107ZM118 125H119V124H118ZM121 125H122V123H121ZM130 125L126 126V124H125V126H126L125 128L127 129V127H129L128 130H130V128H131ZM133 125H135V127H134ZM179 125L181 126V124H179ZM194 125H195V124H194ZM227 125L225 126V125L223 124V126H224L225 128H221L222 131L226 130V132H227V133L223 132V134H224V133H225V134H228V133H229V131H227V128H226ZM260 125H259V126H260ZM26 126H24V127H26ZM38 126H37V127H38ZM65 126H68V125H65ZM79 126H80V125H79ZM90 126H88L87 128H89ZM95 126H96V125H95ZM108 126H109V125H108ZM108 126H107V127H108ZM139 126H140V125H139ZM141 126H140L139 128L137 127V129H134V130L132 129V130H133V133L135 132V134L132 133V137H131V135H130V133H129V135H130V137H131L130 141H132V138H133V137L136 138L135 136H137V134H136L137 131H138L137 133H139V134H140V132H141V133L144 132L142 129H144L145 127L143 128V126H142V127H141ZM152 126H153V125H152ZM155 126H154V127H155ZM173 126H174V125H173ZM176 126L178 127V125H176ZM180 126H179V127H180ZM183 126H184V125H183ZM196 126H197V125H196ZM196 126H194V127H196ZM198 126H199V125H198ZM198 126H197V127H198ZM201 126H202V125H201ZM201 126H200V127H201ZM211 126H212V125H211ZM213 126H214V125H213ZM213 126H212V127H213ZM29 127H30V128H29L28 130H31V128H33V127H31V126H29ZM40 127H41V126H40ZM40 127H38V128H40ZM42 127H43V126H42ZM42 127H41V129H42ZM57 127L54 128V129H56V133L53 131V132L55 133V138H53L54 141L51 139V137L54 136V133H53L52 136L49 137L50 141H53V143L55 142V143L52 144V146H51L52 149L49 147L50 145H48V144H49V143H48L49 140L46 139L48 142H47V141H44L45 138H46V134L44 135L45 137H44V140H43V141H44V142H43V148L46 147V149H48V150L51 152L52 150L56 149V148H55V147H56V140H57V139L59 140V144H58V146H61V144H62L63 147L61 146V147H57V148H58V149L62 148V149H60V152H61V150H62V152H63V151H64V152L66 151V152H65V153L63 152L64 154H62V153H59V152H58L59 150L57 149L56 152L53 151L54 153H53V152H51V153H53V154H55V153H59V154L63 155V156H61V155L55 154V155L59 156V157H57V156L55 157V161H56V159H57V161L62 160V162H60V163L58 162L60 165H59V164H57V165L60 166V167H58V168H60V169H61V168L64 169V170H63V173H64V172H65V168H68V167H69V166L64 165V163H65V162L68 163V162L70 161V159H71V162L75 160V159H74L75 156L71 154V152H73V151H70V150H71L70 146H73V145H75V144L71 145L72 143L70 142L71 144L68 145V147H69L70 149H69V148H68L69 150H67V148L64 149V144H65V140H64V139H65V137H64L63 139H62V137H63V135L65 136V133H67L68 131H67V132H65V131L62 132V130H64V129H61V128H60V130H61V131H60L59 129L57 130ZM75 127H76V126H75ZM77 127H78V126H77ZM77 127H76V129H77ZM82 127H83V126H82ZM92 127H93V126H91L90 128L93 129ZM96 127H98V126H96ZM101 127H102V126H101ZM104 127H103V128H100L101 130L103 129V130H102L103 132H104V129H105ZM110 127H111V126H110ZM110 127H109L108 129H110ZM197 127H196V128H197ZM205 127H206V126H205ZM209 127H210V126H207V129H208ZM230 127H231V126H230ZM45 128L48 129V130H51V129H52V128L49 129L50 126H49V128H48V125H47V127H44V129H45ZM62 128H63V127H62ZM70 128H71V127H70ZM111 128H113V127H111ZM123 128H124V127L122 126L121 129H123ZM125 128H124V130H125ZM140 128H141V130H140ZM146 128H147V127H146ZM146 128H145V129H146ZM170 128H171V127H170ZM190 128H191V127H190ZM198 128H199V127H198ZM198 128H197V129H198ZM245 128H248L249 130H248V129H245ZM14 129H16L15 131H17L18 133H19V132H23L24 134H22V135H21V133H20V134H17V132L13 131ZM17 129H20V130H22V131H19V130H17ZM33 129L36 130L37 128H33ZM41 129H40V130H41ZM44 129H42L41 131L43 132ZM46 129H45V130H46ZM54 129H53V130H54ZM71 129H74V128L72 127ZM78 129L80 130V127H79ZM91 129H90V131H92ZM117 129H118V128H117ZM117 129H116V130H117ZM159 129H160V128H159ZM178 129H179V128H178ZM178 129H177V130H178ZM184 129H185L186 131H188L185 127H184ZM194 129H195V128H194ZM194 129H193V131H194ZM197 129H196L195 131H197ZM210 129H211V128H210ZM228 129H229V128H228ZM3 130H4V131H3ZM40 130H39V132H40ZM65 130H66V129H65ZM83 130H85V129L83 128ZM111 130H112V129H110V130H108V131L110 132ZM128 130H126V131H127V132H126L127 134H128V132H129ZM146 130H147L146 132H149V131H148V128H147ZM168 130H169V129H168ZM180 130H182V129H179L178 131H180ZM212 130H213V128H212ZM217 130H218V128H217ZM234 130H235V132H237V130H239V129L236 128V129H234ZM234 130H232V132H234ZM251 130H252V129H251ZM259 130H260V129H259ZM11 131H12V133H11ZM71 131H72V130H71ZM73 131H74V130H73ZM73 131H72V133H73ZM77 131H78V130H77ZM85 131L88 133V129H86ZM94 131H95V130H94ZM96 131H97V130H96ZM105 131H107V130H105ZM108 131H107V133H108ZM114 131H115V130H114ZM139 131H140V132H139ZM173 131H175V130H173ZM186 131L184 132V130H183L182 133L184 132L185 135H186ZM218 131H219V130H218ZM218 131H217V132H218ZM222 131H220V132L217 133L218 136L216 135V132H215V135H216L215 137H216V139H213V138H212V139H211L212 142H211V141H210V142L213 143V141H214V142L216 143V142H221L222 140H225V141H222V142H224V143H223L222 146H221V148L223 147V149H224V146H227V148H228L229 145L232 143L231 141L234 140V139L229 140L228 138H226V139H228L229 141L226 140V139H224V138H225V134L222 136V134H221ZM246 131H247V132H246ZM13 132H15V133L13 134ZM32 132H34V130H32ZM36 132H37V131H36ZM47 132H48V131H47ZM47 132H46V133H47ZM49 132H50V131H49ZM49 132H48V136L51 135V132H52V131L50 132V134H49ZM61 132H62V135H60ZM80 132H81V131H80ZM80 132H79V133H80ZM97 132H99V131H97ZM121 132H122V131L120 130V133H121ZM123 132H124V131H123ZM130 132H131V130H130ZM146 132L143 133V134H146ZM170 132H171V131H170ZM197 132H198V131H197ZM208 132H209V131H208ZM208 132H207V133H208ZM210 132H211V130H210ZM44 133H45V132H44ZM44 133H43V134H44ZM107 133H106V134H107ZM112 133H114V132H111V134H112ZM120 133H119V134H116V131H115V133L112 134V135H109V133H108L107 135H109V137L107 136V138L110 139L113 135H115V136L117 135V138L119 139V137H120L119 135H122V134H123V133H122V134H120ZM164 133H166V132H164ZM171 133L173 134V132H171ZM175 133H176V132H175ZM189 133H190V132H189ZM202 133H203V132H202ZM29 134L34 135V133H29ZM36 134H37V133H36ZM81 134H82V133H80V135H81ZM90 134H91V133H90ZM93 134L95 135V134H97V133L93 132ZM101 134H102V132H101L100 134H98V135L100 136V138H101V136H102ZM150 134H151V133H150ZM150 134H148V136H149ZM157 134L154 133L153 135H155V136H157V138H159V137H158L159 135H157ZM166 134H167V133H166ZM172 134H171V136H172ZM194 134H195V133H194ZM199 134H200L199 136H201V133H199ZM211 134L213 135V133H211ZM247 134L249 135L250 133H247ZM0 135H1V134H0ZM40 135H41V134H40ZM123 135H125V134H123ZM133 135H134V136H133ZM140 135H141V134H140ZM140 135H139V136H140ZM153 135H152V136L150 135V136H151L150 138L154 139V138H153ZM174 135H175V134H174ZM177 135H179V134L177 133ZM180 135H181V137L178 136V138H179V137L182 138L181 140H180V138H179V140H174V139H171V140H173V141H175V142L178 141V142H177V144H178L179 141L182 142L183 139L185 140V139L188 137V136H187L186 138L183 137V136H182L183 134H181V133H180ZM187 135H188V134H187ZM190 135H191V134H189V137H188L187 139L192 141V145H193V148H194L193 150H195V149L197 150L198 148H200V147H198V146H200V145L198 144V146H196L197 148H195V145H194V144H196L195 142H199V140H198V141L195 140V142H194L193 139H189V138H190ZM212 135H211V136H212ZM228 135H229V134H228ZM228 135H226V136H228ZM248 135H247V136H248ZM29 136H30V135H28V137H29ZM38 136H39V133H38ZM57 136H58V137H57ZM59 136H60V138H59ZM61 136H62V137H61ZM67 136H68V139H69V137H71L72 135L70 136V132H68ZM75 136H76V135H75ZM81 136H82V135H81ZM87 136H88V135H87ZM91 136H92V135H91ZM110 136H111V137H110ZM115 136H114V138L117 139ZM118 136H119V137H118ZM139 136H138V137H139ZM145 136L148 137L147 135H144L143 137H141V138H137L136 140L133 138V142H130V141H129L130 144L132 145V146H131V145L129 144V145H130V149H131V147H133L132 150L134 151V149H135L134 146H135V147H137L138 150L141 151V150H142L141 148H144L145 145L141 144V141H140V140H141L142 138H144ZM163 136H164V135H163ZM168 136H170V133H169ZM171 136H170V137H171ZM202 136H204V134H202ZM206 136H207V135H205V137H204L205 139L208 137V136H207V137H206ZM230 136H232V134H231ZM233 136H234V135H233ZM25 137H26V140H25V141H27V136H25ZM39 137H40V136H39ZM73 137H74V135L72 136V138H73ZM79 137H80V136H79ZM127 137H128V136H126L125 139H124L123 137H122V138L120 137V139H124V140L126 141V140H128ZM130 137H129V138H130ZM172 137H175V139L177 138L176 136H172ZM172 137H171V138H172ZM191 137H192V135H191ZM220 137H221V138H220ZM23 138H24V137H23ZM31 138H32V137H31ZM31 138L29 137V139H31ZM33 138L36 139L37 136H36V137H33ZM41 138H42V137H40V139H41ZM56 138H57V139H56ZM75 138H76V137H75ZM77 138H78V136H77ZM95 138H96V136H95ZM112 138H113V137H112ZM157 138L155 137L156 144H157V141H159V139L157 140ZM163 138H164V137H163ZM178 138H177V139H178ZM12 139H13V138H12ZM37 139H39V138H37ZM55 139H56V140H55ZM68 139H67V143H68ZM97 139H99V137H97ZM105 139H106V138H105ZM115 139H114V140H115ZM138 139H140V140H139L140 142L138 141ZM145 139H146V138H145ZM148 139H149V137H148ZM148 139H147V144H146V142L143 141V142L147 145V147H149V146L151 145L150 142H152V144H153V142H154V141H152V140L149 141L150 139H149V140H148ZM160 139H162V138H160ZM169 139H170V138L168 137V141H167V136L164 138V144L167 143V144H166V147H167V145H168ZM187 139H186V140H187ZM195 139H196V137H195ZM219 139H220V140H219ZM242 139L244 140V138H242ZM247 139H251V136L249 135V137H248ZM19 140H21V139H19ZM72 140H73V139H72ZM77 140H79V139H76V140H74V141L77 142ZM92 140L96 141V139H94V138H93ZM99 140H102V139H99ZM110 140H111V139H110ZM142 140H143V139H142ZM162 140H163V139H162ZM165 140H166V141H165ZM200 140H201V139H200ZM207 140H208V138H207ZM207 140H202V142L204 143V141H205V143H206ZM217 140H218V141H217ZM1 141H2V140H1ZM12 141H13V142H12ZM23 141H24V140H23ZM25 141H24V142H25ZM29 141L31 142L30 144L33 146V147H29V148H30V150H32V152H33L34 149H35V148H34V145L32 144L33 141H32V140H29ZM36 141H37V140H36ZM39 141H40V140H39ZM39 141H37V142H39ZM82 141H83V143H84L85 140H82ZM86 141H87V140H86ZM88 141H89V140H88ZM90 141H91V140H90ZM104 141H106V142H104ZM104 141H103V142H104L105 144H107L108 139H106V140H104ZM112 141H113V140H111V142H112ZM116 141H118V142H115V141H113V142L119 144V140H116ZM120 141H121V140H120ZM125 141H124V142H125ZM134 141H135V142L137 141V142H139V143H138V144L135 143V145H134ZM173 141H171V142H173ZM227 141H228V142H227ZM235 141H236V140H235ZM235 141L232 143V145H233V144L236 145V144L238 143V142H235ZM241 141H242V140H241ZM241 141H239V143H238L240 146H242V145L240 144ZM244 141H245V140H244ZM244 141H243L242 143H244ZM41 142H42V141H41ZM41 142H39V143H41ZM45 142H47L48 147H47V145H45V147H44V143H45ZM61 142H62V143H61ZM72 142H73V141H72ZM129 142H128V143H129ZM159 142H161V141H159ZM165 142H166V143H165ZM175 142H174V143H175ZM189 142H190V141H189ZM210 142H209V143H210ZM226 142H227V143H226ZM229 142H231V143H229ZM2 143H3V142H1V145H2ZM11 143H12V145L14 146V148H11V147H13V146L11 145ZM21 143H22V142H21ZM26 143L28 144V142H26ZM33 143H35V142H33ZM39 143H37V146H38V147H36V145H35V147L38 148V149H36V152H37V153L34 151L36 154H38V153L40 152L39 149L42 148V146L39 147ZM60 143H61V144H60ZM73 143H75V142H73ZM81 143H82V142H81ZM99 143H100V142H99ZM99 143H97V144H99ZM104 143H103V144H104ZM114 143H112V144H113V145H116V144H114ZM126 143H127V141H126ZM126 143H123V144L125 145ZM148 143H149V144H148ZM161 143H162V142H161ZM184 143H186V142H184ZM193 143H194V144H193ZM200 143H201V142H200ZM203 143H202V144H203ZM211 143H210V145H211L212 147H211V146H209V147L213 148V147H214V143H213V145H212ZM250 143H252V142H250ZM254 143H255V142H254ZM5 144H6V143H5ZM19 144H20V143H19ZM30 144H29V145H30ZM50 144H51V142H50ZM118 144H117V145H118ZM159 144H160V143H159ZM159 144H158V145H159ZM164 144H163V146H164ZM169 144H170V142H169ZM171 144H173V143H171ZM175 144H176V143H175ZM181 144H182V143H180V147H181ZM256 144H257V143H256ZM258 144H259V143H258ZM263 144H264V143H263ZM263 144H262V145H263ZM1 145H0V148H1L4 144H3L2 146H1ZM40 145H41V144H40ZM53 145H55V147H54ZM139 145H140V146H139ZM148 145H149V146H148ZM153 145H154V144H153ZM160 145L162 146V144H160ZM223 145H224V146H223ZM244 145L247 146L246 143H244ZM253 145H254V144H253ZM9 146H10V147H9ZM17 146L20 147L19 145H17ZM79 146H80V144H79ZM100 146H102L101 143H100ZM105 146H106V148H107V146H109V145H105ZM125 146H126V145H125ZM142 146H143V147H142ZM155 146H156L158 149H159V147H160V146H157V145H155ZM168 146H169V145H168ZM170 146H171V145H170ZM170 146H169V147H170ZM188 146H189V145H188ZM203 146H204V145H202V147H203ZM205 146H206V145H205ZM218 146H219V143H218L217 147H218ZM259 146H260V144H259ZM21 147H23V146L21 145ZM81 147H82V146H81ZM122 147H123V145H122ZM140 147H141V148H140ZM169 147H167V149H168ZM180 147H177V149H179ZM184 147H185V146L183 145V148H182L181 151H183V149L188 150L187 147H185V148H184ZM189 147H190V146H189ZM191 147H192V146H191ZM233 147H234V146H233ZM233 147H232V148H233ZM249 147H250V146H249ZM16 148H17V147H16ZM24 148H26V147H24ZM24 148H21V149H24ZM31 148H32V149H31ZM43 148H42V149H43ZM76 148H79V149H80V147H77V145H76ZM106 148L104 149L105 152L107 151ZM108 148H109V149H112L113 146H111V148H110V146H109ZM116 148H117V147H116ZM116 148H115V149H116ZM125 148L127 149V147H125ZM157 148H156V149H157ZM172 148H173V147H172ZM204 148H205V147H204ZM204 148H203V149H204ZM211 148H210V149H211ZM219 148H220V147H219ZM219 148H218V149H219ZM227 148H226V150H227ZM229 148H230V147H229ZM234 148H235V147H234ZM263 148H264V147H263ZM1 149H3V147H2ZM4 149H3V150H0V152H1L2 156L5 155V156H3V157H7L6 159H8L9 156L6 155L7 152H6V154H5V153H2V151L4 152ZM81 149H82V148H81ZM115 149H114V150H115ZM118 149H119V147L117 148V150H118ZM122 149H124V148H120L119 150H122ZM145 149H146V148H145ZM145 149H144L143 152H146V153L148 154V152L146 151V150H148V149H146V150H145ZM150 149L152 150L151 146H150ZM160 149H162V147H160ZM167 149H166V150H167ZM201 149H202V148H201ZM201 149L198 150V151H199V152L202 151ZM242 149H243V151H245L244 146H243ZM248 149H251V148H248ZM256 149H257V148H256ZM19 150H20V149H19ZM38 150H39V151H38ZM48 150H47V152H48ZM90 150L92 151V148H90ZM94 150H95V149H94ZM94 150H93V152H94ZM100 150H101V149H100ZM117 150H116V151H117ZM166 150H165V151H166ZM190 150H192V149H190ZM190 150H189V151H190ZM207 150H208V149H207ZM212 150H213V149H212ZM216 150H217V149H216ZM216 150H215V151H216ZM230 150H231V148H230ZM232 150L235 151V149H232ZM232 150H231V152H232ZM5 151H6V150H5ZM15 151H16V150H15ZM15 151H14V152H15ZM23 151H24V150H23ZM27 151H28V150H27ZM42 151H43V150H42ZM44 151H46V150H44ZM82 151H83V150H82ZM82 151H81V153H80V151H78L79 154H82V153H83ZM91 151H90V152H91ZM95 151H96V150H95ZM110 151H113V150H109V151L106 153V156H105V157H106L107 159H108V156L110 157L111 154L115 152V151H113V152L111 153ZM124 151H125V149H124ZM126 151H127V152H122L123 155L125 156V158L127 157V154H128V150H126ZM152 151H153V150H152ZM157 151H158V150H157ZM176 151H177V150H176ZM181 151H179V152H181ZM218 151H219V150H217V152H218ZM236 151H237V150H236ZM241 151H242V150H241ZM252 151H253V148H252ZM254 151H255V150H254ZM258 151H259V150H258ZM20 152H21V150H20ZM32 152L30 153V151H29V152H28L29 154L27 153L26 156L28 157V156H30V154H31V155L33 154V158H35V153H32ZM50 152H49V157H52V156H50V155H51ZM67 152H68L70 155L74 156V157L71 158V156H70ZM97 152H98V151H97ZM101 152H103V151H101ZM109 152H110V153H109ZM143 152H141L140 154L143 155ZM153 152H155V151H153ZM179 152H177V153H179ZM184 152H185V151H184ZM190 152H191V151H190ZM190 152H189V153H190ZM208 152H209V151H208ZM223 152H225V150H224V151L221 150V153L224 155ZM239 152H240V149H239ZM255 152H256V151H255ZM259 152H260V151H259ZM259 152H257V154H254V156L256 155V156H255L256 158H258V157L261 158V157H262V155H261L262 153L260 154L261 156L258 155ZM263 152H264V151H263ZM21 153H22V152H21ZM21 153H20V154H21ZM41 153H43V152H41ZM86 153H87V152H86ZM94 153H95V152H94ZM99 153H100V152H99ZM119 153L121 154V156L118 155L117 158L120 159V161H121V162L119 161V163H120V164H121V163L123 164L125 158H123V159L121 160V157H123V156H122V153H121V152H119ZM124 153H125V154L127 153V154L125 155ZM137 153H138V151H137V152H134V156H135V154L137 155ZM149 153H150V151H149ZM163 153H164V152H163ZM177 153L175 152V154H177ZM187 153H188V152H187ZM195 153H196V152H195ZM213 153H214V152H213ZM232 153H234V152H232ZM241 153H242V152H241ZM241 153H240V154H241ZM248 153H249V152H248ZM250 153H251V152H250ZM108 154H109V155H108ZM115 154H116V153L113 154V155H114L113 158H115V156L117 155V154H116V155H115ZM140 154L138 153V155H140ZM147 154H146V156H147ZM155 154H156L155 156L153 155V153L150 154L151 156H149V158H148L149 160H148V161L151 162L152 157H153V159H154V158L156 159L158 155H157V153H155ZM164 154H166V152H165ZM170 154H171V153H167V155H170ZM185 154H186V152H185ZM185 154H184V153H183V154L179 153V155H182V158H183V156H185V157L187 156V155H185ZM197 154H198V153H197ZM215 154H216V155H214V159H215V156H216V157H217V155L219 156V152H218V154L215 152ZM222 154H220V156H222ZM225 154H227V156L225 155V156H226L225 158H227L228 155H229V152H227V153H225ZM252 154H253V152H252ZM23 155H24V153H23L21 156L23 157ZM38 155H40V154H38ZM65 155H66V156H65ZM87 155H88V154H87ZM96 155H98V153H97ZM101 155L104 156L105 154L103 153V154H101ZM129 155H131V153H130ZM129 155H128V156H129ZM138 155H137V157H138ZM167 155H166V156H167ZM179 155L177 154V156H176V160H177V161H179V159L177 158ZM201 155H202V154H201ZM206 155H207V153H206ZM208 155H210V154H208ZM232 155H233V154H232ZM243 155H244V153H243ZM249 155H250V154H249ZM2 156H0V157H2ZM15 156H17V154H15ZM44 156H45V155H44ZM44 156H42V157L45 158L47 155H46L45 157H44ZM60 156H61V158H63V157L66 158V160H64V158L61 159ZM68 156H69V159H68ZM90 156H91V155H90ZM92 156H93V154H92ZM98 156H99V155H98ZM172 156H173V155H172ZM192 156H194V155H192ZM195 156H196V155H195ZM202 156H203V155H202ZM244 156H245V155H244ZM3 157H2V158H3ZM22 157H21V158H22ZM31 157H32V156H31ZM31 157H30V158H31ZM37 157L41 158V155H40V156H37ZM53 157H54V155H53ZM132 157H133V155H131L130 158L132 159ZM142 157H144V161H145V158H147L148 156L145 157V153H144V156H140V158H142ZM150 157H151V159H150ZM173 157H174V158H173ZM173 157H172L173 160H175V156H173ZM187 157H188V156H187ZM187 157H186V158H187ZM199 157H201V156H199ZM210 157L212 158V156H210ZM210 157H209V158H210ZM223 157H224V156H223ZM230 157H231V156H230ZM237 157H239V156H237ZM249 157H250V156H249ZM12 158H13V157H12ZM15 158H16V157H15ZM17 158H18V157H17ZM33 158H32V159H33ZM81 158H82V157H81ZM88 158H89V157H88ZM100 158H102V157H99V159H100ZM103 158H104V157H103ZM113 158L111 157V159H113ZM133 158H134L133 160H134V162H135V161H136V160H135V157H133ZM140 158H139V160H137V162H139V161H141V160L143 159V158H142V159H140ZM159 158H161V157L159 156ZM162 158H163V157H162ZM162 158H161L160 160H162L163 162L161 161V162H159V163L164 164L165 160H166V161L168 160V162H167V163L165 162V164H164L163 166H165V165H167V166H168V165L171 166V165H174V164L179 165L178 162H177L176 160L174 161V162H175L174 164H169V161L171 160V159H169V158H171V156H170V157H169V156L166 157L165 160L162 159ZM182 158L180 159L181 162L186 161V159L182 161ZM188 158H189V159H192L193 157H188ZM262 158H263V157H262ZM262 158L260 159V161L262 160ZM10 159H11V158H10ZM10 159H8V161H10ZM49 159H50V160H49L48 162H47V159H46V162H47V163H45V162L43 161V159H41V161H40V160H37L38 162H37V161H36V162H37V164H38V163L40 164L39 166L45 164L44 167H46V170H47V168H51V166H52V168H51L49 171L53 172V171H55V169H56L55 167H53V165H54V166H56V165H55V163H53V161H51V160H53L54 158H49ZM73 159H74V160H73ZM83 159H84V157H83ZM89 159H90V158H89ZM109 159H110V158H109ZM126 159H127V158H126ZM131 159H130V160H131ZM137 159H138V158H137ZM153 159H152V161H153ZM157 159H158V158H157ZM183 159H184V158H183ZM197 159H198V158H197ZM199 159L204 161L203 165H204L205 170H209L208 168L211 167L210 164H213V163L211 162V163L209 164V161H208V162H207L208 165H209V166H208V165H206V162H205L204 159H202V158H199ZM240 159H241V158H240ZM246 159H247V157H246ZM263 159H264V158H263ZM18 160H19V159H17V161H18ZM23 160L26 161L27 158H26V160H25V158H24ZM33 160H35V159H33ZM85 160H86V158H85ZM93 160H94V159H93ZM101 160L104 161V159H101ZM208 160H209V159H208ZM219 160H220V159H218V161H219ZM221 160H223V158H222ZM226 160H227V161H230V159H229V160L226 159ZM253 160L255 161L256 159L254 158ZM0 161H1L2 163L6 162V161H4V158H3V161H4V162L2 161V159H0ZM13 161H15V160H13ZM27 161H28L29 163H28ZM27 161H26V162H27L28 164H26V165H29V166H30V162H31V160H27ZM39 161H40L41 163H40ZM42 161H43V162H42ZM57 161H56V162H57ZM63 161H65V162H63ZM81 161H83V162L80 163L81 165L79 164V168H80V166H82V164H85V161H84V160H81ZM87 161H88V160H87ZM91 161H92V158L90 159V162H91ZM96 161H97V160H96ZM98 161H100V160H98ZM112 161H113V163L111 162V160H109V161H108L109 163H107L108 165H107V166H104V167H107V171H108V166H109V165H111V164H115V163H116V162L114 163V160H112ZM116 161H117V159H116ZM126 161H127V160H126ZM144 161H141L142 163H141V162H139V163H137V162H136V163H133V162H132V163H131V161H130V165H131V166H130L129 164H127V165H129L131 168H134V167H132V166H135V164H137V166H139L140 163H141V165L144 163V164H143V167H140L141 165L139 166L140 169H141V168L144 169V167L147 166V165L144 166V165H145V162H144ZM237 161L240 162V160H237ZM242 161H243V160H242ZM249 161H250V159H249ZM249 161H248V162H249ZM256 161H257V160H256ZM256 161H255V162H256ZM21 162H23V161H21ZM21 162L18 161V163H21ZM26 162H24V164H25ZM77 162H80V161H76L75 163H77ZM94 162H95V161H94ZM128 162H129V157H128ZM128 162H127V163H128ZM153 162H154V161H153ZM153 162H152V163H153ZM170 162H171V161H170ZM176 162H177V163H176ZM195 162L198 163V161H195ZM195 162H193V163H194V168H195ZM214 162H215V160H214ZM220 162H221V161H220ZM232 162H233V161H232ZM10 163L12 164V162H10ZM34 163H35V161H34ZM42 163H43V164H42ZM50 163H51V164H50ZM52 163H53V164H52ZM62 163H63V164H62ZM69 163H70V162H69ZM69 163H68V164H69ZM75 163H74V164H75ZM119 163H118V161H117L116 165H118V166L114 165V166H116V168H114L113 165L110 166V167H112L111 169H112L113 171H114V169L117 170L118 167H119ZM155 163H156V161H155ZM171 163H173V162H171ZM186 163H187V162H186ZM186 163H185V167L187 168ZM199 163H200V162H199ZM215 163H216V162H215ZM215 163H214V164H215ZM218 163H219V162H218ZM223 163H224V164H223V166H224L226 162L223 161ZM227 163H230V162H227ZM240 163H241V162H240ZM250 163H251V162H250ZM260 163H261V164H262V163L264 164V160L261 161ZM5 164H6V163H5ZM8 164H9V162L7 163V165H8ZM11 164H10V166H14L13 164H12V165H11ZM49 164H50V165H49ZM90 164H91V163H90ZM92 164H93V163H92ZM92 164H91V165H92ZM96 164H97V163H96ZM100 164H101V162H99V165L97 164L96 166L100 167ZM103 164L106 165L105 163H103ZM133 164H134V165H133ZM138 164H139V165H138ZM150 164H151V163H150ZM162 164H161L160 166H159V164H154V165L152 164V166H151V165H148V166H151V167H149V171L151 172V170H150V168H151L152 170H154V172H157V174H161L162 177L168 175V176H171V178H173L172 173H171V174L166 173V172H169V171H165V172H164L165 174L163 173L164 175H163L162 173H160V170H159L160 168H161V172H162V170H164V169H162V168H163V167H162ZM182 164H183V163H182ZM191 164H192V160H191ZM191 164H190V167H191ZM216 164H217V163H216ZM216 164H215V165H216ZM231 164H232V163H231ZM234 164H235V163H234ZM255 164H257V163H255ZM255 164H254V165H255ZM21 165H22V164H21ZM26 165H25V166H26ZM33 165H34V164H31V166H33ZM35 165H36V164H35ZM35 165H34V167H35ZM47 165H48V166H47ZM61 165H64L65 168H64L63 166L61 167ZM72 165H73V164H72ZM77 165H78V164H77ZM85 165H86V164H85ZM93 165H94V164H93ZM93 165L91 166V168L93 167ZM127 165H125V166H127ZM157 165H158L159 169L157 168ZM180 165H181V164H180ZM196 165H198V167H199V165H202V163H201V164H196ZM236 165H237V166H240L239 164H237V162H236ZM10 166H9V167H10ZM22 166H23V165H22ZM125 166H123V167L126 169V172H127V173H128L127 170H129V171H131V172H132V171L135 172L134 169H137V168H138L137 166H135V168L132 170V169L126 168ZM129 166H127V167H129ZM169 166H168V167H169ZM174 166H175V165H174ZM174 166H172L171 168L169 167V168L172 169V170H173V169L175 170V169L178 167V166H177V167L175 166V168H174ZM207 166H208V168H207ZM217 166L221 167L222 165L220 166V165L217 164L215 167H214V165H213V167H214L213 170H214V171H215V169L217 168ZM226 166H227V165H226ZM226 166H224V168H225ZM232 166H233V165H232ZM250 166H252V165H250ZM250 166H249V167H250ZM74 167H76V166H74ZM89 167H90V166H89ZM98 167H96V168H98ZM136 167H137V168H136ZM152 167H153V168H152ZM154 167H155L156 169H158V170H155ZM179 167L181 168L182 165L179 166ZM179 167H178V168H179ZM185 167H184V168H185ZM188 167H189V166H188ZM229 167H230V166H229ZM249 167H248V168H249ZM10 168H11V167H10ZM25 168H26V167H25ZM40 168H41V167H40ZM54 168H55V169H54ZM58 168L56 169L57 171H58ZM72 168H73V167H72ZM79 168H78V169H79ZM81 168H84V166H82ZM96 168H95V169H96ZM113 168H114V169H113ZM139 168H138V169H139ZM164 168H165V167H164ZM182 168H183V167H182ZM186 168H185V169H186ZM192 168H193V167H192ZM199 168H200V167H199ZM206 168H207V169H206ZM222 168H223V167H222ZM222 168H221V169H222ZM231 168H232V167H231ZM234 168H235V167H234ZM241 168H243V169L241 170ZM241 168H240L239 171L237 170V173H235V174L232 173V174H231L232 177H234L236 174H240L241 172H244L243 170H245L246 173L249 172V171H246V169H248V168H246V166H245V167L242 166ZM15 169H16V170H15ZM22 169H23V168H22ZM35 169H36V168H35ZM76 169H77V168H76ZM88 169H89V168H88ZM95 169H94V170H95ZM111 169H110V170H111ZM120 169H121V168H120ZM138 169L136 170V172H138ZM146 169L148 170L147 167H146ZM146 169H145V170H146ZM167 169H168V168H166V170H167ZM170 169H168V170H170ZM185 169H184V171H185ZM197 169H198V168H197ZM197 169L195 168L194 172L192 171L193 174H192V173H190V174L194 176L196 173H198V172L195 173V171H196ZM218 169H219V170H217V171H221L220 168H218ZM237 169H238V167H237ZM9 170H10V169H9ZM14 170H15V172H14ZM33 170H34V168H33ZM69 170H70V169H69ZM80 170L83 171V170H86V168H85V169H79V171H80ZM96 170H97V169H96ZM110 170H109V172H110V174H112L111 176L116 177L117 174L115 175V173H114V175H113V171L111 172ZM116 170H115V172L117 173ZM174 170H173V171H174ZM182 170H183V169H182ZM190 170H191V169H190ZM198 170H199V169H198ZM211 170H212V168H211ZM213 170H212V171L209 170V174L212 175V177H213V175L215 174ZM224 170H225V169H224ZM224 170H223V171H224ZM228 170H229V169H228ZM228 170H226V171L228 172L227 175H230L231 172H234L233 170H232V171L229 170L230 172H229ZM250 170H251V169H250ZM257 170H259V168H258ZM11 171H12V170H10L9 172H11ZM26 171H28V170H26ZM35 171H36V170L32 171V172H34L32 175H35V173H36ZM40 171H42V170H40ZM82 171H81V173H82ZM90 171H91L92 174L94 173V171L92 172V169H91ZM103 171H104V170H103ZM107 171L105 170V174H106ZM118 171H119V170H118ZM122 171H123V170H121V172L119 171L120 174L118 173V175L123 176V175H122ZM158 171H159V172H158ZM176 171H177V170H175V172H176ZM188 171H189V170H188ZM200 171H201V170H200ZM5 172H6V170H5ZM13 172H14V173L17 172V173H16L17 176H18V173H19V175H20V172H19L18 168H15V166H14V168H13ZM42 172H43V171H42ZM47 172H48V170H47ZM60 172H61V171H60ZM74 172H75V171H74ZM88 172H89V170H88ZM98 172H100V169H99ZM98 172H97V173H98ZM136 172H135V174H136ZM145 172H146V171H145ZM145 172L142 171V172H141V175H143V173H145ZM189 172H190V171H189ZM205 172H206V171H205ZM215 172H216V171H215ZM48 173H49V172H48ZM54 173H55V172H54ZM56 173H59V171L56 172ZM67 173H68V174H67ZM67 173L65 174V176H67V175H71L70 171L67 172ZM77 173H78V172H77ZM79 173H80V172H79ZM83 173H84V172H83ZM101 173H102V172H101ZM124 173H125V171H123V174H124ZM129 173H130V172H129ZM139 173H140V172H139ZM147 173H149V172L147 171ZM177 173H178V172H177ZM179 173H180V170H179ZM181 173H182V171H181ZM181 173H180L179 176H177L178 174L175 173V174H176V177L180 178V176L183 174V173H182V174H181ZM185 173H187V172H185ZM185 173H184V176H186ZM199 173H200V172H199ZM202 173H203V172H202ZM211 173H212V174H211ZM213 173H214V174H213ZM249 173L252 175V172H249ZM249 173H248V175H249ZM25 174H27V173H25ZM36 174H37V173H36ZM59 174H60V173H59ZM75 174H76V173H75ZM87 174H88V176H90L89 173H87ZM107 174H108V176L110 175L108 172H107ZM107 174L104 175V173H102V175H103V179L106 178ZM154 174H155V173H154ZM157 174H156V176H157ZM166 174H167V175H166ZM190 174H188L187 176L189 177ZM222 174H223L222 177L225 178V177H224V174H225V173L223 172ZM222 174H221V175H222ZM9 175H10V173H9ZM14 175H15V174H14ZM14 175H13V176H14ZM45 175H47V174H45ZM51 175H52V174H51ZM57 175H58V174H57ZM95 175H96V176L93 175V177H94L93 179H95V177L98 176V175L96 174V171H95ZM100 175H101V174H100ZM133 175H134V173H132V177H133ZM137 175H138V174H137ZM137 175H134V176L136 177V179H134V180H137V179H138V178H137ZM141 175H140V176H141ZM145 175H146V173L144 174V179H145L146 182H147V181H149V179L151 178V177H150V176H151V173L148 174V175H150L148 179H146ZM148 175H147V176H148ZM196 175H197V174H196ZM210 175H208V176H210ZM225 175H226V174H225ZM241 175H242V174H240V176H241ZM253 175H255V173H254ZM259 175H261V174H259ZM259 175H258V176H259ZM262 175H264V174H262ZM13 176H12V177H13ZM20 176H21V175H20ZM22 176H23V175H22ZM25 176H27V175H25ZM39 176H40V175H39ZM39 176H36V178L39 177ZM72 176H73V175H72ZM72 176H70V177H72ZM80 176H81V175H80ZM121 176H120V178H118V180H119V179H122V180H123V178H125L123 184L120 183L122 180L118 181V184L120 183V184H121V187H122L124 184H126L125 181L127 182V185H128V184H130L131 186L133 185V184H131L133 179H131L130 183H128V180H130V179H128L129 177H126L127 175H125L123 178H121ZM159 176H160V175H159ZM168 176H167V178H168ZM187 176H186V178H188ZM193 176H190V177L192 178ZM214 176H215V175H214ZM240 176H238V177H240ZM245 176H247V175H245ZM258 176H257V177H258ZM40 177H41V176H40ZM67 177H68V176H67ZM81 177H84V176H81ZM85 177H86V176H85ZM114 177H112V180H111L112 182H115V180L113 179ZM132 177L130 176V178H132ZM162 177H161V179L164 180L165 177H163V178H162ZM200 177H201V176H200ZM203 177H204V176H203ZM220 177H221V176H220ZM230 177H231V176L228 177V179H227L228 181L231 179ZM249 177H250V175H249ZM249 177H247V181L244 180V179H246V178H244L243 181H244V182H247V183H251V182L248 181V180H250V179H248ZM41 178H42V177H41ZM46 178H47V177H46ZM52 178H54V180H55V177H52ZM61 178L63 179V178H64V175L61 174ZM75 178H76V177H75ZM87 178H88V177H87ZM116 178H117V177H116ZM126 178H127L128 180H126ZM133 178H134V177H133ZM157 178H158V179H157ZM157 178H156L157 180H160V177H157ZM167 178L165 179V180H166V183H167V180H168ZM169 178H170V177H169ZM171 178H170V181L172 180ZM191 178H190L191 182H192V180H193V181H196V179L198 178V176L196 177V179H195L194 177H193V179H191ZM201 178H202V177H201ZM210 178H211V177H210ZM226 178H227V176H226ZM229 178H230V179H229ZM240 178H241V177H240ZM240 178H239V179L237 178V179H238V180H241ZM251 178H252V176H251ZM258 178H259V177H258ZM66 179H67V178L64 179V182H66ZM77 179H79V178H77ZM85 179H86V178H85ZM89 179H90V178H88V181H89ZM106 179H108V178H106ZM110 179H111V177H109V179H108L109 182H111ZM180 179L183 180V181H182V183H183V182H184V179H183L182 177H181ZM203 179L205 180V178H203ZM213 179H214V178H213ZM213 179H212V180H213ZM219 179H220V178H219ZM219 179H218V180H219ZM232 179H235V180H234L235 183L237 182V181H236V178H232ZM232 179H231V181H232ZM34 180H35V179H34ZM75 180H76V179H75ZM91 180H92V179H90V181H91ZM98 180H100V179H98ZM98 180H93V181H94V184H96V183H95L96 181H97L98 183H101V182H102V181L100 182V181H98ZM108 180H107V182H108ZM139 180L142 181L143 178L141 179V177H140ZM145 180H143V181L145 182ZM163 180H162V181H163ZM173 180H174V182H175L176 179H173ZM181 180L179 181V184H181ZM190 180H189V178H188V179L186 180V183L188 182L187 184H189ZM197 180H198V179H197ZM204 180H203V181H204ZM212 180H211V182H213ZM21 181H23L22 178H21ZM62 181H63V180H61L60 183H62ZM93 181H92V184H93ZM203 181L201 182L202 184L204 183ZM215 181H217V180L215 179ZM219 181H220V180H219ZM231 181H229V182L231 183ZM251 181H253V180L251 179ZM257 181H258V180H257ZM257 181H256V183H257ZM259 181H260V180H259ZM263 181H264V180H262V182H263ZM19 182H20V179H19ZM23 182H25V181H23ZM29 182H30V181H29ZM64 182H63V183H64ZM77 182H79V181H77ZM77 182H76V183H77ZM103 182H104V180H103ZM109 182L106 183L107 185H106L104 188H106V187L109 185ZM112 182H111V184H110V187H111V186L113 187V183H112ZM135 182H136V181H135ZM144 182H143V183H144ZM174 182L172 181V183H174ZM199 182H200V180H199ZM208 182H209V181H208ZM211 182H210V183H211ZM222 182H223V179H222ZM222 182H221V183H222ZM244 182H243L244 185H243V184H242V186H240L241 184L239 185V186H240L239 191H238V188H237V191H238V192H240L241 187H242V188H243V187L245 188V183H244ZM39 183H40V182H39ZM42 183H43V182H42ZM63 183H62V184H63ZM66 183H67V182H66ZM72 183H74V182H72ZM79 183H80V182H79ZM87 183H88V182H87ZM136 183H138V182H136ZM136 183H135V189H134L133 187H131V188H133L134 190L137 189L135 192H136V193H137V191L140 192L139 194H140L141 196H143L142 198H143L144 200H146V201H144L145 203H144V202H143V203H144L146 206H148V207L145 206V207H146L145 210L148 212L147 209H149V205H148V201H149V200H147V199H150L151 197H150V198L148 197V196H149L148 193L150 194V192H147V194H145V193H146V191H147L148 189H149V191H150V189H151V191H153V190L155 189V188H154V185H153L152 182H149V185H150L149 188H145V185L141 184V182H140V184L142 185V186H141L142 189H140L141 187L137 185V187L139 188V190H138V188L136 187ZM151 183H152V184H151ZM159 183H160V184H159ZM163 183H164V181H163ZM170 183H171V182H170ZM170 183H168V184H170ZM186 183H184V184L187 186ZM192 183H193V182H192ZM194 183H196V182H194ZM201 183H200V184H201ZM205 183H207V181H206ZM205 183H204V184H205ZM230 183H229V184H230ZM235 183L233 182V184H235ZM247 183H246V185H248ZM253 183H255V182L253 181ZM253 183H251V184H253ZM7 184H8V183H7ZM11 184H12V183H11ZM14 184H15V183H14ZM25 184L27 185L28 183L26 182V183H23L22 185H25ZM56 184H57V183L55 182V185H56ZM64 184H65V183H64ZM69 184H70V183H69ZM94 184H93V185H94ZM116 184H117V183H115V186H116ZM120 184L117 185V186H119V187H118L119 190H120V188H121V187H120ZM184 184H183V185H184ZM202 184H201V186H202ZM207 184H208V183H207ZM207 184H205V185H207ZM216 184H219V182H216ZM224 184H228V182L226 183V181H225ZM263 184H264V183H263ZM26 185H25V186H26ZM38 185H39V184H38ZM44 185H45V182L43 183V186H44ZM49 185H50V183H49ZM66 185H67V184H66ZM79 185H80V184H79ZM89 185H90V184H89ZM97 185H99V184H97ZM127 185H125V186H126V190H125L124 192H127V191L133 192L134 190L132 189V191H131V190L129 189L130 186H129V188H128ZM159 185H161V186L163 185V184H161V180L158 182V186H159ZM164 185H165V183H164ZM174 185H176V186H174ZM174 185L172 184V185H171V188H172V187H173V188L176 187V188H174V189H178V187H180V185L177 187L178 184H176V183H174ZM183 185H182V187H183ZM192 185H193V184H192ZM196 185H198V183H197V184H194V186H196ZM213 185H214V184H212L211 186H213ZM219 185H220V184H219ZM221 185H222V184H221ZM236 185H238V184H236ZM249 185H250V184H249ZM256 185H257V184H256ZM259 185H261V183H259ZM27 186H28V185H27ZM27 186H26V187H27ZM36 186H37V185H36ZM59 186H60V185H59ZM75 186H76V185H74V189H75ZM81 186H83V185H81ZM85 186H86V185H85ZM117 186L115 187V190L118 189ZM194 186H193V187H194ZM209 186H210V185H209ZM211 186H210V188H212ZM223 186H224V185H223ZM239 186H238V187H239ZM257 186H258V185H257ZM11 187H13V185H12ZM17 187H18V186H17ZM30 187L32 188V186H30ZM30 187L28 186V187H27L28 189L26 188V190L29 191V192H28L29 195H30V193H32L33 191H34L33 194H35V193L37 192V191H35V190H38V188H39V186H38V187H36L37 189H35V190L33 189V191L30 192V189H31ZM45 187H46V186H45ZM45 187H44L43 189H45ZM56 187H57V186H56ZM86 187H87V186H86ZM99 187L102 188L103 186L101 187V186L99 185ZM112 187H111V188H112ZM143 187H144V188H143ZM199 187H200V186H199ZM217 187H219V186L217 185ZM260 187H261V186H260ZM262 187H264V186H262ZM20 188L23 189V187H22V186L20 187V185H19V188H18V189H20ZM47 188L49 189V188H51V186H50V187L47 186ZM66 188H67V186H65V185H64V187H62V189H66ZM96 188H97V187H96ZM123 188H124V187H123ZM127 188H128L129 190H127ZM163 188H164V187H162L161 189H163ZM171 188H170V189H171ZM173 188H172V190H174ZM184 188H185V187H184ZM188 188H189V186H188ZM196 188H197V186L195 187V189H196ZM210 188H209V189H210ZM225 188H226V185H225ZM225 188L222 187V189H224V190H225ZM251 188H252V187H249V190H250ZM253 188H254V187H253ZM24 189H25V188H24ZM43 189H42V190H43ZM48 189H45V191H46V190L49 191ZM52 189H54V188H52ZM68 189H70V188H68ZM76 189L78 190V187H77ZM76 189H75V190H76ZM79 189H80V188H79ZM86 189H87V188H86ZM102 189H103V188H102ZM108 189L110 190L109 187H108L106 190L108 191ZM158 189H159V188H158ZM170 189H168V187L166 188V190H170ZM180 189H182V188H180ZM180 189H179V190H180ZM185 189H186V188H185ZM189 189H191V188H189ZM195 189L192 188L193 192L196 191ZM197 189H198V188H197ZM204 189H205V187H204ZM207 189H208V188H207ZM207 189L204 190V191H205V192H206V191H207V192H209V191L211 192V190L208 191ZM214 189H215V188H214ZM235 189H236V186H235ZM235 189H234V190H235ZM246 189H247V188H246ZM258 189H259V188H258ZM258 189H257V190H258ZM262 189H263V188H262ZM26 190H25V191H26ZM66 190H67V189H66ZM66 190H65V191H66ZM77 190H76L77 195L74 194V193H76L75 191H74L73 195H72V194H71V195L74 196V197H77L78 200H79L78 202H83L84 200H86V199H88V198L90 199L89 194H88V195H87V193H86V194H82V193H84L85 191H84V192H83V191H82V192L79 191V192H80V194H79ZM93 190H94V189H93ZM95 190H98V189H95ZM106 190L104 189V191H106ZM111 190H112V189H111ZM113 190H114V189H113ZM121 190H122V188H121ZM121 190H120V191H121ZM140 190H141V191H140ZM142 190H144V191L142 192ZM172 190H171V191H172ZM192 190H189L190 193H191V196H190L189 192H186V191H184L183 195H184V194H188V195H187L188 198H189V196H190V197H193V195L196 196V195H195L196 193L193 194V192H191ZM194 190H195V191H194ZM198 190H199V192H200V189H198ZM202 190H203V189H202ZM220 190H221V189H220ZM220 190L217 192V194L220 193ZM226 190H227V189H226ZM226 190H225V192H226ZM229 190H231V188L227 190V193H228V194H230V193L233 194V192H234L233 187H232V190H233V191L231 190L232 192L229 191ZM252 190H254V189H252ZM252 190H251V191H252ZM257 190H256V191H257ZM14 191H15V190H14ZM14 191L12 190V192H10V191H9V192L14 194ZM19 191H20V190H19ZM25 191H23V192L20 191V192H21L22 194L25 195V194L27 193V191H26V192H25ZM47 191H46V194L52 192L51 189H50L51 192H47ZM67 191H68V190H67ZM100 191H101V190H100ZM107 191H106V192H107ZM117 191H118V190H116V192H117ZM182 191H183V190H182ZM182 191H181L180 193H182ZM212 191H213V190H212ZM241 191H243L244 193H242V195H240V196H242V197L239 198V199H243V195L249 193L248 190H247L248 192L245 191V190H242V189H241ZM251 191H250V193H251V195H252V192H251ZM263 191H264V190H263ZM9 192H8V193H9ZM16 192H17V191H16ZM20 192H17V193H18L17 196H16V194H15V195L12 194V196H14V197H15V196H16V197H20L19 195H22ZM24 192H25V193H24ZM102 192H103V190H102ZM116 192H115V191H114V192H111V194H115ZM118 192H119V191H118ZM118 192H117V194L120 195V192H119V193H118ZM122 192H123V190H122ZM130 192H129V194H128V195H129V198H127V199H130V202H129V200H127L126 198L123 199L124 201L127 200V204H126V202H125V204H126L125 209H126V214H127V215H126V214H125V215L121 214V211H122V210H125V209H122V210L120 211L121 218L118 219V221L122 220L121 225H123V226H125V227L128 226V225H130V223H133V222H134L133 220H136V219H134V216H135V217L137 216V214L134 215V212H135L134 210H136L134 207L137 206L136 201H137V200L139 201V198H138L137 194H134V193H135V192H134L133 195L135 196V197H134L135 199H134V198L132 199L130 196H133V195H131ZM144 192H145V193H144ZM161 192H163V190H161ZM161 192H160V193H161ZM164 192H165V188H164ZM166 192H167V191H166ZM166 192H165V193H166ZM176 192H177V191L175 190V193H172V194L170 193V195H173L172 200L176 197L175 194H178V193H179V192H177V193H176ZM199 192H198L197 194H199ZM205 192H203L202 194H204ZM207 192H206V193H207ZM210 192L207 193V194H210ZM229 192H230V193H229ZM19 193H20V194H19ZM28 193H27V194H28ZM40 193L43 194L42 191H41V192L39 191V193L37 192V194H38L37 196H39ZM70 193H71V190H70ZM70 193H68V194H70ZM103 193H104V192H103ZM157 193H159V190L156 192V194H157ZM160 193H159V194H160ZM165 193H164V194H165ZM167 193H168V192H167ZM167 193H166V194H167ZM206 193L204 194L205 196H207ZM240 193H241V192H240ZM250 193H249V194H250ZM3 194H4V193H3ZM41 194H40V197H39V201H40V199L42 198L41 201L46 202V201L44 200V198H43V197L46 198V196H45L46 194H45V195H42L43 197L41 196ZM54 194H55V193H53V194L51 195L50 198H53V197H54ZM62 194H63V193H62ZM64 194H65V193H64ZM68 194H67V196H68ZM117 194H116L115 196H118ZM151 194H152V195L154 194V195H153V199H154V200L156 199V200H155L156 204L158 203V202H157V201H158L157 198H159V196H160V198H159L160 200H161L162 196H164L165 198L168 197V195H166V194L164 195L163 193H161L162 196H161V194H160L158 197L155 196V193H154V192H152ZM151 194H150V195H151ZM228 194H226V195H228ZM253 194H254V192H253ZM259 194H263L262 191H261V193H259V191H258V194H257V195H259ZM9 195H10V194H9ZM49 195H50V194H49ZM56 195H57V194H56ZM56 195H55V196H56ZM58 195H59V194H58ZM65 195H66V194H65ZM65 195H63V196L65 197ZM71 195L68 196V199H69V197H71ZM99 195H100V194L98 193V197H99V199H100L101 196H99ZM101 195H102V197H103V194H101ZM105 195H106V194H105ZM121 195H122V194H121ZM123 195H124V193H123ZM145 195H148V196H145ZM170 195H169V196H170ZM174 195H175V196H174ZM178 195H180V194H178ZM181 195H182V194H181ZM181 195H180V196H181ZM183 195H182V196H183ZM211 195H212V194H211ZM215 195H216V194H215ZM215 195H213V196H215ZM226 195H224V196L226 197ZM230 195H231V194H230ZM230 195H228V197H229ZM233 195H234V194H233ZM233 195H232V196H233ZM236 195L239 196V193H236ZM236 195L234 196V198L236 197ZM12 196H9V198L12 199ZM35 196H36V195H35ZM47 196H48V195H47ZM115 196H112V197H115ZM180 196H179V198H180ZM185 196H186V195H185ZM202 196H203V195H202ZM205 196H203V197H205ZM218 196H219V194L217 195V199H220V198H218ZM232 196H231V197H232ZM244 196H246V195H244ZM252 196H253V195H252ZM14 197H13V199H14ZM21 197H22V196H21ZM56 197H57V200H58V196H56ZM98 197H97V198H98ZM105 197H106V196H104V198H105ZM125 197H126V194H125ZM127 197H128V196H127ZM144 197H146V199H145ZM155 197H157V198H155ZM164 197H163V198H164ZM203 197H202V198H203ZM209 197H210V196H209ZM222 197H223V196H222ZM231 197H230V198H231ZM248 197H251V196L247 195V199H248ZM259 197H260V195H259ZM263 197H264V196H261L262 199H264ZM24 198H25V197H22L21 199H23V200L26 199V200H27V198H25V199H24ZM29 198H30V196H29ZM31 198H32V197H31ZM37 198H38V197H37ZM60 198H62V197L60 196ZM71 198H72V197H71ZM92 198H93V197H92ZM95 198H96V197H95ZM115 198H116V197H115ZM163 198H162V200H163ZM169 198H171V197H169ZM181 198H182V197H181ZM195 198L198 199V200L196 199L197 202H196V200H195V202H196L195 204L199 205V204H200V203H198V201H199V195H198L197 197H195ZM202 198H201V199H202ZM212 198H213V197H212ZM212 198H209V200L212 199ZM215 198H216V197H215ZM230 198H228V200H230V201H229V204H228L227 199H225V198L223 197V199H225V203H226V201H227V204L229 205V206L224 205V209H225L226 207H230V205L232 204V203L230 204V202H233V200L230 199ZM53 199H54V198H53ZM64 199H67V197H65ZM64 199L62 198V200H63L64 203H62L61 199L58 200V201H59V202L61 201V203H62L63 205L66 203V201H67V203H70V202H68V200L65 201ZM101 199H103V198H101ZM105 199H106V198H105ZM111 199H113V198H110V200H111ZM119 199H120V197H119ZM131 199H132V202H131ZM176 199H178V196H177ZM185 199H186V198H183L182 201H184ZM189 199H190V198H189ZM193 199H194V198H193ZM193 199H192V200H193ZM207 199H208V198H207ZM213 199H214V198H213ZM235 199H236V198H235ZM239 199H238V201H240ZM247 199H246V200H247ZM250 199H251V198H250ZM18 200H19V199H18ZM26 200H25V201H26ZM30 200H31V199H30ZM50 200H51V199H50ZM72 200H73V198H72ZM95 200H96V199H95ZM116 200H117V201H115V200H114V201L117 202V203H118L119 201H120V202L123 201V200H122V197H121V200L118 201L117 198H116ZM135 200H136V201H135ZM150 200H152V198H151ZM154 200H153V201H154ZM160 200H159V204H160ZM162 200H161V204L163 205V202H165V201L168 200V199L163 200V201H162ZM178 200H180V199H178ZM203 200H204V199H203ZM203 200H200V201L202 202ZM205 200H206V197H205ZM205 200H204V201H205ZM215 200H216V199H215ZM236 200H237V199H236ZM251 200H252V199H251ZM254 200H255V199H254ZM32 201H33V200H32ZM39 201L37 200V203H36V201H33V202H34L35 205H36V204H38ZM41 201H40V202H41ZM51 201H52V202H53V201L56 202L55 199H54V200H51ZM87 201H88V200H87ZM98 201H99V200H97V202H98ZM102 201H103V200H102ZM102 201H101V202H102ZM105 201H106V200H105ZM138 201H137V203H138ZM141 201H142V200H140V202H139L140 205L138 204V206H140V207H141V205L143 204ZM169 201L171 202V199H170ZM175 201L177 202V200H175ZM200 201H199V202H200ZM206 201H207V200H206ZM206 201H205V202H206ZM210 201H212V200H210ZM213 201H214V200H213ZM221 201H223V200H221ZM221 201H220V202H221ZM249 201H250V200H249ZM261 201L263 202V200H261ZM261 201H260V202H261ZM2 202H3V201H2ZM20 202H23V201H20ZM73 202H74V200H73ZM101 202H100V203H101ZM112 202H113V201H112ZM112 202H111V203H112ZM120 202H119V203H120ZM155 202H154V203H155ZM179 202H181V201H179ZM179 202H178V203H179ZM185 202H187V201H185ZM189 202H191V201L189 200ZM192 202H193V201H192ZM205 202H204L203 204H206V205H207L208 202H206V203H205ZM223 202H224V201H223ZM223 202H222V203H223ZM235 202H236V201H235ZM235 202H234V204L236 205ZM247 202H248V200H247ZM254 202H255V201H254ZM0 203H1V202H0ZM12 203H13V201H12ZM23 203H24V202H23ZM31 203H32V202H31ZM31 203H30V205H31ZM41 203H42V202H41ZM49 203H51V202H48V204H49ZM61 203H60V204H61ZM71 203H72V202H71ZM87 203H89V201H88ZM92 203H93V201H92ZM111 203H110V204H111ZM117 203H115V204L118 205ZM151 203H152V201H151ZM165 203H166V202H165ZM193 203H194V202H193ZM215 203H216V202H215ZM237 203H239V202H237ZM240 203H242V202H240ZM245 203H246V202H244V204H245ZM255 203H256V202H255ZM263 203H264V202H263ZM263 203H261V204H263ZM8 204H9V203H8ZM27 204H29V202H28ZM39 204H40V203H39ZM51 204H54V202L51 203ZM51 204H49V205H51ZM57 204H58V202H57ZM57 204L55 203L54 205L56 206ZM74 204H76V203H74ZM74 204H69V206H70L69 208H71V205H73L72 208H74V207H75ZM96 204H97V203H96ZM101 204H102V203H101ZM123 204H124V203H123ZM125 204H124V205H125ZM135 204H136V205H135ZM159 204H157L158 207L160 206ZM168 204H170V203L168 202ZM181 204H184V205H185L184 202H181ZM188 204H189V203H188ZM210 204H212V203L210 202L209 205H207V206H209V207L212 208V206H210ZM217 204H218V203H217ZM219 204H220V203H219ZM244 204H242V206H243ZM246 204H249V203H246ZM250 204H251V203H250ZM22 205H23V204H22ZM22 205H21V206H22ZM32 205H33V204H32ZM41 205H42V204H41ZM67 205H68V204H67ZM83 205H84V203H82V205H81V203H80V205H79V206H81L80 208H78V207H77L78 205H77V206H76V209H73V210L76 211V213H75L74 211H73V213H71L70 211H72V209H68L67 207H65V208H67V210H68V212H69V213L66 212L67 215L70 216V213H71V215L73 216V218H72V217L69 218L68 216L65 217V219L67 220V222H68L70 219H72V220H73V219L77 220V222H76L75 220L73 221V222H75L76 224H75V223H72V225L74 224V227H75V228H74L72 225H70V227L68 226V225L71 223V220L67 223V222L64 220V218H63V217H64V216H63L64 213L61 214V215L63 216V217L61 216L62 218H60L59 214H57V213H59L60 211H62L63 209H65V208L61 209V207H63L62 205L59 206V204H58V206H59V212H58V210H56V208H54V212H55V210L57 211V213H54V214H55V215L57 214V215H56L57 219H58V216H59V218H60V220L55 219V221H58V224L61 223L63 229L65 228L64 226H66V224H68V225L66 226V228L63 230V231L66 230V231H65V234H67V235H66L67 237L65 236V234H63V238L65 239V241H64L63 239H61L62 241H60V239H59V237H62V234H61V233H63V231H62V232L60 231V230H62V229L60 228V225H58V227H59V229H60V230H59L60 233L54 231V230L56 229V223H57V222H55L54 219H53V218H55V217L52 218V215H54V214L51 213V215H50V212H51V210H52V208H51L52 205L50 206L51 210H50L49 208H46V211H47V209L50 210L49 213H47V214H49V216L45 217V218H47V219L44 218V215L46 214V211L43 212V210H42V215H41L42 217H40L41 219L37 218L36 221H37V220H40V221H37V222H38V223L40 222V223H42V224L45 223V225H46L47 223H49L50 228L48 227V224L46 225V226L48 227L47 230L49 229L48 231L44 228L45 225L43 226L42 224H40L39 226H40V227L42 226L41 228H42V229L44 228V231L41 230V228L38 229L39 226H38V227L36 226L37 229L34 227V228L36 229V232H37V230L41 231V232H38V233H39L38 236H40V237L38 238V241H40V239H42V240H43V239H44V240H48V239H49V240H48L49 242H51V243H52V242H54V243L56 242V243H57V240L59 239V244H58V243H57V244H58L60 247H59L57 244H55L56 246H58V247H56V246L54 245V243H52V245H53V248H52L53 250H52V249H50L51 246H50V243H49V242H46V241H44V240H43V241H44L43 243H39V242H38V243H39V246H41L42 244H45V242H46V245H45V246H48V245L50 246V247L48 248V250H49V249L52 250V251H53V252H52L53 255L55 254L54 249H56V250L58 251V252H57V251L55 250V251L57 252V254H58V255L55 254L56 256L54 255V256H55V259H54V257H53V258H48V256L51 257V256H53V255H52V253H51L50 251H49L50 253H48V251H46V254H49V255L46 256V255H45V249H42V248H45V247H44V245H42L41 248L39 249V251H40V250L44 251V254L42 253V251L40 252V254L38 253V254H39L38 256H40L39 260L41 259V256H42V254H43L44 256H46L45 259L48 258V260H47L48 262L51 260V262H49L50 264H56L57 262L60 263V260H61V263H60V264H62V263H63V258H65L66 261L68 262V263H66V264H69V260H70V263H71V260H73V259H71V258H73L72 256H74V258H75L74 260H76V259H77L76 256H78V257L80 256V255H78V254L76 255V253H79V254H81V256H82V254H83V257H84V258L86 257L85 264H114V262H116V261H114V259L117 260L116 258H117L118 256L121 257L120 259L118 258V260H120V261H121V259H123V258H124V259H125V258L128 259V258H132V257H135V256H140V258H141V256H144V254H145V252H146L147 249L150 248V250H152V249L154 248V249H156V250L154 251L155 254L158 253V255H159V256H154V255L151 254V255L153 256V260L155 261V260H157L159 257H161L160 254L163 253V250H164V248H165V247H163V246H166V243H167L168 246L170 245V243H171V245H172V242H171L170 240L174 241V240L172 239L173 233H171L173 230H174V231L176 230V228L173 229L174 226L172 225L173 223L175 224V221H172V220H174V219H173L174 217L172 218V220H168V221H172V222H173V223H171V226H170V227L173 226V227H172V231H170L171 229H170V230L168 229L169 227L166 228L167 226L164 225V228H165V229H164V230H165L164 232H165L166 234L170 232L171 239L169 238L170 236H169L168 239H167V240H169L170 242H169V241H166V243L163 242V241H165L166 239H164V238H162V237H161L162 239H161V238L159 239V235H158V236L155 235L156 233H155V234H152V235H153V236H152L153 239L155 240V238L158 237L159 240H163V241H162L163 243H162V242L159 243V242L157 241L158 239L155 240V242H154V240H153V242H152L151 233H150V237H151V238H150L151 241H150L149 239H147V238L145 237V235H146V233H147V232H145V235L143 236V239H144V237H145V238L148 240V242H147V240H143V241H146V242H145V244H146V248H144L145 251L142 249V251H144V252L139 251L140 249L137 250V248H140V247H142L143 245L145 246V244H142L143 241L141 242V241H138V240H133L132 238H131V241H130V240H126V239H125V240H124V239H119V238L116 239V240H111V241H109L108 238L111 239V237H108V238L105 239V237H106L107 235L110 236V234H111L112 232H114V230L112 229V226H111V229L109 228L110 226H108V224L105 223V219H103V218H102V219L104 220V223L107 225V228H106V226H105L106 230L108 229V231H106L107 233H106L104 230H102V228H104V227H103V226H104V225H103V224H104L103 222H101L103 226H101V223L99 222V223H100V226H101V230L104 231L103 233H102V231L100 232V230L94 228V229H95V231H94L95 235L97 234L98 236H100L99 234H101L100 237H102L103 239H100V237H99V239H95V238H98V236L96 235L97 237L94 236V239L91 238V239H88V241H84L85 239H84V240L82 239V237H83V236H82V233H83L82 230H84V233H83V235H84V234H85V229H86L85 227H87V226H86L87 223H85L82 219L84 218V216H86V217H87L86 219H88L89 214L91 213L90 215H92L93 213H92V212H89V214H88L87 211H86V210H88V209H87L86 207L83 208ZM90 205H91V204H90ZM107 205H108V204H107ZM116 205H115V207H116V210H117V206H116ZM120 205H121V204H120ZM120 205H119V207H120ZM130 205H132L133 207L130 206ZM153 205H155V204H153ZM153 205H152V206H153ZM164 205H165L166 209L169 208V209H167V210H168L167 213H170V209H171V208L176 209L175 207H177V206H176L177 204L175 205L174 202H173V204H171V206H169V207L167 206V204H164ZM164 205H163V206H164ZM173 205H174V207H173ZM178 205H179V204H178ZM184 205H180V206H181V207L183 206V208H184ZM190 205H191V204H190ZM192 205H193V204H192ZM200 205H201V204H200ZM251 205H253V204H251ZM259 205H260V204H259ZM3 206H4V205H3ZM5 206H6V205H5ZM5 206H4V207H5ZM15 206H17V203H16V205H15V203H14V207H15ZM26 206H27V205H26ZM36 206H37V205H36ZM55 206H54V207H55ZM64 206H65V205H64ZM91 206H93V205H91ZM112 206H113V205H112ZM138 206H137V208H138ZM185 206H186V205H185ZM220 206H221V205H220ZM220 206L217 205V207H220ZM222 206H223V205H222ZM248 206H249V205H248ZM248 206L246 205V208H247ZM253 206H254V205H253ZM262 206H263V205H262ZM4 207H2V205H1L0 210H2V208H4ZM6 207H7V206H6ZM8 207L10 208V206H8ZM18 207L20 208V206H17V208H18ZM32 207H34V205H33ZM39 207H40V205H38V206L36 207V210H38ZM56 207H57V206H56ZM99 207H100V205H99ZM101 207H102V206H101ZM109 207H110V206H109ZM119 207H118V208H119ZM128 207H129V208H128ZM143 207H144V205H143ZM155 207H156V205H155ZM191 207H193V206H191ZM191 207H190V212H191V209L196 208V206L193 207V208H191ZM198 207H199V206H197V209H195V211L197 210L196 212H195V211H192V212H194V214H197V215L195 216V217L197 218V223H196L195 220L192 219V217H191L192 213H191V214L189 213V214H190V216H189L188 213H187V210H186V212H185L183 208H180V207H179V208H180L181 211L185 212L184 214H187L188 218L191 217L190 219L193 220V221H195V224H198V220H199V221H200V219H201V221L203 220V218H202L203 215H202V214H204V212H208V211H205V210L203 211V207L200 206L199 208H200L201 210H199V212L201 211L202 214L200 213V214H201V218L199 219V218H198V213H197V212H198ZM235 207H236V206H235ZM255 207H256V209H257L256 204H255ZM255 207H254V210H255ZM258 207H259V209H260V206H258ZM9 208H5V209H9ZM17 208H15V209H17ZM34 208H35V207H34ZM40 208H42V207H40ZM77 208L80 209V210L82 209L83 213L86 214V215H85V214L82 215V214L80 213V211L78 210V211H79V214L81 215L80 217L83 216V217L81 218V220H82L83 222L81 221V223H79V225L81 224V226L84 224V226H82V228H81L82 230L79 228V227H81V226L78 225V222H80V221H79L80 217L78 216L79 219H78V218H75V216H76V214H77V212H78V211H77ZM96 208H97V207H96ZM102 208H103V207H102ZM127 208L129 209L128 211H127ZM131 208H132V209L134 208L133 211L130 210ZM150 208H151V207H150ZM160 208H162V206H161ZM163 208H164V207H163ZM207 208H208V207H206V209H207ZM213 208H216V207L213 206ZM213 208H212V209H213ZM236 208H239V210L241 209L239 206L236 207ZM236 208H235V209H236ZM248 208H249V207H248ZM248 208H247L246 210H245L244 208H243V209H244L245 212H246V211L248 210ZM262 208H264V207H262ZM10 209H11V208H10ZM10 209H9V210H10ZM21 209H22V208L17 209V210H18V211H19V210L21 211ZM24 209H25V208H23L22 210H24ZM60 209H61V210H60ZM83 209H85V211H84ZM98 209H99V208H98ZM104 209H105V207H104ZM107 209H108V208H107ZM119 209H121V207H120ZM139 209L141 210V208H139ZM166 209H165V213H166ZM182 209H183V210H182ZM212 209H209L211 214L213 213V212H211ZM218 209H219V208H218ZM224 209H223V210H224ZM228 209H229V208H228ZM235 209L232 207V210H233V211H234ZM252 209H253V208L251 207V211H252ZM13 210H14V209H13ZM13 210H12V211H13ZM67 210H66V211H67ZM89 210H90V209H89ZM93 210H94V209H93ZM109 210H110V209H109ZM113 210L115 211V208H114ZM145 210H143V211H145ZM151 210H152V209H151ZM176 210H177V209H176ZM176 210H175V211H176ZM214 210H215V209H213V211H214ZM226 210H227V208H226ZM226 210H225V212H226ZM230 210H231V209H230ZM244 210H243V211H244ZM2 211H3V210H2ZM2 211H1V212H2ZM4 211H6V210H4ZM10 211H11V210H10ZM15 211H16V210H15ZM27 211H31V210L28 209ZM27 211H26V209H25L24 215H25V213H26V214L28 213ZM91 211H92V210H91ZM100 211H101V210H100ZM100 211H99V212H100ZM111 211H112V210H111ZM114 211H112V212H114ZM130 211H131V212H130ZM152 211H153V210H152ZM157 211H158V209H156V212H157ZM160 211H161V213H162V210H159V214H160V218H161V215H162V214L160 213ZM181 211H180V212H179V211H176V212H178L179 214L182 213V215L184 216L183 212H181ZM202 211H203V212H202ZM217 211H218V212H219V211H222V209H220V210H217V209H216L215 212L217 213ZM237 211H238V209H237ZM249 211H250V210H249ZM257 211H258V210H257ZM32 212H37V211L32 210ZM32 212H29V214L32 215ZM62 212H63V211H62ZM62 212H60V213H62ZM64 212H65V211H64ZM94 212H96V211H94ZM102 212H103L104 215L106 214V212L104 213V210H103ZM136 212H138V210H137ZM136 212H135V213H136ZM139 212H140V211H139ZM147 212H146V213H147ZM153 212H155V211H153ZM176 212L174 213L175 215L178 214V213H176ZM188 212H189V211H188ZM215 212L213 213L214 215H212V216H211V214H210L211 217L209 216V212H208V215H207V214H204V215L209 216L210 219H211L212 217H213L212 219H215V218H217V215H218V213H217V215H216V217H215V214H216ZM225 212H224V213L222 212L223 215H226ZM227 212H228V214H227V216H228L230 213H229V211H227ZM235 212H236V210H235ZM238 212H239V211H238ZM240 212H241V211H240ZM245 212H243V213H245ZM254 212H255V211H254ZM258 212H260V211H258ZM262 212H264V210H263ZM262 212H260V213L262 214ZM11 213H12V212H11ZM21 213H22V212H21ZM107 213H108V212H107ZM132 213H133V214H132ZM140 213H142V211H141ZM148 213H149V212H148ZM150 213H151V212H150ZM150 213H149V214H150ZM163 213H164V212H163ZM167 213H166V215H167ZM219 213H221V212H219ZM222 213L219 214V217L217 218V221H219L218 219L220 218V215H222ZM243 213L241 212V214H243ZM248 213H249V212H248ZM2 214H4V213L2 212ZM5 214L8 215L7 212H6ZM29 214H28V215H29ZM47 214H46V215H47ZM74 214H75V215H74ZM87 214H88V215H87ZM97 214H98V212H97ZM108 214H109V213H108ZM153 214H154V213H153ZM153 214H152V216H153ZM157 214H158V213H157ZM179 214H178V216H179ZM231 214H232V212H231ZM233 214H237V213H233ZM241 214H240V215H241ZM245 214H246V213H245ZM256 214L258 215L259 213H256ZM256 214H255V215H256ZM261 214L258 215V216H260V218H258V217H255V218L261 219V217H262ZM6 215H5V216H6ZM21 215H22V214H21ZM24 215L21 216V219H20V221L22 220L21 223H23V221H25V220H29V219H27V218H29L28 215H27L28 217H26V215H25L26 218L23 219ZM55 215H54V216H55ZM77 215H78V214H77ZM95 215H96V214H95ZM100 215L102 216V214H100ZM100 215H99V216H100ZM110 215H111V214H110ZM118 215H119V214H118ZM138 215H139V214H138ZM147 215H148V214H147ZM163 215H165V214H163ZM172 215H173V214H172ZM238 215H239V214H238ZM240 215H239V217H237L236 215H235V216L237 217V219H238V218L240 219V217L242 218V216H244V214H243L242 216H240ZM248 215H249V214H246L245 216L248 217ZM262 215H263V214H262ZM0 216H1V215H0ZM11 216H12V215H11ZM50 216H51V217H50ZM96 216H97V215H96ZM111 216H112V215H111ZM130 216H132V218H129ZM139 216H140V215H139ZM142 216H143V215H142ZM142 216H141V217H142ZM149 216H150V217H149ZM168 216H169V215H168ZM199 216H200V215H199ZM235 216H234V218H236ZM6 217H7V219H8V216H6ZM14 217H15V216H14ZM17 217H18V215H17ZM36 217H37V216H36ZM36 217H35V218H36ZM49 217H50V218H49ZM76 217H77V216H76ZM102 217H103V216H102ZM108 217H110V216H108ZM122 217H124V218L127 217L126 219H129V220H128L129 222L126 221L125 219H122ZM146 217H147V216H146ZM155 217H156V216H155ZM165 217H167V216H165ZM169 217H170V216H169ZM180 217H181V216H180ZM209 217H207V218H209ZM221 217H225V216H221ZM247 217H245V218L247 219ZM250 217H251V215H250ZM19 218H20V217H19ZM30 218H31V220H32V216H31ZM33 218H34V217H33ZM68 218H69V219H68ZM104 218H105V217H104ZM111 218H112V217H111ZM114 218H115L114 221L117 222V220H116L117 217H114ZM114 218H113V219H114ZM137 218H138V217H137ZM142 218H143V217H142ZM148 218L150 219V218H151V215H148ZM157 218H158V216H157ZM160 218H158V220H159ZM167 218H168V217H167ZM167 218H166V220H167ZM188 218H187V221L190 220V219H188ZM193 218H194V217H193ZM207 218H206V220H205L204 222L208 221ZM255 218H254V219H255ZM263 218H264V216L262 217V219H263ZM50 219H51L52 221H54L53 223H55V224H53L52 221L50 222V221H49ZM61 219H63L65 222H63ZM90 219H91V218H90V216H89V220H90ZM130 219H131V220H130ZM149 219H148V220H149ZM151 219H154V218H151ZM151 219H150V220H151ZM164 219H165V218H164ZM170 219H171V218H170ZM180 219H181V218H179V220H180ZM182 219H183V217H182ZM212 219H211V220H212ZM225 219H226V218H225ZM237 219H236V220H237ZM258 219H257V220H258ZM262 219H261V222H262ZM2 220H3V218H2ZM5 220H6V219H5ZM17 220H18V219H17ZM92 220H95V222L93 221V223H96V224L99 225V223H97V220L95 219V216H93ZM92 220H90V221L92 222ZM100 220H101V219H98V221H100ZM103 220H101V221H103ZM108 220H109V218H108ZM110 220H111V219H110ZM143 220L145 221V218H144ZM161 220H162V218H161ZM166 220H165V221H166ZM183 220H186V218H184ZM220 220H221V218H220ZM226 220H227V223H228V222L230 221V216H229V221H228V218H227ZM226 220H224V221H222V222H226ZM242 220H243V218H242ZM242 220H241V222H243ZM244 220H245V219H244ZM250 220H251V219H250ZM263 220H264V219H263ZM0 221H1V220H0ZM41 221H42V222H41ZM43 221H45V222H43ZM46 221H47V222H46ZM59 221H61V222H59ZM87 221H88V220H87ZM114 221H111L112 224L115 223ZM125 221L128 222L129 224H126V225H125ZM146 221H147V220H146ZM151 221H153V220H151ZM212 221H213V220H212ZM212 221H211V222H212ZM231 221H232V224L230 223ZM231 221L229 222L228 226L231 225L230 227L232 228V226L235 225V224L233 225V223H235V222H234L235 219H233V217H232V220H231ZM238 221H239V220H238ZM238 221H236V222H238ZM8 222H9V221H8ZM26 222H27V221H26ZM26 222H25L24 224H26ZM34 222H35V221H34ZM62 222H63V223H62ZM106 222L111 223V222H109V221H107V220H106ZM123 222H124V223H123ZM136 222H137V223H136ZM136 222H135V224L138 225V220H136ZM139 222H140V221H139ZM182 222H183V221H181V224H182ZM184 222H186V221H184ZM184 222H183V224H184ZM211 222H210V223H211ZM215 222H216V219H215ZM219 222H221V221H219ZM222 222H221V223H222ZM241 222L239 221V222H238L239 224L236 223V224H238L239 230H240V227H242V226H239V225H241V224H240ZM251 222H252V221H251ZM254 222H255V221H254ZM254 222H253V223H254ZM17 223L20 224V222H17ZM30 223H31V222H30ZM32 223H33V220H32ZM50 223H51V224H50ZM65 223H66V224H65ZM82 223H83V224H82ZM118 223H119V222H118ZM141 223H142V222H141ZM145 223H146V222H145ZM147 223L149 224L150 222L148 221ZM147 223H146V224H147ZM168 223H169V222H168ZM176 223H177V222H176ZM189 223H190V222H189ZM193 223H194V222H193ZM206 223L209 224L208 222H206ZM253 223H251V224H252V229H251V226H249V227H250L249 230H252V231H253V230H256V229H257L256 227L254 228V226H258V225H255V223H254V225H253ZM256 223H258V222H256ZM262 223H263V224H262ZM262 223H261V224L264 225V222H262ZM3 224H4V223H3ZM8 224H9V223H8ZM11 224H12V223H11ZM15 224H16V221H15ZM33 224H34V223H33ZM35 224H36V222H35ZM63 224H64V225H63ZM96 224H94V225L91 224V225H92V226H96ZM112 224H111V225H112ZM115 224L118 226L117 223H115ZM119 224H120V223H119ZM133 224H134V223H133ZM142 224H143V223H142ZM152 224H153V223H152ZM152 224H151V225H152ZM154 224L157 225V223H154ZM159 224H160V223H159ZM179 224H180V223H179ZM183 224H182V225H183ZM185 224H186V223H185ZM187 224H188V222H187ZM187 224H186V225H187ZM191 224H192V222H191ZM200 224H201V222H200ZM200 224H198V226H199ZM202 224H203V222H202ZM202 224H201V225H202ZM204 224H205V223H204ZM211 224H214V222H212ZM215 224H217V223H215ZM215 224H214V225H215ZM243 224H244V223H243ZM249 224H250V223H248V225H249ZM16 225H17V224H16ZM22 225H23V224H21V226H22ZM26 225H28V224H26ZM26 225H25V226H26ZM36 225H37V224H36ZM51 225H52V226H51ZM54 225H55V226H54ZM75 225H77V227H78L77 229H78V230L76 229V226H75ZM131 225H132V224H131ZM149 225H150V224H149ZM168 225H169V224H168ZM176 225H177V224H176ZM182 225H180V228H181ZM189 225H190V224H189ZM201 225L199 226L200 228L197 229V230H198V231L201 230V231H202L201 234L204 233V235L202 234V237H204L205 234H206L205 237H206V238H209V237H207V236H208V234H210L211 231L208 230V231H210V232H208V231L206 230V228H205V230L208 232V234H207L206 231H203V230H204V227H203V229H201ZM225 225H226V223H225ZM245 225H246V224L243 225L244 228L247 226V225H246V226H245ZM262 225H261V226H262ZM18 226H19V228L21 229L20 225H17V227H18ZM25 226H24V227H25ZM31 226H32V224H31ZM33 226H34V225H33ZM53 226H54V229H51V227L53 228ZM113 226H114V229H115V225H114V224H113ZM123 226H122V227L119 226V227H120V230H121V228L124 229ZM133 226H134V225H132V227H133ZM143 226H144V225H143ZM191 226H192V225H191ZM191 226H190V227H191ZM203 226H204V225H203ZM209 226L211 227V228L209 227V229H212V225H209ZM217 226H218V224H217ZM228 226H227V228H228ZM3 227H4V226H3ZM13 227H15V225H13ZM17 227H15V228H17ZM26 227H27V226H26ZM28 227H29V225H28ZM67 227H69V228H68V232H67ZM83 227H84V228H83ZM97 227H99V226H97ZM132 227H131V229L133 230V229L136 228L137 226H134L133 228H132ZM140 227H141V225H140ZM140 227H137V228H140ZM144 227H145V226H144ZM151 227H152V226H151ZM157 227H158V226H157ZM160 227H161V226H160ZM162 227H163V226H162ZM183 227L185 228L186 226L183 225ZM196 227H197V226H196ZM213 227H215V226H213ZM219 227H220V226H219ZM225 227H226V226H225ZM236 227H237V226L235 225V229L238 230V228H236ZM259 227H260V226H258V228H259ZM92 228H93V227H91V229H92ZM116 228H117V230L119 231V228H118V227H116ZM126 228H127V227H126ZM145 228H146V227H145ZM147 228H150V227L148 226ZM154 228H155V227H154ZM177 228H178V227H177ZM180 228H179V229H180ZM187 228H188V227H187ZM231 228H230V229L228 228L229 232H230V231H233V229H231ZM242 228H243V227H242ZM242 228H241V229H242ZM244 228H243V229H244ZM3 229H4V228H3ZM9 229H11V228H9ZM17 229H18V228H17ZM17 229H16V230H17ZM26 229H27V228H26ZM50 229H51V230H50ZM69 229H70V231H69ZM73 229H74L75 231H74ZM94 229H93V230H94ZM109 229L112 230L110 234H108V233H109ZM123 229H122V230H123ZM128 229H129V226H128ZM140 229H143V228L141 227ZM150 229H151V228H150ZM152 229H153V228H152ZM181 229H182L183 231H185V229H183V228H181ZM181 229H180V230H181ZM188 229H189V228H188ZM207 229H208V228H207ZM216 229H217V228H216ZM222 229H223V228H222ZM224 229H226V228H224ZM246 229H247V228H246ZM14 230H15V229L13 228L12 232H10V234L8 233L7 235H8V236H9V235L11 236V234L13 233ZM21 230H22V229H21ZM29 230H30V228H29ZM45 230H46L47 232H46ZM52 230H53L54 232H53ZM56 230L58 231V229H56ZM76 230H77V231H80V235L76 232ZM96 230H98L99 233H98V232L96 233ZM134 230H135V229H134ZM136 230H137V229H136ZM147 230H148V229H147ZM158 230H160V229L158 228L157 231H156V229H154V230H152V232L154 233V232L156 231L157 233H159ZM177 230H178V229H177ZM177 230H176L175 232H177ZM180 230L178 231V233L180 232ZM189 230H190V229H189ZM192 230H193V229H192ZM197 230H194V231H197ZM236 230H234V233H235ZM257 230L259 231V229H257ZM257 230H256V233H257V234L255 233L256 236L258 235V231H257ZM260 230H263V231H264V229H262V228H261ZM6 231H7V229L4 230L3 232H4V233L9 232V230H8L7 232H6ZM26 231H28V230H26ZM50 231H52V232H50ZM124 231H125V230H123V232H124ZM126 231H127V233L129 234L130 231L128 232L127 229H126ZM126 231L124 232L125 234H127ZM138 231H139V229H138ZM141 231H142V230H141ZM161 231H162V230H161ZM174 231H173V232H174ZM214 231H215V230H214ZM217 231H220V230H217ZM221 231H222V230H221ZM242 231H243V230H242ZM247 231H248V229H247ZM15 232H16V234H13V236L17 238L16 240H19V241H20V238L18 239L19 234H17V231H15ZM15 232H14V233H15ZM20 232H21V233H20ZM20 232L18 231V233H20V234H22V232L24 233V228H23V231H20ZM29 232H30V234L27 233V235H24V234H23V235H24L25 237H27V236L31 235L32 232L35 233V231H33L32 229H31V231H29ZM43 232H44V233H43ZM48 232H49V233H48ZM55 232H56V233H55ZM81 232H82V233H81ZM115 232H116V231H115ZM115 232H114V233H115ZM142 232L144 233V231H142ZM190 232H191V231H190ZM212 232H213V230H212ZM245 232H246V230H245ZM248 232H249V231H248ZM248 232H247V234H248L249 236H247V237L244 238V243L246 242L247 239H250V238H253V237H254V240L251 239V240H249V242H248V240H247V243H250V242H252V241H253V242L255 241L256 244H257V242H260V239H259V241H256V240H258L257 237H259V236H257V237L255 238V235H254V232H255V231H253V232L250 233V234H249ZM259 232H260V231H259ZM261 232H262V231H261ZM261 232H260V233H261ZM51 233H53V235H51ZM57 233L60 234L61 236H59ZM71 233H72V234H71ZM90 233H91V231L88 233V235H89ZM104 233H105L106 236L104 235ZM114 233H112L113 237H114ZM117 233H118V232H117ZM135 233H136V232H135ZM143 233H140V234H143ZM148 233H149V231H148ZM165 233H164V235H163V232H162V233H159V234H162L163 237H164V236H165ZM181 233H182V232H181ZM196 233H197V232H196ZM213 233H214V232H213ZM219 233H220V232H219ZM227 233H228V232H227ZM238 233H239V231H238ZM243 233H244V232H243ZM243 233H241L242 235H239V238H238V236H237V239H238L237 241H239V239H241V237H243L244 234H245V236H246V233H244V234H243ZM260 233H259V235H263V234H260ZM262 233H263V232H262ZM41 234H42V235H45V234H46V236H42ZM47 234L50 235V236H54V234H57L58 239H57V236H54V237H56L57 240H56L55 238L52 237V238H53V241H51V238H50ZM70 234H71V235H70ZM74 234H76V236H75ZM77 234H78L79 236H81V237L78 238V237H77V236H78ZM118 234H120V231H119ZM121 234H122V232H121ZM190 234H191V233H190ZM199 234H200V232H199ZM199 234H198V236H199ZM223 234H224V233H223ZM225 234H226V233H225ZM251 234H252V235H251ZM15 235H17V236H15ZM32 235H33V234H32ZM32 235L29 236L28 239H30V238L32 237ZM112 235H111V236H112ZM162 235H160V236H162ZM168 235H169V234H167L166 237H167ZM178 235L181 236L180 234H178ZM184 235L187 236L188 234L185 233ZM184 235L182 234V236H184ZM212 235H213V234H212ZM230 235H231V233H230ZM233 235H234V234H233ZM236 235H238V234H236ZM250 235H251V236H250ZM253 235H254V236H253ZM8 236L6 237V239L9 238ZM20 236H22V235H20ZM38 236H37V234L35 233V237H38ZM47 236H48L49 238H48ZM69 236H71V237H69ZM72 236H73V238H72ZM74 236H75V238H74ZM90 236H91V234H90L88 237L90 238ZM103 236H105V237H103ZM115 236H116V235H115ZM134 236H135V234H134ZM189 236H190V235H189ZM189 236L187 237V239L189 238ZM195 236H196V235H195ZM198 236H197V237H198ZM209 236H211V234H210ZM213 236H215V235H213ZM224 236H225V239L222 238V236H220V239H221V238L224 239V240L228 239L227 236H229V234H227V235H223V237H224ZM1 237H2V238H1ZM3 237H4L3 235L0 236V238L4 240ZM14 237H13V239L15 240ZM25 237H24V239H23V237H21V238L23 239L24 243L26 242L25 240L27 239V238H25ZM42 237H43V238H42ZM46 237H47L48 239H47ZM91 237H92V236H91ZM113 237H112V238H113ZM117 237H118V236H117ZM117 237H116V238H117ZM119 237H120V236H119ZM128 237H129V236H128ZM166 237H165V238H166ZM205 237H204V238H205ZM230 237H231V236H230ZM11 238H12V236H11ZM66 238H69V241H68ZM84 238H85V237H84ZM123 238H125V237H123ZM126 238H127V235H126ZM139 238H140V240L142 239L141 237H139ZM148 238H149V237H148ZM182 238H183V237H182ZM193 238H194V237H191V240H192L191 242H192V244H194L193 242L196 240V238H195V240H193ZM198 238H200V240H201V235H200V237H198ZM204 238H202V239L205 240L206 238H205V239H204ZM211 238H212V237H211ZM216 238H218V237L216 236ZM234 238H235V237H234ZM263 238H264V237H262L261 239H263ZM13 239H11V241H13ZM22 239H21V241H22ZM28 239H27V240H28ZM33 239H34V238H32V239H30V240H28V241L30 242V241L33 240ZM70 239H71V240L73 239V240H72V245H74V246H71V242H70L71 240H70ZM74 239H75V240L78 239V240H77L76 242H73V241H75ZM80 239H81V240H80ZM113 239H114V238H113ZM187 239H186V240H187ZM209 239H210V238H209ZM209 239H206V240H209ZM214 239H215V238H214ZM220 239H219V240H220ZM255 239H256V240H255ZM8 240L10 241V238H9ZM203 240H202V241H203ZM215 240H216V239H215ZM215 240H213V241H215ZM217 240H218V239H217ZM228 240H229V239H228ZM263 240H264V239H263ZM4 241H7V240H4ZM4 241H3V243H4ZM63 241H64L65 243L67 242L68 244H67V243H66V244L64 243V245L62 246L61 244L63 243ZM149 241H150V242H149ZM198 241H199V239H198ZM213 241H212V242H213ZM229 241H230V240H229ZM233 241H234V239H233ZM29 242H28V243H29ZM61 242H62V243H61ZM157 242H158L159 244H158ZM185 242H186V241H185ZM206 242L208 243V242H210V241H206ZM212 242H211V243H212ZM220 242H221V241H220ZM223 242H224V241H223ZM231 242H232V241H231ZM231 242H230V244H231ZM242 242H243V241H242ZM255 242H254V243H255ZM11 243H12V242H11ZM13 243H14V242H13ZM13 243H12V245H13ZM20 243H21V242H20ZM24 243H21V244L24 245ZM32 243H33V241H32ZM32 243H31V244H32ZM47 243H49V244H47ZM186 243H187V242H186ZM203 243H204V241H203ZM211 243H210V244H211ZM260 243L263 244V241H261ZM1 244H2V243H1ZM21 244H20V245H21ZM26 244H27V243H26ZM34 244H35V243H34ZM40 244H41V245H40ZM180 244H181V243H180ZM190 244H191V243H190ZM205 244H206V243H205ZM208 244H209V243H208ZM208 244H207V247H206V248H207V251L203 248V247H204L203 245L200 246V244H199V246H200V247L203 246L202 248L206 251V252H204V253L207 254V253L209 252V254H210V255L208 254L210 257L206 256V254H205V256L207 257V258L205 259V258L203 257V255H201V254H203V253H201V254L199 253V254L203 257V259H205V261H208V260H209L208 262H205V261H204V262H205L204 264H206V263L211 264V263L213 262V259H211L212 256H213V254H212V256H211V253H212V252H213V253L217 252V251H210V250L208 249V247L210 246L209 248L211 249V246H212V247H213L212 250H213L215 246H213V245H208ZM214 244H216V243H214ZM220 244L222 245V242H221ZM232 244H234V243H232ZM235 244H236V243H235ZM3 245H4V244H3ZM20 245H19V246H20ZM28 245H29V244H28ZM69 245H70V246H69ZM159 245L163 247V250L159 247ZM194 245H195V244H194ZM217 245H219V244L217 243ZM236 245H237V244H236ZM236 245H235V246H236ZM257 245H258V244H257ZM8 246H9V245H8ZM15 246H17L16 243H15ZM15 246H14V247H15ZM21 246H22V245H21ZM25 246H26V245L23 246L24 248L22 247V251H23V252H24ZM33 246H34V245H33ZM37 246H38V245H37ZM39 246H38V247H39ZM67 246H68V247H67ZM75 246H76V247H75ZM155 246H156V248H155ZM172 246H173V245H172ZM180 246H181V245H180ZM187 246H188V245H187ZM189 246H190V245H189ZM192 246H193V245H192ZM195 246H197V243H196ZM223 246H224V245H223ZM230 246H231V245H230ZM232 246H233V245H232ZM232 246H231V247H232ZM249 246H250V245H249ZM254 246H255V244H254ZM259 246H260V245H258V247H259ZM262 246H264V244H263ZM0 247L2 248L3 246H0ZM27 247H28V246H27ZM72 247H73V248H72ZM78 247H79L80 249L76 252L75 250H76ZM133 247H135L136 250L131 249V248H133ZM166 247H167V246H166ZM216 247H217V246H216ZM221 247H222V246H221ZM238 247H239V244H238ZM256 247H257V246H256ZM258 247H257V248H258ZM7 248H8V247H7ZM11 248H12V247H11ZM34 248H35V247H34ZM46 248H47V247H46ZM57 248H59V249H57ZM61 248H62V249H61ZM63 248H64V249H63ZM65 248H66V250H65ZM70 248H71V249H70ZM83 248H84V250H83ZM142 248H143V247H142ZM159 248H160V249H159ZM190 248H191V247H190ZM193 248H194V250H195V247H193ZM196 248H197V247H196ZM217 248H218V247H217ZM227 248H229V247L227 246L226 249H227ZM251 248H252V247H251ZM253 248H254V247H253ZM253 248H252V249H253ZM259 248H260V247H259ZM259 248H258V249H259ZM263 248H264V247H263ZM68 249H69L70 251H68ZM73 249H74V250H73ZM154 249H153V250H154ZM171 249H172V247H171ZM174 249H176V248H174ZM181 249H182V248H181ZM181 249H180V250H181ZM191 249H192V248H191ZM199 249H200V248H199ZM203 249H202V250H203ZM230 249H231V248H230ZM232 249H233V247H232ZM246 249H247V248H246ZM254 249H255V248H254ZM254 249H253V250H254ZM7 250H8V249H7ZM17 250H18V249H17ZM28 250H29V249H28ZM36 250H37V248H36ZM36 250L34 251L35 254L30 253L29 255H28L29 252L27 253V251H25V253H26V254L24 255V256H26V257H25V260H28V259H29V262H30V261H31V258H33V255H34V258H36V254H37V252H38V251L36 252ZM62 250H65L64 254H63V251H62ZM112 250H113V251H112ZM157 250H159V251L162 250V251H161V253H159V251H157ZM166 250H169V251H170V248H169V249H166ZM166 250H165V252H166ZM172 250H173V249H172ZM177 250H178V249H177ZM187 250H188V248H187ZM194 250H192L193 253H195ZM204 250H203V251H204ZM218 250H219V249H218ZM233 250H234V249H233ZM235 250H236V247H235ZM243 250H244V249H243ZM243 250H242V251L239 250L240 253H243V254H240V255H242V257H244V256H243V255H244V251H243ZM250 250H251V249H250ZM250 250H249V251H250ZM253 250H252V251H253ZM255 250H257V249H255ZM255 250H254V251H255ZM2 251H3V250H2ZM4 251H5V250H4ZM8 251H9V250H8ZM18 251H19V250H18ZM18 251H17V252H18ZM22 251H20L19 254H18L19 257H20V259H21V256H22V255L20 256V253H21ZM30 251H31V250H30ZM60 251H62V254L64 255V257L61 255V252H60ZM66 251H67V252H66ZM73 251H74V252H73ZM156 251H157V253H156ZM181 251H182V250H181ZM181 251H180V252H181ZM184 251H185V250H184ZM192 251H191V252L189 251V254L192 253ZM197 251L200 252V250H198V249H197ZM203 251H202V252H203ZM258 251H259V250H257L256 252H258ZM0 252H1V251H0ZM5 252H6V251H5ZM17 252H16V249H15V253H17ZM31 252H33V251H31ZM68 252H71V253L68 254ZM154 252H151V253H154ZM227 252H228V250H227ZM227 252H226V253H227ZM230 252H233V254H234V251H230ZM235 252H236V251H235ZM237 252H238V249H237ZM262 252H263V251H262ZM262 252H261V251L258 252L259 254L261 253L260 256L262 255ZM15 253H14V254H15ZM41 253H42V254H41ZM65 253H66V254H65ZM73 253H74V255H73ZM148 253L150 254V252H148ZM148 253H147V254H148ZM167 253H168V251H167ZM181 253H182V252H181ZM183 253H184V252H183ZM187 253H188V252H187ZM196 253H197V252H196ZM219 253H220V252H219ZM221 253H222V252H221ZM251 253H255V252H251ZM3 254H4V252L2 253V255H3ZM6 254H7V253H6ZM31 254H33V255H31ZM67 254H68V255H67ZM147 254L145 255L146 257L144 258V260L147 261V264H150V262H151L150 260H152V258H150L151 256L149 255V256H150V257H149L150 259H148ZM189 254H188V255H189ZM199 254H196V255H199ZM228 254H229V252H228ZM231 254H232V253H231ZM233 254H232V255H233ZM16 255H17V254H16ZM16 255H15V256H16ZM27 255H28V258H27ZM75 255H76V256H75ZM86 255H87V256H86ZM167 255H168V254H167ZM173 255H174L176 258L180 256V254H179V253L177 254V252H176V255H175V254H173ZM183 255H184V254H183ZM183 255H181V256H183ZM194 255H195V254H194ZM200 255H199V256H200ZM215 255H216V254H215ZM220 255H221V254H220ZM236 255H237V254H236ZM236 255H235V256H236ZM250 255H251V254H250ZM0 256H1V253H0ZM6 256H7V255H5L4 258H5ZM29 256H30V258H29ZM38 256H37V257H38ZM44 256L42 257V258H43V262H44V260H45V259H44ZM67 256H68V257H67ZM69 256H70V258H69ZM162 256H163L162 258H164V259H161L162 261H165V260L169 257V256H166L165 253H164ZM185 256H186V255H185ZM56 257H57V259H56ZM58 257H60V258L58 259ZM61 257H62V258H61ZM66 257H67V258H66ZM83 257H82V259H83ZM155 257H156V259H154ZM170 257H172V256H170ZM170 257H169V258H170ZM183 257H184V256H183ZM183 257H182V258H183ZM189 257H190V256H189ZM221 257H222V256H221ZM229 257H230V256H229ZM233 257H234V256H233ZM248 257L251 258L252 255H251V256H248ZM7 258H8V256H7ZM15 258H16V257H15ZM17 258H18V257H17ZM26 258H27V259H26ZM34 258H33V259H34ZM79 258H81V257H79ZM111 258H112V259L114 258V259L111 260ZM135 258H137V257H135ZM182 258H180V259H182ZM185 258H186V257H185ZM190 258H193V256L190 257ZM208 258H209V259H208ZM213 258H215V257H213ZM217 258H218V256H217ZM234 258H235V257H234ZM237 258H239L238 255H237ZM253 258H254V257H253ZM260 258H261V257H260ZM13 259H14V258H13ZM18 259H19V258H18ZM18 259H17V260H18ZM22 259H23V258H22ZM33 259H32V260H33ZM49 259H50V260H49ZM53 259H54V260H53ZM124 259H123V260H124ZM178 259H179V258H178ZM188 259H189V258H188ZM188 259L186 258V259H184V260H185V261H186V260L188 261ZM196 259H198V256H197ZM199 259H200V257H199ZM199 259H198V260H195V261H197V262H194V263H195V264H198V263L202 262L201 260H203V259H201V260H199ZM207 259H208V260H207ZM218 259H219V258H218ZM218 259H217V260H218ZM223 259H224V258H223ZM227 259H228V258H227ZM241 259H242V258L240 257L239 260L241 261ZM1 260H2L1 262L4 263L7 259H6L5 261H3V259H1ZM35 260H36V259H34V263H32V264H35V263H36ZM39 260H38V261H39ZM56 260H58V261L56 262ZM74 260H73V261H74ZM123 260H122V261H123ZM159 260H160V259H159ZM161 260H160V261H161ZM169 260H171V259H169ZM169 260H167L166 263L163 262V264H167ZM176 260H177V259H176ZM191 260H192V259H191ZM193 260H194V258H193ZM232 260H233V259H232ZM235 260H237V259L235 258V259H234V262L231 263V264H235V262H236ZM18 261H19V260H18ZM45 261H46V260H45ZM47 261H46V263H48ZM52 261H53V263H52ZM73 261H72V263H73ZM133 261H134V258H133ZM135 261H136V260H135ZM138 261L140 262V259H139ZM141 261H143V257H142V260H141ZM149 261H150V262H149ZM154 261H152L153 264H154V263L156 264V262H157L158 260L155 261V262H154ZM171 261L174 262L175 260H171ZM171 261H169V262H171ZM210 261H212V262L210 263ZM219 261H220V260H219ZM223 261H225V259H224ZM223 261H222V262H223ZM226 261H227V260H226ZM226 261H225V262H226ZM240 261H239V262H240ZM246 261H247V260H245V262H243V263H239V262H236V263H237V264H244V263H247V264H248V261H250V260H248L247 262H246ZM252 261L254 262V259H253ZM1 262H0V263H1ZM20 262H21V261H19V262H17V263H20ZM22 262H23V261H22ZM27 262H28V261H27ZM27 262L25 261L24 263L26 264ZM31 262H33V261H31ZM41 262H42V260L39 261L40 264H42ZM54 262H55V263H54ZM110 262H111V263H110ZM117 262H119V261H117ZM117 262H116V264H117ZM123 262H124V261H123ZM148 262H149V263H148ZM175 262H177V261H175ZM178 262H182V261H179V260H178ZM225 262H224L223 264H225ZM229 262H230V261H229ZM229 262L227 261V263H229ZM241 262H242V261H241ZM255 262H256V258H255ZM5 263H6V262H5ZM10 263H11V261H10ZM14 263L16 264V260H15V259H14ZM39 263H38V264H39ZM49 263H48V264H49ZM59 263H58V264H59ZM64 263H65V262H64ZM64 263H63V264H64ZM72 263H71V264H72ZM74 263H75V262H74ZM74 263H73V264H74ZM125 263H126V262H125ZM160 263H162V262H159L158 264H160ZM182 263H183V262H182ZM186 263H187V262H186ZM186 263H185V264H186ZM202 263H203V262H202ZM217 263H218V261H217ZM217 263H216V264H217ZM220 263H221V262H220ZM261 263H262V262H261ZM7 264H9V263L7 262ZM20 264H21V263H20ZM43 264H44V263H43ZM75 264H78V263L76 262ZM81 264H82V263H81ZM119 264H121V262H120ZM141 264H142V263H141ZM143 264H145L144 261H143ZM171 264H173V263H171ZM174 264H176V263H174ZM177 264H180V263H177ZM189 264H190V263H189ZM192 264H193V262H192ZM221 264H222V263H221ZM249 264H250V262H249ZM251 264H252V263H251ZM263 264H264V263H263Z\"/></svg>",
  "mask_w": 264,
  "mask_h": 264
}]
</instances>
